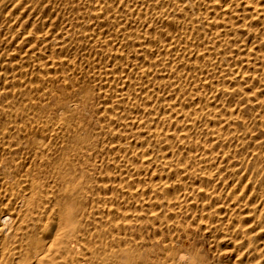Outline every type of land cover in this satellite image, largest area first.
<instances>
[{
	"label": "rangeland",
	"instance_id": "rangeland-1",
	"mask_svg": "<svg viewBox=\"0 0 264 264\" xmlns=\"http://www.w3.org/2000/svg\"><path fill=\"white\" fill-rule=\"evenodd\" d=\"M0 0V212H5L6 207L16 205L18 210L16 215L10 216L13 219H6L2 223L4 225L5 236H0V245L5 246L15 244L20 231V227L31 228L30 216L25 219L20 217L16 219L17 212L24 207L20 200L17 203L16 194L24 191L31 179L33 183L38 184V191L43 194L39 195L33 201V212L43 218L46 222L47 218L54 217L65 226L81 228L87 233V243L92 244L87 252L91 253L88 264H264V0ZM30 1V2H29ZM33 1V2H32ZM35 1V2H34ZM42 1V2H40ZM51 3H50V2ZM83 2L80 4V2ZM92 1V2H90ZM116 5H115V3ZM140 1V3H138ZM165 1V2H164ZM184 1H186L184 3ZM191 1V2H190ZM211 3H210V2ZM217 1V2H216ZM228 1V2H227ZM249 1V2H248ZM19 2V4H18ZM29 2V3H28ZM45 2V3H44ZM66 2V3H65ZM98 2V5L96 3ZM112 2V3H111ZM134 2L135 5H131ZM148 2V4H147ZM150 2L152 4H150ZM159 2V3H157ZM170 2V3H169ZM202 2V3H201ZM209 4H207V3ZM219 2V3H218ZM232 2V3H231ZM257 4H255V3ZM260 2V3H259ZM28 3V4H27ZM32 3V6H31ZM36 3V4H35ZM42 3V5H41ZM50 3V4H49ZM54 3V4H52ZM88 3V5H87ZM91 7H90V5ZM94 3V5H93ZM121 3V4H119ZM129 3V4H128ZM165 3V4H164ZM174 3V5L172 4ZM176 3V4H175ZM187 3H189L187 5ZM207 6H206V4ZM215 6H214V4ZM223 3V4H222ZM228 3V4H227ZM238 5H237V4ZM241 3V4H240ZM246 3V4H245ZM253 3V4H252ZM23 4V5H22ZM27 4V5H26ZM39 4L40 6H38ZM66 4V5H65ZM113 4V5H112ZM137 4V5H136ZM147 4V5H146ZM155 4V5H154ZM158 4L159 7H158ZM198 4L199 6L195 5ZM203 4V5H200ZM205 4V5H204ZM213 4V5H212ZM220 4V8L219 5ZM229 5L228 7L226 6ZM231 4L233 7H231ZM249 4V5H248ZM251 4V5H250ZM13 5H15L13 7ZM18 5V6H17ZM21 5V6H20ZM30 5V6H29ZM45 5V6H44ZM73 5V8L72 6ZM78 9H77V6ZM105 5V6H104ZM121 5V6H120ZM129 5V6H128ZM139 5V6H138ZM157 5V8H155ZM181 5V6H179ZM194 5V6H193ZM253 5V6H252ZM29 6V9H27ZM34 6V7H33ZM37 6V8H36ZM48 6V7H47ZM51 6V8L49 7ZM63 6V8H61ZM66 8H65V7ZM69 6V7H67ZM93 7L96 9L93 10ZM117 8H116V7ZM126 6L128 7L126 8ZM132 6V7H131ZM138 6V7H136ZM142 6V7H141ZM150 6L153 10L150 9ZM164 6V7H163ZM172 6V8H171ZM179 6V7H178ZM191 6V7H189ZM197 6V7H196ZM204 6V7H203ZM242 6V7H241ZM247 6V7H246ZM252 6V7H251ZM256 6V9H255ZM47 7V8H46ZM55 7V8H53ZM80 7V8H79ZM90 10H88V8ZM114 7V9H112ZM121 7V8H119ZM144 7V8H143ZM147 7V8H146ZM149 7V8H148ZM165 10L167 7V10ZM181 7V8H180ZM195 7V8H194ZM209 11L207 10L208 8ZM226 7V8H225ZM249 7V8H248ZM251 7V8H250ZM26 8V9H25ZM36 8V9H34ZM46 8V9H45ZM53 8V9H52ZM126 8V9H125ZM160 8V9H159ZM178 8V10H177ZM194 8V9H193ZM199 8V9H198ZM203 8V10H202ZM216 8V9H212ZM219 8V11L218 9ZM229 8V10H228ZM240 8V9H239ZM12 9V10H11ZM15 9V10H14ZM25 9V10H24ZM42 9V10H41ZM50 9V10H49ZM58 11H56V10ZM63 9V10H62ZM66 9V11H65ZM69 9V10H67ZM73 11H71V10ZM81 9V10H80ZM116 9V10H115ZM125 11H124V10ZM134 9V10H133ZM149 9V11H148ZM155 9V10H154ZM174 9V10H171ZM181 9V10H180ZM183 9V10H182ZM193 9V11L191 10ZM196 9V10H195ZM201 9V10H200ZM205 9V11H204ZM212 9V10H211ZM232 11H231V10ZM237 9V10H236ZM242 9V10H241ZM252 9V10H251ZM260 9V11H259ZM9 10V11H8ZM28 10V11H27ZM36 10V11H35ZM45 10V11H44ZM79 10V12H77ZM128 10V11H127ZM133 10V11H132ZM146 10V11H145ZM151 10V12H150ZM160 12H159V11ZM171 10V11H170ZM177 10V11H176ZM187 10V11H186ZM189 10V11H188ZM195 10V11H194ZM198 10V13L196 12ZM217 10V12H216ZM222 10V11H221ZM224 10V11H223ZM233 10H235L233 12ZM240 12H237V11ZM247 10V11H246ZM250 10V11H249ZM258 10V11H257ZM263 10V11H262ZM7 11V12H6ZM15 11V12H14ZM24 11V12H22ZM40 11V12H39ZM43 11V12H42ZM47 11V12H46ZM49 11V12H48ZM54 11V12H52ZM67 12V14L65 12ZM103 11V12H102ZM107 11V12H106ZM119 11V12H118ZM127 11V12H126ZM131 11V12H129ZM136 11V12H135ZM170 11V12H169ZM181 13H180V12ZM183 11V12H182ZM202 11V12H201ZM229 11V12H228ZM246 13H245V12ZM252 11V12H251ZM254 11V12H253ZM21 12L23 14H21ZM27 12V15H26ZM35 12V13H34ZM37 12V13H36ZM44 12L47 13L46 18ZM56 12V13H55ZM76 12V14H75ZM84 12V13H83ZM86 12V13H85ZM90 12V13H89ZM113 12L115 13L112 16ZM124 12V13H123ZM135 14H134V13ZM144 12V13H143ZM172 12V13H171ZM179 12V13H178ZM186 14H185V13ZM192 14H191V13ZM194 12V13H193ZM195 12L197 14H195ZM200 12V13H199ZM207 12V16H206ZM221 12V13H220ZM227 12V13H226ZM257 12V13H256ZM8 13V14H7ZM52 13V15H51ZM55 15H54V14ZM62 13V14H61ZM65 13V14H64ZM81 13V14H80ZM93 13V14H91ZM96 15H95V14ZM105 13H107V18ZM117 13V14H116ZM126 13V14H125ZM130 15H128V14ZM137 13V14H136ZM143 13V15H141ZM146 13V14H145ZM169 13V15H167ZM185 15H184V14ZM188 13V14H187ZM190 13V14H189ZM201 13L205 15V17ZM226 13V15L224 14ZM232 13V15H231ZM240 13V14H239ZM255 13V14H254ZM7 14V15H6ZM37 14V15H36ZM60 16H59V15ZM90 14L89 16H87ZM123 14V15H121ZM132 14L134 16H132ZM149 14V16H148ZM166 14V15H165ZM171 14V15H170ZM199 14V15H198ZM210 14V15H208ZM223 14L225 15L223 17ZM25 15V16H24ZM31 20H29L28 16ZM35 15V16H34ZM50 15V16H49ZM65 15V16H64ZM77 15V16H76ZM80 15V16H78ZM83 15L84 18L82 17ZM100 15V16H99ZM137 15V19H136ZM180 18H179V16ZM189 17H188V16ZM213 15V17H212ZM221 16V21L218 18ZM256 15V16H255ZM23 16V17H22ZM41 16V17H40ZM55 16V17H54ZM81 19H76L75 17ZM96 16V17H95ZM113 20L116 18V20ZM126 16V17H122ZM140 16V17H139ZM155 16V17H154ZM160 16V17H158ZM163 16V17H162ZM169 16V17H168ZM210 18H209V17ZM236 16V18H235ZM240 16V18H238ZM244 16V17H243ZM246 16V17H245ZM261 16V17H260ZM38 17H40L38 19ZM51 17V18H48ZM90 17V19L88 18ZM94 17V18H93ZM101 17V18H100ZM110 17V18H109ZM122 17L123 20H120ZM133 17V19H132ZM143 17V18H142ZM149 17V18H148ZM174 17V18H173ZM178 17V18H177ZM196 17L198 20L193 22ZM226 17L231 18L229 21ZM233 17V21L232 20ZM23 18V19H22ZM45 18V19H44ZM56 21V19H58ZM83 18V19H82ZM86 18V19H85ZM98 18V20H97ZM102 18H104L103 21ZM119 18V20H118ZM135 18V19H134ZM156 18V19H155ZM176 18V20H175ZM212 20L206 23L205 19ZM212 18V19H211ZM216 18V19H215ZM243 18V19H242ZM247 18V19H246ZM22 19V20H21ZM33 19H37L36 22ZM45 23H44V21ZM76 19V20H75ZM96 21H92V20ZM125 19V20H124ZM139 19V20H138ZM147 22H145L144 20ZM150 19V20H149ZM153 19V20H152ZM173 19V20H172ZM228 21L227 22H223ZM241 21H240V20ZM21 20V21H20ZM41 20V21H40ZM47 20V21H46ZM50 20V21H49ZM86 20V21H85ZM102 20V21H100ZM109 20V21H108ZM130 20V21H129ZM141 20V22H140ZM156 20V22H155ZM166 20V21H165ZM185 20V21H184ZM187 20V23H186ZM238 20V22L236 21ZM253 20V21H252ZM259 20V21H258ZM49 21V24H48ZM52 21V22H51ZM82 21V22H81ZM113 21V22H112ZM124 23H123V22ZM126 21L130 22L127 23ZM132 21V22H131ZM137 21H139L137 23ZM143 21V22H142ZM175 21V22H173ZM179 21V22H178ZM183 21V22H182ZM190 21V22H189ZM217 21V22H216ZM220 23V27L218 24ZM247 21V22H246ZM250 21V22H249ZM43 22V23H42ZM57 22V23H56ZM79 22V24H77ZM87 22V24H86ZM94 22V23H92ZM99 22V25L97 23ZM108 22V23H107ZM155 22V23H154ZM163 24V27L161 23ZM166 22V23H165ZM171 22V25H170ZM195 23V25L193 23ZM224 24H223V23ZM234 22V23H233ZM255 22V23H254ZM47 23V26H46ZM52 23V24H50ZM84 23V24H83ZM91 23V25H90ZM103 23V25H101ZM106 23V24H105ZM120 24V29L117 24ZM122 23V24H121ZM137 23V24H135ZM141 23V24H140ZM142 23H145L142 24ZM176 23V24H175ZM191 23V24H190ZM208 25L212 31L205 28ZM208 23V24H207ZM229 24V28L227 24ZM233 23V24H231ZM238 23V25L236 24ZM44 24V26H43ZM59 24V26H58ZM86 24V25H85ZM95 26H94V25ZM124 24V26H123ZM127 24V25H126ZM155 26H154V25ZM159 24L161 26H159ZM169 24V25H167ZM185 24V25H184ZM190 24V25H189ZM217 24V25H216ZM236 24L238 27H236ZM18 25V26H17ZM24 25V26H23ZM57 25V27H56ZM84 25V26H83ZM110 25V26H109ZM113 27H112V26ZM134 25V26H133ZM138 25L137 29L136 26ZM158 25L159 27H157ZM176 25V26H175ZM181 25L186 27H181ZM189 25V26H188ZM191 25L196 29H191ZM197 25V26H196ZM243 25V26H241ZM257 25H259L257 27ZM23 28L21 30V28ZM34 26H36L34 28ZM71 26V29H70ZM82 26V27H81ZM90 26V29H89ZM93 26V27H92ZM100 26L103 28H100ZM105 26V27H104ZM131 26V30H130ZM141 29H140V27ZM153 26V28H152ZM169 31L168 32V27ZM173 26V27H172ZM179 26V27H178ZM188 26V28H187ZM217 26V28H216ZM224 26V27H223ZM9 27V28H8ZM14 27V28H13ZM33 27V28H32ZM53 27V28H52ZM68 27V28H67ZM108 27V28H107ZM112 29H111V28ZM124 27V28H123ZM126 27V28H125ZM134 27V28H133ZM144 27V28H143ZM204 27V28H203ZM241 27V29H239ZM260 27V28H259ZM20 28V29H19ZM57 28V29H56ZM80 29L79 33L77 29ZM84 28V30L82 29ZM106 28V29H105ZM117 32H116V29ZM129 28V29H127ZM151 28V29H150ZM156 28L155 30H153ZM159 28V29H158ZM164 28V29H163ZM172 28V29H170ZM190 28V29H189ZM227 29V31L225 30ZM232 28V29H231ZM247 28V29H246ZM258 28V30H257ZM20 31H19V30ZM32 29V30H31ZM39 31H38V30ZM42 29V30H41ZM47 29H49L47 31ZM56 29V30H53ZM67 29V30H66ZM82 29V30H81ZM87 29V31H85ZM108 29V30H107ZM136 32H135V30ZM144 29V30H143ZM146 29V30H145ZM150 34H148L149 30ZM158 29V30H157ZM161 29V30H160ZM183 29V30H182ZM204 29V30H203ZM210 33L207 32V30ZM217 29V30H216ZM222 29V30H221ZM230 29V30H229ZM18 30V31H17ZM30 30V32H28ZM103 30V31H102ZM106 30V31H104ZM110 30V31H109ZM115 30V32H114ZM119 30V31H118ZM124 30V32H123ZM126 30V31H125ZM134 32H133V31ZM142 34H140L141 32ZM152 30V31H151ZM157 30V31H156ZM165 30V31H164ZM174 30V31H173ZM187 30V31H186ZM189 30V31H188ZM219 33H217V31ZM231 35H230V32ZM232 30V31H231ZM251 30V31H250ZM22 31V32H21ZM36 31L38 33H36ZM46 31V32H43ZM73 31L74 34H73ZM82 31L84 32L82 33ZM90 31V32H89ZM95 31V32H94ZM103 33L101 34L100 33ZM113 31V32H111ZM144 31V32H143ZM159 31H161L159 33ZM164 31V33H163ZM177 31V32H176ZM179 31V32H178ZM193 31L195 32L193 34ZM199 31V32H198ZM206 31V32H204ZM226 31V32H225ZM239 31V34L238 32ZM244 31V32H241ZM247 31V32H246ZM20 34H18V33ZM24 32V33H23ZM26 32V33H25ZM48 32V33H47ZM59 32V33H58ZM65 32H68L65 33ZM71 34V37L69 36ZM81 32V33H80ZM92 32V33H91ZM106 32V33H105ZM109 32V33H108ZM128 32V33H127ZM131 32V34H130ZM135 34H133V33ZM169 34H168V33ZM173 32V34H172ZM185 37H184V33ZM192 32V34H191ZM201 32V33H200ZM204 32V33H202ZM229 32V33H228ZM235 32V33H234ZM252 32V33H251ZM31 33V34H30ZM33 33V34H32ZM42 33V34H41ZM44 33H46L44 35ZM51 33H53L51 35ZM95 33V34H94ZM98 33V34H97ZM112 35H111V34ZM126 33V34H125ZM147 33V34H146ZM157 33V34H156ZM163 33V34H162ZM166 33L171 38L166 35ZM178 33V34H177ZM192 35H188V34ZM214 33V34H213ZM226 35H225V34ZM28 36H27V35ZM32 36H30V35ZM49 34V35H48ZM64 34H67L64 35ZM81 35L80 37L78 36ZM110 34V35H109ZM115 34V35H114ZM118 34V35H117ZM124 35L123 36H121ZM133 34V35H132ZM149 35V36H146ZM159 34V37H158ZM182 36H180V35ZM205 36H204V35ZM209 34V36H208ZM212 34V35H211ZM229 36H228V35ZM237 34V35H236ZM247 34V35H246ZM249 34V35H248ZM253 34V35H252ZM4 35V36H3ZM18 35V36H17ZM26 35V36H25ZM43 37H42V36ZM48 35V37L46 36ZM78 37H77V36ZM83 35V36H82ZM92 37H91V36ZM94 35V36H93ZM100 35V37H99ZM115 39V43L110 39ZM126 35V36H125ZM132 35V36H130ZM136 35V36H135ZM139 35V37L137 36ZM142 37H141V36ZM164 39L166 36L168 38ZM165 35V36H164ZM176 35V36H175ZM188 35V39L184 40ZM195 35V36H193ZM242 35V37H241ZM263 35V36H262ZM16 36V37H14ZM25 36V37H23ZM37 36V37H36ZM51 36V39H50ZM60 38H59V37ZM66 36V39L65 37ZM75 36V37H74ZM103 36V37H102ZM113 36V37H112ZM117 36V38H116ZM134 36V37H133ZM221 36V38H220ZM30 37V38H29ZM39 37V38H38ZM83 37V38H82ZM91 37V38H89ZM100 38L96 40V38ZM102 37V38H101ZM120 39H119V38ZM127 37V38H126ZM133 37V38H131ZM136 40H133L135 39ZM181 37V40L179 39ZM197 37V38H196ZM202 37V38H201ZM213 37L211 43L209 38ZM224 37V38H222ZM228 37V38H227ZM238 37V38H237ZM32 38L34 40H32ZM38 38V39H37ZM45 38V39H44ZM49 40H48V39ZM53 38H55V41ZM69 38V39H68ZM91 40H89V39ZM93 38V39H92ZM124 38L125 42L123 41ZM139 38H141V41ZM144 38V39H143ZM154 38V39H153ZM158 38V39H157ZM179 40H177V39ZM195 38V41H193ZM201 40H199V39ZM204 38H206L204 40ZM237 38V39H236ZM241 38V40H240ZM247 38V39H246ZM23 39V41H22ZM28 39V41H27ZM37 39V40H35ZM78 41H75L77 40ZM85 41H84V40ZM95 39V40H94ZM119 39V40H118ZM127 39V40H126ZM138 39V41H137ZM148 39L149 41H146ZM153 39V40H152ZM173 39V40H172ZM193 39V40H192ZM230 40V41H226ZM236 39V40H234ZM243 39V40H242ZM250 39V40H249ZM33 42H30V41ZM41 40V41H40ZM45 40V41H44ZM47 40V41H46ZM60 40V41H58ZM63 40V41H62ZM82 40V42H80ZM133 42H132V41ZM140 40V41H139ZM156 40V41H155ZM161 40L163 42H161ZM174 44H172L173 42ZM199 40V41H198ZM219 41V42H216ZM17 41V42H16ZM21 41V45L19 43ZM25 41V42H24ZM37 41V42H36ZM50 41V43H49ZM62 43L60 44V42ZM72 41V44L71 42ZM84 41V44H83ZM88 41V42H87ZM102 41V42H101ZM110 41V42H107ZM120 41V42H119ZM156 43H154V42ZM184 41V42H183ZM234 41V42H233ZM240 41V43H239ZM249 41V42H248ZM29 44H28V43ZM45 42V43H44ZM49 44H48V43ZM52 42H55L54 44ZM68 42V43H67ZM75 42V44H74ZM80 42V43H79ZM95 42V44H94ZM96 42L98 46L96 45ZM129 42V43H128ZM148 42V43H146ZM153 42V43H152ZM164 42L165 43L164 45ZM179 42V43H178ZM195 42V43H194ZM206 42V43H205ZM226 42V43H225ZM14 43V44H13ZM33 43V44H32ZM48 45H47V44ZM58 43V44H57ZM87 43V44H86ZM103 43V44H102ZM105 43V45H104ZM123 43V44H122ZM126 43V44H125ZM129 45H128V44ZM171 43V44H170ZM187 43V44H184ZM196 43H201L196 44ZM205 43V44H204ZM209 43V44H208ZM217 43H219L217 45ZM223 43V44H222ZM231 43V44H229ZM234 43V44H233ZM238 43V46L236 45ZM18 44V46H16ZM36 44V46H35ZM45 44V45H44ZM56 44V45H55ZM89 44V46H88ZM93 44V45H92ZM114 44V48L112 47ZM118 44V45H117ZM147 48H145L146 46ZM148 44V45H147ZM179 44V46H178ZM195 44V45H194ZM216 44V45H215ZM222 44V46H221ZM25 45V46H24ZM26 45H28L26 47ZM40 45V46H39ZM71 45V46H70ZM95 45V47H94ZM112 47H110V46ZM123 47L121 48V46ZM125 45V47H124ZM127 45V46H126ZM137 45V46H135ZM144 45V46H143ZM153 48L151 50L150 48ZM172 45V46H171ZM184 45V46H181ZM202 45V48L199 47ZM234 45V46H232ZM252 45V46H251ZM14 46V47H13ZM51 46V47H50ZM57 46V47H56ZM64 48H60L63 47ZM68 46V47H67ZM81 46V47H80ZM103 46V47H102ZM117 46L119 48H117ZM136 48H134V47ZM141 46V47H139ZM143 46V47H142ZM156 47V53L155 48ZM169 46V47H168ZM185 46L187 48H185ZM194 46V49H193ZM209 50L207 49V47ZM212 46V47H209ZM216 46V49L213 48ZM231 46V48H229ZM243 46V47H242ZM256 46V48H255ZM23 47V48H22ZM31 47V48H30ZM44 47V48H43ZM55 48V50L53 49ZM77 49H75V48ZM92 47H94L92 49ZM110 48V49H106ZM128 47V49H126ZM133 47V48H132ZM139 47V48H138ZM159 49H158V48ZM165 47V48H164ZM177 47V49H176ZM179 47V48H178ZM184 47V48H183ZM190 47L193 49L189 50ZM199 47V48H198ZM228 47V48H227ZM247 47V48H246ZM251 47V48H250ZM21 48V49H20ZM29 48V49H28ZM34 48V49H33ZM41 49L40 51L37 49ZM81 48V50L79 49ZM90 48V49H89ZM96 48V49H95ZM105 48V49H104ZM116 48V50H115ZM121 48V49H120ZM132 48V49H131ZM142 48V49H141ZM161 48V49H160ZM163 48V51H161ZM167 48V49H166ZM174 48V49H172ZM183 48V49H181ZM205 48V49H204ZM212 48V49H211ZM260 48V49H259ZM14 49V51H13ZM17 49V50H16ZM34 51H33V50ZM62 49V50H61ZM95 49V50H94ZM99 49V50H98ZM102 49V50H100ZM118 49V50H117ZM132 51H131V50ZM137 49V50H136ZM139 49V50H138ZM149 49V50H148ZM166 49V50H164ZM188 49V53L186 51ZM201 49L200 51H197ZM240 49V50H239ZM12 50V51H11ZM23 50V51H22ZM26 50V51H25ZM31 50V51H30ZM44 50V52H43ZM50 52V54L47 51ZM52 52H51V51ZM60 50V51H59ZM64 50V51H63ZM77 50V51H76ZM93 50V51H92ZM113 50V51H112ZM122 50V51H121ZM125 50V52H123ZM130 53H128L127 51ZM144 50V51H143ZM146 50V51H145ZM170 50V52L168 51ZM174 50L175 52H173ZM182 50V51H181ZM203 50V51H202ZM214 50V51H213ZM10 51V52H9ZM16 51V52H15ZM39 51V52H38ZM59 51V52H58ZM118 51V52H117ZM120 51V53H119ZM140 51V52H139ZM148 51V52H147ZM150 51V52H149ZM160 51V53H157ZM166 51V54L164 53ZM186 51V52H183ZM192 51V52H191ZM195 51V53H194ZM237 51V52H235ZM248 51V52H247ZM20 52V53H18ZM31 52V53H24ZM35 52V53H34ZM38 55H37V53ZM43 52V53H42ZM107 52V54H106ZM110 52V53H108ZM116 52V53H115ZM153 52V53H152ZM163 52V53H162ZM207 52V53H206ZM212 53V55L209 54ZM227 52V53H226ZM246 52V53H245ZM10 53V54H9ZM15 53V54H13ZM22 53V57H21ZM33 53V54H32ZM48 53V57L44 55ZM52 53V54H51ZM75 53V54H74ZM79 53V54H78ZM111 53L112 57H111ZM125 53V54H124ZM127 53V55H126ZM133 53V54H132ZM140 53V54H138ZM144 53V54H143ZM150 55H148V54ZM162 53V54H161ZM169 53V54H168ZM174 55H173V54ZM182 53V56H181ZM201 53V55L199 54ZM205 55H203V54ZM216 53V54H214ZM221 53V54H220ZM224 53V55H222ZM12 54V55H11ZM19 54V55H18ZM25 56H24V55ZM36 54V55H35ZM40 54V55H39ZM42 54V55H41ZM60 55L58 57V55ZM72 54V55H71ZM77 54V55H76ZM104 54V55H103ZM130 56H129V55ZM142 54V56H141ZM149 58H148V56ZM153 56H152V55ZM155 54V55H154ZM171 54V55H170ZM176 54V55H175ZM197 54V55H196ZM199 54V55H198ZM208 55V59L207 56ZM241 54V55H240ZM249 54V55H248ZM16 55V56H15ZM68 55V57H67ZM71 55V56H70ZM133 55H135L133 57ZM146 55V56H145ZM157 55V56H156ZM163 55V57H162ZM174 57H173V56ZM178 55V56H177ZM180 55V56H179ZM187 55V56H186ZM215 57H214V56ZM218 58H216L217 56ZM36 56V58H35ZM39 56L41 58H39ZM45 56V57H43ZM49 56L51 59H49ZM54 56V57H53ZM66 56V58H65ZM72 56L73 59H72ZM77 56V58H75ZM81 56V57H80ZM107 56V57H106ZM110 56V57H108ZM116 56V57H115ZM125 56H127L125 58ZM129 56V57H128ZM171 56V57H170ZM177 56V57H176ZM192 56V57H191ZM198 58L196 59L195 58ZM198 56V57H197ZM204 56V57H203ZM210 56V57H209ZM79 57V58H78ZM83 57V58H82ZM100 57V59H99ZM106 59H103V58ZM120 57V58H119ZM143 57V59L141 58ZM148 62L145 63L146 58ZM161 58L160 59H158ZM168 57V58H167ZM170 57V58H169ZM190 57V58H188ZM206 57V59H205ZM212 57V58H211ZM227 57V59L225 58ZM254 57V58H253ZM21 58V59H20ZM23 58V59H22ZM29 58V59H28ZM39 58V59H38ZM53 58H55V61ZM82 58V59H81ZM108 58V59H107ZM113 58V59H112ZM116 58V59H115ZM129 59V61L127 60ZM131 58V59H130ZM136 58V59H135ZM163 58V59H162ZM177 58V59H175ZM186 58V59H184ZM203 58V59H202ZM229 59V64L228 61ZM231 58V59H230ZM240 58V59H239ZM26 59V60H25ZM46 59V60H45ZM63 59L62 63L60 61ZM67 59V61H66ZM69 59V60H68ZM73 61H72V60ZM78 59V60H77ZM79 59H81L79 61ZM104 63H103V61ZM115 59V60H114ZM135 59V60H134ZM175 59V60H172ZM190 61H189V60ZM195 59V62L193 61ZM214 59V60H212ZM219 59V61H218ZM248 59V60H247ZM21 60V61H20ZM23 60V61H22ZM26 62H25V61ZM38 60L40 64L38 65ZM41 60L43 61L41 64ZM75 60V61H74ZM84 60V62L82 61ZM86 60V62H85ZM91 60V61H90ZM102 65H100V61ZM110 60V61H109ZM112 60V61H111ZM118 60V62H117ZM145 60V61H144ZM172 62H169V61ZM202 63H200V61ZM208 60V61H207ZM211 60V61H210ZM218 63H214V62ZM225 60V61H224ZM35 61V62H34ZM37 61V62H36ZM44 61H48L44 63ZM54 63H51V62ZM78 61V63H76ZM82 61V63H81ZM96 61V62H95ZM99 61V62H97ZM122 61V62H121ZM131 61V62H130ZM135 61V62H134ZM154 61V62H153ZM174 61V62H173ZM186 61V62H185ZM206 61V65H205ZM223 61V64H222ZM231 61V62H230ZM255 61V62H253ZM25 62V64H24ZM29 62V63H28ZM56 62V63H55ZM74 62V63H73ZM93 62V63H92ZM111 62V63H110ZM116 62V64H115ZM127 62H129L127 64ZM140 64H139V63ZM150 62V63H149ZM164 64H162V63ZM177 62V63H176ZM182 62V63H181ZM184 62V63H183ZM193 64H191V63ZM198 62V63H197ZM208 62V64H207ZM237 62V63H236ZM22 63L24 65H22ZM35 63L38 65H35ZM59 63V64H58ZM72 63V64H69ZM76 63V65H75ZM87 63V64H86ZM92 63V64H91ZM113 63V65H112ZM120 63V64H118ZM123 63V64H121ZM158 63V64H157ZM168 63V64H167ZM172 63V64H170ZM179 63V65H178ZM186 63V64H185ZM195 63L196 66H195ZM204 63V64H203ZM220 63V64H219ZM44 64V65H43ZM54 64V69L52 68ZM58 65V69L57 66ZM83 64V65H82ZM90 64V65H88ZM99 64V65H98ZM111 64V65H110ZM126 64V66L124 65ZM170 64V65H169ZM182 64V65H181ZM184 64V65H183ZM190 64L192 66H190ZM258 64V65H256ZM47 67H41V66ZM51 70L49 69L50 67ZM73 65V66H72ZM107 65L109 68H107ZM118 66L117 67H115ZM133 67H132V66ZM152 65V66H151ZM181 65V66H180ZM200 65V66H199ZM203 65V66H202ZM205 65V67H204ZM220 65V66H219ZM230 67L228 68L227 67ZM262 65V66H261ZM37 66V67H36ZM67 66V67H66ZM76 66V67H74ZM80 66V67H78ZM83 66V67H82ZM98 66V67H97ZM111 66V68H110ZM124 66V67H122ZM129 66V69H128ZM141 66V67H139ZM146 66V67H145ZM158 66V68H156ZM172 66V67H171ZM175 66V68H174ZM177 66V67H176ZM179 66V69H178ZM185 66V67H184ZM187 66V67H186ZM225 66V67H224ZM242 66L243 70H242ZM252 66V67H251ZM34 67V68H33ZM40 67V68H39ZM61 67V68H60ZM101 67L103 69H101ZM122 67V68H121ZM169 67V68H168ZM181 67V68H180ZM191 67V69H190ZM196 67V68H194ZM228 69H227V68ZM47 68V71L45 70ZM67 68V69H66ZM71 70H70V69ZM74 68V70H73ZM84 68V69H82ZM136 70H134V69ZM137 68V69H136ZM146 70H145V69ZM148 68V69H147ZM150 68V69H149ZM160 68V69H159ZM162 68V69H161ZM164 68V69H163ZM168 68V69H167ZM177 68V69H176ZM186 71H185V69ZM212 70H211V69ZM232 68V69H231ZM239 68V69H238ZM33 69V70H32ZM61 69V70H60ZM63 69V70H62ZM100 69V70H99ZM106 69V72H105ZM127 69V70H126ZM142 69V70H140ZM153 74H152V70ZM156 69V70H155ZM158 69V71H157ZM172 69V70H171ZM176 69V70H175ZM187 69L189 71H187ZM195 69V70H194ZM215 69V70H214ZM254 69V70H253ZM45 72H43V71ZM54 70V71H53ZM99 70V72H98ZM113 70V71H112ZM115 70V71H114ZM122 70V71H121ZM124 70V71H123ZM132 70V71H131ZM140 70V71H139ZM162 70V71H160ZM166 73H165V71ZM175 70V71H174ZM178 70V71H177ZM180 70V71H179ZM193 70V72H191ZM202 70V72H201ZM246 70V72H245ZM42 71V72H41ZM56 71V72H55ZM58 71V72H57ZM65 76L63 75V72ZM71 71V72H70ZM97 71V72H96ZM101 71V72H100ZM104 71V72H102ZM108 71V72H107ZM139 71V72H138ZM148 71V72H146ZM169 71V72H168ZM173 71V72H172ZM207 71V72H206ZM220 71V72H219ZM236 71V72H235ZM243 71V72H241ZM256 71V73H255ZM41 72V73H40ZM48 74H47V73ZM60 72V73H59ZM94 72V74H93ZM99 78H96V73ZM121 74H120V73ZM136 72V74H135ZM141 72V73H140ZM158 72V73H157ZM162 72V73H161ZM182 72V73H181ZM187 72V73H186ZM199 72V73H198ZM211 72V73H210ZM245 72V73H244ZM44 73V74H43ZM53 73V74H52ZM62 74L61 79L56 76ZM104 76L102 77L103 74ZM109 73V74H108ZM113 73V74H112ZM116 73V74H115ZM124 73V75H123ZM131 73V74H130ZM145 73V74H144ZM177 73V74H176ZM179 73V74H178ZM210 73V74H209ZM234 73V74H233ZM236 73V74H235ZM54 78H53V76ZM72 76H71V75ZM101 74V77H100ZM115 74V75H114ZM120 75V77L118 76ZM140 74V75H139ZM142 74V75H141ZM161 74V75H160ZM164 74V76H163ZM167 76H166V75ZM182 74V76H181ZM185 74V75H184ZM190 74V77H189ZM195 76L192 77L191 76ZM212 74V76H211ZM219 74V75H218ZM223 74V75H222ZM234 76H233V75ZM49 75V76H47ZM112 75V76H111ZM151 77H150V76ZM174 75V76H173ZM176 75V76H175ZM217 75V76H216ZM221 75V76H220ZM231 75V76H230ZM254 75V76H253ZM68 76V77H66ZM71 76V77H70ZM110 78H109V77ZM117 76V78H116ZM125 76V77H124ZM136 76V77H135ZM140 76V77H139ZM143 76V77H142ZM146 76V77H145ZM148 76V77H147ZM181 76V77H180ZM204 76V78H202ZM223 76V77H222ZM225 76V77H224ZM229 76V77H227ZM236 76V77H235ZM240 76V77H239ZM243 76V77H242ZM49 77L51 79H49ZM57 77V78H55ZM65 77V78H64ZM70 77V78H69ZM73 77V78H72ZM105 77V78H104ZM150 77V78H149ZM164 80H163V78ZM166 77V78H165ZM184 77V78H183ZM215 77V79H214ZM231 77V78H230ZM67 78V80H66ZM131 81H130V79ZM133 78V79H132ZM139 78V79H138ZM146 78V79H145ZM157 78V79H156ZM189 78V79H188ZM207 78V79H206ZM209 78V79H208ZM213 78V80H212ZM230 78V79H228ZM253 78V79H252ZM259 78V79H258ZM54 81L52 82L51 80ZM63 79V80H62ZM70 79V80H69ZM72 79V80H71ZM110 80V82L108 80ZM117 79V80H116ZM119 79V80H118ZM138 79V80H137ZM156 79V80H155ZM170 79V80H169ZM173 79V80H172ZM196 81H195V80ZM223 79V80H222ZM233 79V80H232ZM247 79V80H246ZM50 80V81H49ZM56 80V81H55ZM60 80V81H59ZM100 82H99V81ZM104 80H106L104 82ZM121 80V81H120ZM127 80V81H126ZM133 80V81H132ZM141 80V82H140ZM148 80V81H145ZM155 80V81H154ZM167 80V81H166ZM176 80V81H175ZM183 80V81H182ZM187 80V82H185ZM200 83L202 81V83ZM201 80V81H200ZM214 84L212 85V83ZM232 80V81H231ZM256 80V81H254ZM58 81V82H57ZM63 81V82H62ZM67 83H66V82ZM108 81V82H107ZM113 81L114 87L111 85ZM119 81L120 84H117ZM126 81V82H125ZM151 81V82H150ZM159 81V82H158ZM175 81V82H174ZM183 83H182V82ZM192 81V82H191ZM215 81V82H214ZM230 81V82H229ZM235 81V82H234ZM245 81V82H244ZM65 82V83H64ZM103 82V84H102ZM107 82V83H106ZM117 82V83H116ZM129 82V83H128ZM137 84H136V83ZM140 82V83H138ZM144 84H143V83ZM181 82V84H180ZM191 82V84H190ZM206 82V84H205ZM210 82V84H209ZM224 82V83H223ZM233 82V83H232ZM258 84H257V83ZM48 83V84H47ZM110 83V84H109ZM115 83V84H114ZM134 83V84H133ZM151 83V84H149ZM165 83V84H164ZM204 83V84H203ZM222 83V85H221ZM232 83V85H230ZM254 83H256L254 85ZM261 83V84H260ZM66 84V85H65ZM124 84V85H123ZM127 84V85H126ZM130 85V89L128 88ZM141 84V85H139ZM143 84V86H142ZM168 84V85H167ZM176 84V85H175ZM183 84V85H182ZM199 84V85H198ZM208 84V85H207ZM217 86H216V85ZM249 84V85H248ZM107 85V86H105ZM126 90H124V87ZM135 85V86H133ZM137 85V86H136ZM139 85V86H138ZM159 85V86H158ZM181 85V86H180ZM186 85V86H185ZM188 85V86H187ZM195 85V86H194ZM205 85V86H204ZM219 85V86H218ZM254 85V86H252ZM262 85V86H261ZM104 86V87H102ZM112 86V87H111ZM117 86H119L118 89ZM121 86V87H120ZM127 86V87H126ZM132 86V87H131ZM142 86V87H140ZM155 86H157L155 88ZM176 86V87H175ZM190 86V87H189ZM202 86V87H201ZM207 86V87H206ZM223 86V87H222ZM227 86V87H226ZM238 86V87H237ZM256 86V88H255ZM107 87V88H106ZM108 87H111L108 89ZM123 87V88H122ZM136 87V89H134ZM144 87V89H143ZM147 87V88H146ZM149 87V88H148ZM166 87V88H164ZM179 87V88H178ZM180 87H182L180 89ZM200 87V88H199ZM222 87V88H220ZM230 87V88H229ZM101 88V89H100ZM113 88V89H112ZM128 88V89H127ZM131 88L133 89L131 91ZM155 88V89H154ZM163 88V89H162ZM178 88V89H177ZM186 88V89H185ZM247 88V89H246ZM113 92H111L112 90ZM147 95H146V92ZM150 89V90H149ZM159 92L157 93V91ZM170 89V90H169ZM180 89V90H179ZM183 89V91H181ZM193 91H192V90ZM209 89V90H208ZM221 89V90H220ZM237 89V90H236ZM239 89V90H238ZM246 89V90H245ZM110 92H109V91ZM131 93H130V91ZM142 90V91H141ZM153 92H152V91ZM162 90V91H161ZM169 90V91H168ZM175 90V91H174ZM191 90V91H190ZM206 90L208 92H206ZM212 90V91H210ZM214 90V91H213ZM220 90V91H218ZM228 92L226 93V91ZM232 90V91H231ZM250 90V91H249ZM14 91V93H13ZM105 91V92H104ZM108 95H106L107 93ZM115 91V92H114ZM123 91V92H122ZM145 93H144V92ZM155 91V93H154ZM166 91V93H165ZM171 91V93H170ZM174 91V92H172ZM179 91V93H178ZM197 91V92H196ZM262 91V92H261ZM98 92V93H97ZM122 92V94H121ZM126 94H125V93ZM132 92H134L132 94ZM137 92V93H135ZM139 92V93H138ZM142 92V93H141ZM161 92V93H160ZM201 92L202 96H201ZM218 92V93H217ZM232 92V93H231ZM261 92V93H260ZM115 93V94H114ZM168 93V94H167ZM210 93V94H209ZM220 93V94H219ZM247 93V95H246ZM112 97L110 98V95ZM128 94V95H127ZM135 94V96H134ZM152 94V95H151ZM162 96H161V95ZM177 94V95H176ZM179 94V95H178ZM200 94V95H199ZM207 94V95H206ZM218 94V95H217ZM232 94V95H231ZM238 94V95H236ZM242 94V95H241ZM263 94V95H262ZM106 95V96H105ZM114 95V96H113ZM124 95V97H122ZM143 95V96H142ZM186 95V96H185ZM190 95V96H189ZM194 95V96H193ZM214 95V96H213ZM234 95V96H233ZM127 96V99H126ZM147 96V97H146ZM150 99H149V97ZM170 96V97H169ZM172 96V97H171ZM185 96V97H184ZM206 96V97H205ZM221 96V97H220ZM225 96V98H224ZM232 99H231V97ZM239 96V98H238ZM256 96V97H255ZM106 97V98H105ZM131 98L128 102V99ZM137 97V99H136ZM146 97V98H145ZM152 97V98H151ZM174 97V98H173ZM179 97V98H177ZM188 97V98H187ZM208 97V98H207ZM223 97V98H222ZM227 97V98H226ZM261 97V98H259ZM263 97V98H262ZM110 98V99H109ZM120 101L123 102H120ZM167 98V99H166ZM170 98V99H168ZM176 98V99H175ZM187 98V100L185 99ZM197 98V99H196ZM221 98V101L220 99ZM237 98V99H235ZM112 99V100H111ZM115 99V100H114ZM117 99V100H116ZM134 99V100H133ZM147 99V100H146ZM149 99V100H148ZM155 99V100H153ZM162 99V100H161ZM181 99V103H180ZM185 102H184V100ZM190 101H189V100ZM195 99V101H194ZM201 99V100H200ZM203 99V100H202ZM210 99V100H209ZM232 101H231V100ZM235 99V100H233ZM255 99V100H253ZM74 100V101H73ZM108 100V101H107ZM177 100V101H175ZM194 102H192V101ZM200 100V102L198 101ZM215 100V101H214ZM225 100V101H224ZM229 100V101H228ZM247 100V101H246ZM107 101V103H106ZM113 101V104L111 102ZM153 103H152V102ZM155 101V102H154ZM161 101V104H160ZM188 101V102H187ZM202 101V102H201ZM115 102V103H114ZM118 102V103H117ZM133 102V103H132ZM136 102V103H134ZM159 103V107L155 103ZM169 102V103H168ZM172 102V104H171ZM176 102V106L175 103ZM179 102V104H177ZM191 105H190V103ZM205 102V103H204ZM217 102V104H215ZM224 102V104H223ZM240 102V103H239ZM253 102V103H252ZM110 103V104H109ZM129 103V104H128ZM145 103V104H144ZM184 103V107L182 106ZM200 103V104H198ZM204 103V104H203ZM230 103V104H229ZM246 105H244V104ZM117 104V105H116ZM127 108H126V106ZM132 104V105H131ZM143 104V105H141ZM155 108L157 106V108ZM182 104V105H181ZM189 104V106H188ZM210 104V105H209ZM226 104L229 106L226 107ZM233 106H232V105ZM248 104V105H247ZM257 104V105H256ZM104 105V106H103ZM107 105V107L105 106ZM111 105V106H110ZM116 105V106H115ZM121 105V106H120ZM134 105V107H133ZM141 105V107H140ZM148 105L150 107H148ZM153 105V106H152ZM200 105V106H199ZM207 105V106H206ZM120 106V107H119ZM125 106V107H123ZM132 109H131V107ZM136 106V107H135ZM146 106V108H145ZM161 106V108H160ZM163 106V108H162ZM166 106V107H165ZM169 106V107H168ZM175 106V108H174ZM191 108L193 109H190ZM256 106V107H255ZM262 106V107H261ZM104 107V108H103ZM107 109H106V108ZM108 107H111L108 108ZM115 107V110H114ZM139 107V109H138ZM172 107V108H171ZM195 107V108H194ZM206 107V109H205ZM210 107V108H209ZM218 107V108H217ZM239 108V109H236ZM251 107V108H250ZM113 108V109H112ZM123 111H122V109ZM126 108V109H125ZM135 108V109H134ZM155 110H153V109ZM184 108V109H183ZM198 108V109H197ZM232 108V109H229ZM255 108V109H254ZM260 108V109H259ZM262 108V109H261ZM106 109V110H104ZM119 109V110H118ZM128 109V111H127ZM137 109V110H136ZM159 109V110H158ZM172 109V110H171ZM180 109V110H177ZM195 109V110H194ZM202 109V110H201ZM204 109V110H203ZM209 109V111H208ZM223 109V110H222ZM247 109V110H246ZM103 110V111H102ZM111 110V111H110ZM116 113H114V111ZM120 112H118V111ZM147 110V112H146ZM172 112H170V111ZM227 110V112H226ZM231 110V112H230ZM236 110V111H235ZM128 116H127V112ZM133 111V112H132ZM145 111V112H144ZM161 114H160V112ZM163 111V112H162ZM176 111V112H175ZM181 111V112H178ZM188 111V112H187ZM195 111V112H194ZM196 111L198 113H196ZM214 111V112H213ZM222 111V112H221ZM225 111V112H224ZM229 111V112H228ZM245 111V112H244ZM248 111V112H246ZM250 111V112H249ZM17 112V113H16ZM111 112V113H110ZM114 114H113V113ZM118 112V113H117ZM124 113V115H122ZM136 112V113H135ZM169 112V113H168ZM174 112V113H173ZM191 114H190V113ZM206 112V113H205ZM209 112V113H208ZM252 112V114H251ZM28 113V114H27ZM109 115H108V114ZM142 113L144 114L142 117ZM147 113V114H146ZM149 113V114H148ZM173 113V114H172ZM182 115H181V114ZM206 115H205V114ZM210 115H208V114ZM220 113V114H219ZM223 113V114H222ZM229 115H227V114ZM235 113V114H234ZM243 113V114H242ZM254 113V114H253ZM118 114H120L118 116ZM176 114V115H175ZM181 117H176L178 115ZM189 114V115H188ZM194 116H193V115ZM227 116H226V115ZM230 114L232 116H230ZM251 114V115H250ZM114 115V116H112ZM162 115V116H161ZM169 115V116H168ZM172 115V116H171ZM186 115L188 117H186ZM200 115V116H199ZM234 115V116H233ZM240 115V118H239ZM253 115V117H252ZM263 115V118L262 116ZM110 116V119L109 117ZM112 116V117H111ZM120 116L122 117L120 119ZM124 116V117H123ZM127 116V117H126ZM136 116V117H135ZM138 116V117H137ZM140 116L141 119H138ZM158 116V117H157ZM164 116V117H163ZM175 116V117H174ZM183 116V118H182ZM193 116V117H192ZM205 116V117H204ZM230 116V117H229ZM102 117V118H101ZM105 117V120L103 119ZM108 117V118H107ZM117 118V120L115 118ZM135 117V118H134ZM169 117V118H168ZM174 117V118H173ZM192 117V118H191ZM214 117V118H213ZM228 117V119H226ZM237 117V118H236ZM246 117L248 119L245 118ZM131 118V119H130ZM134 118V119H133ZM156 120H155V119ZM159 118V119H158ZM167 118V119H166ZM194 118V119H193ZM204 118V119H203ZM212 118V119H211ZM221 118V119H220ZM224 118V119H223ZM232 120H230V119ZM59 119V120H58ZM108 119V121L106 120ZM116 120V122L114 120ZM120 119V120H119ZM125 119V120H124ZM133 119V120H132ZM144 119V121H143ZM154 119V120H153ZM176 119L177 123H176ZM196 119V121H195ZM203 119V121H202ZM110 120V123H109ZM112 120V121H111ZM119 120V121H118ZM122 120V121H121ZM127 120V121H126ZM137 120V121H136ZM139 120H142L139 122ZM150 120V121H149ZM159 120V121H157ZM189 120V122H188ZM225 120V121H224ZM243 120V121H242ZM245 120V121H244ZM103 121V122H102ZM126 121V122H125ZM147 121V122H146ZM207 121V122H206ZM215 121V123H214ZM220 121V122H219ZM230 121V122H229ZM251 121H253L251 123ZM57 122V123H56ZM121 124H119V123ZM124 122V125L123 123ZM149 122V123H148ZM155 122V123H154ZM160 122V123H159ZM162 122V123H161ZM166 122V123H164ZM169 122V124H168ZM172 122V123H171ZM194 122V123H193ZM200 122V123H199ZM210 122V124H209ZM229 124H227V123ZM244 122V123H243ZM248 122V123H247ZM255 122V123H254ZM259 122V125H258ZM102 123V124H101ZM130 123V124H128ZM132 123V124H131ZM134 123V124H133ZM158 123V124H157ZM164 123V125H163ZM171 123V124H170ZM199 123V125H198ZM213 123V125H212ZM226 123V124H225ZM235 123V124H234ZM242 123V125H241ZM247 123V124H246ZM261 123V124H260ZM105 124H109L106 125ZM114 124V125H113ZM128 124V125H127ZM149 124V125H148ZM154 124V126H153ZM173 124V125H172ZM179 124V125H178ZM182 126H181V125ZM184 124V126H183ZM193 124V126H192ZM202 124V125H201ZM206 124V125H205ZM215 124V125H214ZM233 124V125H232ZM103 125V126H102ZM113 125V126H112ZM117 125V126H116ZM119 125V126H118ZM130 125V126H129ZM141 125V126H140ZM152 125V126H151ZM161 125V127H160ZM168 127H167V126ZM170 125V126H169ZM178 125V126H177ZM190 125V126H189ZM196 125V126H195ZM220 125H224L219 127ZM228 125V126H227ZM232 125V126H231ZM244 125V126H243ZM246 125V126H245ZM251 125V126H250ZM116 126V127H115ZM126 126V127H125ZM140 126V127H139ZM150 126V127H149ZM159 126V128H158ZM186 126V128H185ZM192 126V127H191ZM198 126V127H197ZM210 128H209V127ZM215 126V127H214ZM236 126V127H235ZM253 126V128H252ZM128 127V129H127ZM135 127V128H133ZM137 127V128H136ZM176 127V128H174ZM213 127V128H212ZM218 127V128H217ZM226 127V128H225ZM229 127V128H228ZM234 127V128H233ZM238 127V128H237ZM242 127V128H241ZM247 127V128H246ZM257 127V128H255ZM107 128V129H106ZM145 128L148 130L145 131ZM152 128V131H151ZM166 128V129H165ZM171 128V129H170ZM193 128V129H192ZM224 128V129H223ZM233 128V129H232ZM260 128V129H259ZM106 129V130H105ZM111 131H110V130ZM122 131H120V130ZM124 129V130H123ZM127 129V130H126ZM136 129V130H135ZM150 129V130H149ZM160 131H159V130ZM184 129V130H183ZM186 129V130H185ZM195 129V130H194ZM200 129V130H199ZM218 129V130H217ZM221 129V131H220ZM228 129V130H227ZM230 129V131H229ZM242 129V131H241ZM249 129V130H248ZM252 129V131H251ZM258 129V130H257ZM113 130V131H112ZM119 130V131H117ZM130 130V131H129ZM132 130V131H131ZM142 130V132H140ZM164 130V131H163ZM167 130V131H165ZM202 130V131H201ZM235 130V131H234ZM246 130V131H245ZM59 131V132H58ZM108 131V132H107ZM126 131V132H125ZM155 131V132H154ZM164 133H162V132ZM169 131V133H168ZM180 131V132H179ZM198 131V133H197ZM211 133H210V132ZM234 131V132H233ZM241 131V132H240ZM248 131V132H247ZM263 131V132H261ZM112 132V133H110ZM115 132V133H113ZM119 132V133H118ZM129 132V133H128ZM131 132V133H130ZM138 132V133H137ZM146 132V133H145ZM167 132V133H166ZM175 132V133H174ZM208 132V133H207ZM214 132V134H213ZM222 132V133H221ZM227 132V133H226ZM230 132V133H229ZM237 132V133H236ZM239 132V133H238ZM253 132V134H252ZM57 133V134H56ZM108 133L110 134L108 135ZM118 133V134H116ZM142 133V134H141ZM157 133V134H156ZM166 133V134H165ZM175 135H174V134ZM193 133V134H192ZM221 133V134H220ZM224 133V134H223ZM247 133V134H246ZM251 133V134H250ZM259 133V134H258ZM262 133V134H261ZM64 134V135H63ZM122 134V135H120ZM126 134V135H125ZM153 134V135H152ZM156 134V135H155ZM162 134V135H161ZM169 134V136H168ZM172 134V136L170 135ZM185 134V135H184ZM188 134V135H187ZM213 134V136H212ZM230 134V135H229ZM244 134V135H243ZM256 136H252L255 135ZM129 135V137H128ZM134 135V136H133ZM137 135V136H136ZM151 135V136H150ZM155 135V136H154ZM184 135V136H183ZM190 135V136H189ZM196 135V137H195ZM222 135V136H221ZM225 137H224V136ZM242 135V136H241ZM248 135V137H246ZM50 136V137H49ZM126 138H125V137ZM140 136V137H139ZM148 136V137H147ZM150 136V137H149ZM161 136V137H160ZM175 136V137H174ZM181 136V137H180ZM184 138H183V137ZM194 136V137H193ZM200 136V137H199ZM208 136V137H207ZM211 138H210V137ZM215 136V137H214ZM219 136V137H218ZM252 136V137H251ZM114 137H116L114 139ZM134 137V138H133ZM136 137V138H135ZM145 137V138H144ZM152 137V138H151ZM189 137V138H188ZM201 137L204 139H201ZM205 137V138H204ZM240 137V138H239ZM244 139H241V138ZM255 137V138H253ZM257 137V138H256ZM111 138V139H109ZM113 138V140H112ZM118 138V139H117ZM123 138V139H122ZM138 138L140 140H138ZM158 138V140H157ZM168 138V140H167ZM186 138V139H185ZM191 138V139H190ZM194 138V140H193ZM202 143H201V140ZM207 138V140H206ZM217 138H219L217 140ZM222 138V139H221ZM252 138V139H251ZM128 141H127V140ZM133 139V140H132ZM147 139V140H146ZM153 139V140H149ZM162 139V141H161ZM174 139V143L173 140ZM180 139V140H179ZM184 139V140H183ZM190 139V140H189ZM198 139V141H197ZM236 139V140H235ZM112 142H111V141ZM118 140V141H116ZM132 140V141H131ZM145 140V141H144ZM166 140V141H165ZM177 140V142H176ZM215 140V141H214ZM220 140V141H219ZM222 140V141H221ZM225 140V141H224ZM242 140H244L242 142ZM250 140V141H248ZM83 141V142H82ZM86 141V142H85ZM110 141V142H109ZM124 141V142H123ZM182 141V142H180ZM189 143H188V142ZM192 141V142H191ZM195 141V142H193ZM200 141V142H199ZM229 141V142H228ZM115 142V143H114ZM118 142V143H117ZM134 142V143H133ZM150 142V143H149ZM185 142V143H184ZM205 142V143H204ZM221 142V143H220ZM248 142V143H246ZM263 142V143H262ZM130 143V146H129ZM137 143V144H136ZM154 143V144H153ZM180 143V144H179ZM240 143V144H239ZM246 143V144H245ZM62 144V145H61ZM108 144V145H107ZM120 144V145H119ZM133 144V145H132ZM144 144V145H143ZM146 144V146H145ZM156 144V148L154 147ZM171 144V146H169ZM190 144V146H189ZM203 144V146L201 145ZM208 144V145H206ZM217 144L219 148H217ZM222 144V145H221ZM224 144V145H223ZM242 144V146H241ZM249 147H248V145ZM104 145V146H103ZM111 147H108L110 146ZM118 145V147H117ZM123 145V146H122ZM139 145V146H137ZM165 145V146H162ZM173 145V146H172ZM185 145V146H184ZM208 150H206L207 148ZM246 145V146H245ZM256 145V146H255ZM259 145V146H258ZM4 146V147H3ZM45 146V147H44ZM102 146V148H101ZM107 146V147H106ZM113 146V147H112ZM129 146V147H127ZM134 146V147H133ZM150 146V148H149ZM176 146V147H175ZM202 146V147H201ZM221 146V147H220ZM224 146V147H223ZM244 146V147H243ZM253 146V147H252ZM44 147V148H43ZM115 147V148H114ZM137 147V149H136ZM154 147V149H152ZM163 147V148H162ZM181 147V148H180ZM183 147V148H182ZM242 147V148H241ZM247 147V148H246ZM257 147V149H255ZM86 148V149H85ZM127 148V149H126ZM162 151H161V149ZM163 152V149H165ZM168 148V149H167ZM175 148V149H174ZM190 148V149H189ZM199 150H197V149ZM249 148V149H248ZM260 148V149H259ZM103 149V151H102ZM105 149V150H104ZM161 151L159 152L158 151ZM178 149V150H177ZM181 149V150H180ZM186 149V150H185ZM189 149V150H188ZM216 149V151H214ZM226 149V150H225ZM247 149V152H246ZM48 150V151H47ZM144 150V151H143ZM170 150V151H169ZM176 150V151H175ZM180 150V151H179ZM188 150V151H187ZM212 150V151H211ZM231 150V151H230ZM263 150V151H262ZM98 151V152H97ZM101 151V152H100ZM134 151V152H133ZM143 151V152H142ZM158 151V152H157ZM168 154H166V152ZM185 151V152H184ZM201 151V152H200ZM214 151V152H213ZM262 151V152H261ZM120 153V154H117ZM130 152V153H129ZM140 152V153H139ZM207 152V153H206ZM210 152V153H209ZM229 152V153H227ZM231 152V154H230ZM237 152V153H236ZM242 152V153H241ZM244 152V153H243ZM251 152V153H250ZM108 153V154H107ZM200 155H199V154ZM239 153V154H238ZM100 154V155H99ZM113 154V155H112ZM137 154V155H136ZM142 154V155H140ZM162 154V155H161ZM165 154V155H164ZM182 156H181V155ZM194 154V155H193ZM208 154V155H205ZM225 154V155H224ZM230 154V155H229ZM237 154V155H236ZM246 154V155H245ZM260 154V155H259ZM43 155V156H42ZM83 155V156H82ZM104 155V156H103ZM108 155V156H106ZM118 155V156H117ZM134 155V156H133ZM170 155V157L167 156ZM74 156V157H73ZM81 156V157H80ZM111 156V157H109ZM115 156V157H114ZM141 156V157H140ZM143 156V157H142ZM145 156V157H144ZM159 156V159H158ZM165 156V157H162ZM117 157V158H116ZM123 157V158H122ZM187 157V158H186ZM195 157V158H194ZM208 157V158H207ZM246 157V158H245ZM261 159H260V158ZM83 158V159H81ZM114 158V159H113ZM131 158V159H130ZM148 158V159H147ZM153 158V159H152ZM164 158V161H163ZM166 158V159H165ZM173 158V159H172ZM185 158V160H184ZM191 158V160H190ZM197 158V159H196ZM199 158V159H198ZM227 158V159H226ZM244 160H243V159ZM248 158V159H247ZM42 159V160H41ZM89 159V160H88ZM109 159V160H108ZM111 159V160H110ZM124 159V160H123ZM137 159V161H136ZM143 159V160H141ZM170 159V160H169ZM172 159V160H171ZM175 159L176 162H173ZM179 159V160H178ZM229 159V160H228ZM256 159V163H255ZM25 160V161H24ZM83 160V161H82ZM91 160V161H90ZM103 160V161H102ZM147 160V162H146ZM183 160V161H182ZM187 160V161H186ZM206 160V161H205ZM211 160V161H210ZM214 160V161H213ZM225 162H224V161ZM227 160V161H226ZM237 160V161H236ZM246 160V161H245ZM258 160V161H257ZM117 161V162H116ZM135 161V162H132ZM142 161V162H141ZM150 163H149V162ZM152 161V162H151ZM160 161V162H159ZM169 165H168V162ZM182 163H181V162ZM220 161V162H219ZM240 161V162H238ZM25 162V163H24ZM30 162V163H29ZM83 162L84 167H83ZM89 162V164H87ZM92 162V164H91ZM105 162V163H104ZM114 164V162L117 164ZM156 162V163H155ZM163 162V163H161ZM179 162V163H178ZM199 162V163H198ZM206 162V163H205ZM245 162V163H244ZM96 163V165H95ZM109 163V164H107ZM119 163V164H118ZM123 163V164H121ZM143 163V164H141ZM153 163V166L152 164ZM159 163L162 165H159ZM201 163V164H200ZM219 163V164H218ZM249 163V164H248ZM258 163V164H257ZM74 164V166H73ZM87 164V166L85 165ZM98 164V165H97ZM102 164V166H101ZM157 164V165H156ZM199 164V165H198ZM206 164V165H205ZM216 164V165H215ZM237 164V165H236ZM239 164V165H238ZM261 164V165H260ZM40 165V166H39ZM64 165V166H63ZM70 166V168L68 167ZM128 165V166H127ZM149 165V166H148ZM155 165V166H154ZM159 165V167H158ZM173 165V166H172ZM176 165V166H175ZM184 165V167H183ZM196 165V167H195ZM204 165V166H203ZM249 165V166H248ZM95 166V167H94ZM97 166V168H96ZM100 166V167H99ZM113 166V167H111ZM119 166V167H118ZM135 166V167H134ZM145 166V167H144ZM178 167V170L176 169ZM202 166V167H201ZM209 166V167H208ZM213 166V167H212ZM245 166V169H242ZM99 167V169H98ZM126 167V168H125ZM156 167V168H155ZM211 167V168H210ZM250 169H249V168ZM87 168V170H86ZM89 168V169H88ZM92 168V169H91ZM104 168V169H103ZM108 169L106 172L104 171ZM168 168V169H167ZM188 168V169H187ZM206 168V169H205ZM244 168V167H243ZM261 168V169H260ZM263 168V169H262ZM58 171H57V170ZM59 169H63L59 172ZM91 169V170H90ZM96 169V170H95ZM141 169V170H140ZM153 169V170H152ZM161 169H163L161 171ZM173 169L171 172L170 170ZM187 169V170H186ZM191 169V170H190ZM213 171H211V170ZM223 169V170H222ZM238 169V170H236ZM241 169V170H240ZM248 169V170H247ZM34 170V171H33ZM85 170V171H83ZM90 170V171H89ZM98 170V171H97ZM143 170V171H142ZM150 170V171H149ZM177 170V171H176ZM259 170V172H258ZM88 171V172H87ZM101 173H100V172ZM120 171V172H119ZM137 171V172H136ZM194 171V172H193ZM198 171V172H197ZM224 171V172H223ZM258 173L255 174V172ZM62 172V173H61ZM91 172L92 174L90 175ZM105 172V173H104ZM112 172V173H111ZM140 172V173H139ZM146 172V173H145ZM156 174H155V173ZM159 172V173H158ZM175 174H173V173ZM183 172V173H182ZM186 172V173H185ZM250 172V174H249ZM35 173V174H34ZM61 173V174H60ZM99 173L101 176H99ZM125 173V174H124ZM154 174L155 176L150 175ZM164 173V175L162 174ZM255 175H252V174ZM95 174V175H94ZM98 174V175H96ZM113 174L112 176H110ZM115 174V175H114ZM149 174V175H148ZM169 174V175H168ZM173 174V175H172ZM248 176H247V175ZM261 174V175H260ZM93 175V176H92ZM109 175V176H108ZM133 175V176H132ZM139 175V176H137ZM147 178L145 179V177ZM167 175V176H166ZM175 176L169 177V176ZM177 175V176H176ZM193 175V176H192ZM198 175V176H197ZM203 175V176H201ZM211 175V176H210ZM106 176V177H105ZM133 178H132V177ZM135 176V177H134ZM183 176V177H182ZM187 176V179L185 178ZM192 176V177H191ZM247 176V178H246ZM255 176V177H253ZM96 177V178H95ZM103 177V178H101ZM106 179H105V178ZM113 177V178H112ZM117 177H119L117 179ZM151 177V179H149ZM167 177H169L167 179ZM179 177V178H178ZM181 177V178H180ZM194 177V178H193ZM199 177V178H198ZM214 177V178H212ZM6 178V179H5ZM97 178L99 180H97ZM137 178V179H136ZM153 178V179H152ZM172 178V179H171ZM178 178V179H177ZM262 178V179H261ZM94 179V180H93ZM104 180L102 182V180ZM112 179V180H111ZM114 179V180H113ZM156 181H155V180ZM180 179L182 181H180ZM186 179V180H184ZM192 179V180H191ZM215 179V180H214ZM222 179V180H221ZM237 179V180H236ZM242 179V180H241ZM246 179V182H245ZM250 181H249V180ZM260 179V180H259ZM27 180V181H26ZM98 183L95 185V182ZM147 180V181H146ZM149 180V182H148ZM152 180V182H150ZM176 180L175 182L172 181ZM201 180V181H200ZM209 180V181H208ZM221 180V181H220ZM240 180V181H238ZM244 180V181H243ZM248 180V181H247ZM19 183L17 184V182ZM32 181V180H31ZM36 181V182H35ZM107 181V182H106ZM146 181V182H145ZM180 181V183H179ZM233 181V183H232ZM252 181V182H251ZM6 182V184L4 183ZM25 184H24V183ZM30 182V183H29ZM94 184H93V183ZM100 182V183H99ZM144 182V183H143ZM185 182V183H183ZM198 182V183H195ZM215 182V183H214ZM242 182V183H241ZM1 183L3 185L1 186ZM23 183V184H22ZM53 184L52 188L51 185ZM59 183V184H58ZM92 183V184H91ZM114 183V184H113ZM120 186H115L118 184ZM131 185H130V184ZM157 183V185H156ZM167 183V184H166ZM178 183V184H177ZM250 183V184H249ZM252 183V185H251ZM254 183V185H253ZM9 184V185H8ZM12 184V185H11ZM15 184V185H13ZM79 184V185H78ZM100 184H104L103 187ZM133 184V185H132ZM153 184V185H152ZM161 184V185H158ZM163 184V185H162ZM171 184V185H170ZM175 184V185H174ZM183 184V185H182ZM196 184V185H195ZM218 184V185H217ZM230 184V185H229ZM238 184V185H237ZM247 186H246V185ZM262 184V185H261ZM18 185V186H17ZM26 185V186H25ZM99 185V186H98ZM106 185V188H105ZM114 185V186H113ZM151 185V187H150ZM167 185V187H166ZM169 185V186H168ZM202 185V186H200ZM212 185V186H211ZM226 185V186H225ZM228 185V186H227ZM11 186V188H10ZM15 187V189L13 190ZM20 186V187H19ZM23 186V187H21ZM154 188H153V187ZM164 186L167 188H164ZM176 186V187H175ZM199 186V187H198ZM7 187V188H6ZM79 187V188H78ZM100 187V188H99ZM132 187V188H131ZM163 187V188H162ZM178 189H175L177 188ZM243 187V188H242ZM257 187V188H256ZM7 191H3L4 189ZM21 188V190H20ZM41 188V192H40ZM69 188V189H68ZM78 190L76 191L75 190ZM105 188V189H104ZM108 188V189H107ZM120 188V189H119ZM199 188V189H198ZM204 188V189H202ZM211 188V189H210ZM231 188V189H230ZM237 188V189H236ZM256 188V189H255ZM10 189V190H9ZM14 192H12V190ZM47 189V190H46ZM67 189L69 191H67ZM97 189V190H96ZM100 189L102 191H100ZM110 189V190H109ZM130 189V190H129ZM132 189V190H131ZM136 189V190H135ZM155 189V190H153ZM180 189V190H179ZM201 189V190H200ZM206 189V190H205ZM210 189V191H209ZM216 189V190H215ZM247 189V190H246ZM17 190L18 193H17ZM71 190V191H70ZM75 190V191H74ZM99 190V192H98ZM124 190V191H123ZM168 190L164 193V191ZM177 190V191H176ZM242 190L241 194L240 191ZM256 190V191H255ZM10 191V192H8ZM68 193H67V192ZM105 191V192H103ZM132 191V192H130ZM142 191V192H141ZM181 191V192H179ZM190 191V192H189ZM232 191V192H231ZM235 191V193H234ZM6 192V193H5ZM121 192V193H119ZM140 192V193H139ZM144 192V193H143ZM154 192V193H153ZM161 192V193H160ZM163 192V193H162ZM220 192V193H219ZM255 194H254V193ZM12 193V194H10ZM47 193V194H46ZM103 193V194H102ZM119 193V195H118ZM138 193V195H136ZM142 193V194H141ZM174 193V194H173ZM178 193V195H177ZM185 193V195H184ZM203 193V195H202ZM225 193V194H224ZM234 193V194H233ZM238 193V194H237ZM99 194V195H97ZM113 194V195H112ZM116 196H115V195ZM134 196H132V195ZM140 194V195H139ZM153 194V195H152ZM171 194V195H170ZM182 196H181V195ZM224 194V196H222ZM245 194V195H244ZM247 194V195H246ZM255 196H254V195ZM12 195V197H11ZM73 195V196H72ZM97 195V196H96ZM124 195V196H123ZM155 195V196H154ZM158 195L161 199H158ZM177 195V196H175ZM197 195V197H196ZM202 195V196H201ZM208 195V196H207ZM210 195V196H209ZM220 195V196H219ZM238 195V196H237ZM102 196H104L102 198ZM108 196V200L106 199ZM115 196V198H111ZM123 196V197H122ZM127 196V197H126ZM131 196V197H130ZM139 196V197H138ZM162 196V197H161ZM166 196V197H165ZM169 196V199L168 197ZM171 196V197H170ZM242 196V197H240ZM249 196V197H248ZM252 196V198L250 197ZM120 197V198H119ZM150 197V199H149ZM157 197V198H155ZM164 197V198H163ZM174 197V198H172ZM177 199H176V198ZM200 197V199L198 198ZM203 197V199H202ZM207 197V199H206ZM211 197V198H210ZM216 197V198H215ZM218 197V199H217ZM222 197V198H221ZM233 197V200H232ZM241 198L240 200L237 198ZM246 197V198H244ZM259 197V199H258ZM41 198V200H40ZM153 198V199H152ZM167 198V199H166ZM183 198V199H182ZM205 198V200H204ZM221 199V202L220 199ZM225 198V199H224ZM231 198V199H229ZM246 203L244 204L245 200ZM248 198V199H247ZM16 201H15V200ZM40 200L37 202V200ZM43 199V200H42ZM73 199V200H71ZM98 199V200H97ZM120 199V200H118ZM163 199V200H162ZM166 199V200H165ZM173 199V201H172ZM198 199V200H197ZM202 199V200H201ZM213 199V200H212ZM227 199V200H226ZM229 199V200H228ZM124 200V201H123ZM137 200V201H136ZM159 200L162 202L160 203ZM169 200V203H168ZM186 200V201H185ZM193 200V201H192ZM208 200V201H207ZM215 200V201H214ZM250 200V201H249ZM15 201V202H13ZM43 201V202H42ZM67 201V202H66ZM104 201L107 203L105 204ZM148 201V202H147ZM155 201V202H154ZM165 203H164V202ZM167 201V202H166ZM188 201V202H187ZM199 201V202H198ZM212 201V203H211ZM218 204H217V202ZM227 201V202H225ZM262 201V202H261ZM9 202V203H8ZM42 202V203H41ZM66 202V203H65ZM98 202V204H97ZM101 202V203H100ZM113 202V203H112ZM119 202H121L119 204ZM154 202V203H153ZM182 202V203H181ZM214 202V204H213ZM216 202V203H215ZM229 202V204H228ZM231 202V203H230ZM234 202V203H233ZM237 202V203H236ZM239 202V203H238ZM40 203V204H39ZM109 203V204H108ZM115 203V204H114ZM118 203V204H117ZM185 203V204H184ZM204 203H206L204 205ZM227 203V204H226ZM241 203V204H240ZM6 204V205H5ZM15 204V205H14ZM20 204V205H19ZM57 204V205H56ZM103 207L106 206V209ZM117 204V205H116ZM142 204V205H141ZM145 204V206H144ZM164 204V206H163ZM212 204V205H211ZM216 204V205H215ZM232 206H231V205ZM234 204V206H233ZM239 204V205H238ZM111 205V206H110ZM126 205V207H125ZM155 205V206H154ZM168 205L171 207L168 208ZM184 205V206H183ZM223 205V206H222ZM237 205V206H236ZM261 205V207H260ZM6 206L5 208H2ZM22 206V207H21ZM66 208H65V207ZM81 206V207H80ZM94 206V208H93ZM108 206V207H107ZM115 206V207H114ZM123 206V207H122ZM130 206V208L128 207ZM199 206V207H198ZM216 206V207H215ZM227 206V207H226ZM230 206V207H229ZM241 206V207H240ZM248 206V207H247ZM13 207V208H14ZM15 207V208H16ZM39 209H37V208ZM45 207V208H44ZM68 207V208H67ZM79 207V209H78ZM112 207L114 210H110ZM128 207V208H127ZM165 207V208H164ZM180 207V208H179ZM196 207L198 209H196ZM209 207V208H207ZM212 207V209L210 208ZM218 207V208H217ZM233 207V208H232ZM21 208V209H20ZM44 208V209H43ZM57 210H56V209ZM61 208V209H60ZM64 208V209H63ZM75 208L77 210H75ZM102 209L101 212L100 210ZM152 208V209H151ZM168 208V210L166 209ZM176 208V210H175ZM220 208V209H219ZM239 209L236 211V209ZM241 208V209H240ZM243 208V209H242ZM258 208V210H257ZM9 209V208H8ZM20 209V210H19ZM37 209V210H35ZM41 209V210H40ZM43 209V211H42ZM46 209V210H45ZM51 209V210H50ZM60 209V210H58ZM83 209V210H82ZM122 209V210H120ZM124 209H128L125 210ZM154 209V210H153ZM194 209V210H193ZM204 209V210H203ZM207 209V210H206ZM211 209V211L209 210ZM219 209V210H218ZM223 209V210H222ZM245 209L246 212L243 210ZM251 209V210H250ZM255 209V210H254ZM263 209V210H262ZM3 210V211H2ZM54 210V212H53ZM70 210L72 214H70ZM74 210V211H73ZM85 210V211H84ZM97 213H96V211ZM105 210L108 211L105 213ZM118 210V211H116ZM136 210V212H135ZM154 214H152L150 211ZM165 210V211H164ZM216 210V211H215ZM218 210V212H217ZM222 210V213L221 211ZM235 210V212H234ZM250 210V211H249ZM257 210V211H256ZM260 210V211H259ZM262 210V212H261ZM41 211L43 213H41ZM47 213H46V212ZM57 213H56V212ZM65 211V212H63ZM76 211V212H75ZM121 211V212H120ZM144 213H143V212ZM154 211V212H153ZM173 211V212H172ZM180 211V212H179ZM198 211V212H197ZM200 211V212H199ZM204 211V212H203ZM232 211V213H231ZM36 212V213H35ZM59 212V214H58ZM66 213L63 215V213ZM84 212V213H83ZM103 212V213H102ZM118 216V218L111 216ZM113 212V213H112ZM119 212V213H117ZM140 212V213H139ZM149 212V214H148ZM203 212V213H202ZM208 212V213H207ZM211 212V213H210ZM227 212V216H226ZM234 212V213H233ZM237 212V213H236ZM242 212V213H241ZM258 212V213H256ZM40 213V214H39ZM45 215L47 216H44ZM54 213V214H53ZM68 213V214H67ZM90 213H93L90 214ZM98 213L100 215H98ZM125 213V214H123ZM127 213V215H126ZM198 213V214H197ZM207 213V214H206ZM218 213V214H216ZM244 213V214H243ZM79 214V219L76 216ZM84 214V215H83ZM86 214V215H85ZM88 214V215H87ZM103 214V215H101ZM110 214V215H109ZM129 214V215H128ZM147 214V215H146ZM192 214V215H191ZM205 216H204V215ZM222 216H221V215ZM231 214V215H230ZM234 214V215H233ZM35 215V216H36ZM53 215V216H52ZM68 215V216H67ZM74 217H72V216ZM97 217H96V216ZM106 215V216H104ZM141 215V216H140ZM172 215V216H170ZM195 215V216H194ZM198 215V216H197ZM202 215V216H201ZM213 215V216H212ZM215 215V216H214ZM68 218L64 221L63 218ZM85 218H84V217ZM94 216V217H93ZM103 216V219H102ZM109 216V217H107ZM136 216V217H135ZM194 216V217H193ZM201 216V217H200ZM208 216V217H207ZM83 217V218H82ZM122 217L123 220H122ZM131 217V218H130ZM198 217V218H197ZM203 217V218H202ZM205 217V218H204ZM211 219H210V218ZM224 217V219H223ZM246 217V218H245ZM18 218V217H17ZM59 218V219H58ZM91 218V219H90ZM96 218V220H94ZM101 218V219H100ZM108 220H107V219ZM126 218V220H125ZM128 218V219H127ZM136 218V219H135ZM139 218V219H138ZM176 218V220H175ZM190 218V219H189ZM194 218V220L192 219ZM197 218V219H196ZM236 218V219H235ZM22 219V220H21ZM46 219V220H45ZM61 219V220H60ZM82 219V220H80ZM85 219V220H84ZM87 219V220H86ZM108 221V222H106ZM111 219V220H110ZM132 219V220H131ZM207 221H206V220ZM217 219V220H216ZM228 221H227V220ZM234 219V221H233ZM247 219V221H246ZM255 219V220H254ZM18 220V221H17ZM77 220V222H76ZM84 220V221H83ZM101 220V221H100ZM116 220V221H115ZM119 220V221H118ZM170 220V221H169ZM182 220V221H180ZM190 220H192L190 222ZM197 220V221H196ZM199 220V222H198ZM209 220V221H208ZM215 220V221H214ZM219 220V221H218ZM230 220V221H229ZM30 221L29 225L26 224ZM75 221V222H74ZM82 221V222H81ZM105 221V222H104ZM119 223H118V222ZM123 221V222H122ZM137 221V222H136ZM146 221V223H144ZM167 221V222H166ZM169 221V222H168ZM173 221V223H172ZM179 221V222H178ZM209 224H206V222ZM212 221V222H211ZM226 223H225V222ZM236 221V222H235ZM258 221V222H257ZM262 221V225L259 226ZM20 225H18V223ZM69 222V223H68ZM83 222H85L83 224ZM87 222L89 224H87ZM112 222V223H111ZM116 222V223H114ZM139 222V223H138ZM150 223V225H148ZM175 222V223H174ZM190 222V225L188 224ZM224 222L223 224H221ZM228 222V223H227ZM230 222V223H229ZM247 222V223H246ZM256 222V223H255ZM10 223V224H9ZM16 223V224H15ZM24 223V224H23ZM26 223V224H25ZM58 223V222H57ZM111 225H109V224ZM127 223V224H126ZM138 223V224H137ZM167 223V224H166ZM199 223V224H198ZM203 223V224H201ZM213 223V224H212ZM219 223V225H218ZM245 223V224H244ZM12 224V225H11ZM15 224V225H14ZM75 224V225H74ZM83 224V225H82ZM113 224V225H112ZM117 224V225H116ZM124 224V226H122ZM127 227H126V225ZM133 224V225H132ZM136 224V225H135ZM175 226H174V225ZM178 224V227L176 226ZM193 224V225H192ZM212 224V225H211ZM221 224V225H220ZM230 224V226H228ZM255 224V226H254ZM259 224V225H258ZM12 227H11V226ZM18 225V227H17ZM73 225V226H71ZM116 225V227H114ZM130 225L131 227H129ZM139 225V226H137ZM182 227H181V226ZM234 225V226H233ZM7 226V227H6ZM20 226V227H19ZM75 226V227H76ZM83 226V227H81ZM85 226V228H84ZM135 226V227H134ZM167 226V227H166ZM170 226V227H169ZM192 226V227H190ZM196 226V228L194 227ZM201 226V227H200ZM210 226V227H209ZM228 226V227H227ZM258 226V227H257ZM6 227V228H5ZM11 227V231H9ZM14 227H16L14 229ZM177 227V228H176ZM218 227V230H217ZM235 227V229H234ZM84 228V229H83ZM119 228V229H118ZM161 228V229H160ZM174 228V229H173ZM202 228V230L200 229ZM207 228V229H205ZM213 228V229H212ZM216 228V229H215ZM223 228V230H222ZM252 228V230H251ZM254 228V229H253ZM258 228V229H257ZM17 229V230H16ZM21 229V228H20ZM19 229V230H20ZM196 229V230H195ZM199 229V230H198ZM256 229V231H255ZM15 234H13V231ZM89 230V231H88ZM207 230V231H206ZM212 230V231H210ZM216 230V231H215ZM228 232H227V231ZM86 231V232H85ZM197 231V232H196ZM200 231V232H199ZM206 231V232H205ZM211 234H209L210 232ZM226 233H225V232ZM236 231V232H235ZM248 232H252L247 233ZM18 232V233H17ZM91 232V233H90ZM160 232V233H159ZM170 232V234H169ZM176 232V234H175ZM214 232V233H213ZM222 232V233H221ZM224 232V233H223ZM243 232V233H242ZM255 234H254V233ZM8 233V234H7ZM90 233V237H89ZM111 233V234H110ZM158 233V234H157ZM189 233V234H188ZM220 233V236H219ZM229 233V234H228ZM17 234L14 238L11 235ZM201 236H199V235ZM204 234V235H203ZM216 234V235H214ZM218 234V235H217ZM259 234V235H258ZM171 235V236H168ZM175 235V236H173ZM214 235V236H213ZM222 235V236H221ZM241 235V236H240ZM258 235V236H257ZM7 236V237H6ZM208 236V237H207ZM213 236V237H212ZM263 236V237H262ZM2 237V238H1ZM5 237V239H4ZM11 237V239H10ZM169 240H168V238ZM178 237V238H177ZM204 237V238H203ZM217 237V238H216ZM239 239H238V238ZM8 238V240L6 239ZM16 238V239H15ZM178 241H177V239ZM179 238H181L179 240ZM212 238V239H211ZM215 238V239H214ZM228 238V239H227ZM232 240H229V239ZM241 238V239H240ZM261 238L263 240H261ZM167 239V240H166ZM175 239V240H174ZM192 239V240H191ZM249 239V240H248ZM10 240V241H9ZM171 240V241H170ZM184 240V241H183ZM186 240V242H185ZM239 240V241H238ZM90 241V242H89ZM168 241V242H167ZM175 241V242H174ZM215 241V243H214ZM233 241V242H232ZM256 241V242H255ZM3 242V243H2ZM10 242V244L8 243ZM177 242V245H176ZM179 242V243H178ZM12 243V244H11ZM168 243V244H167ZM171 243L175 246H171ZM183 245H182V244ZM237 243V244H236ZM243 244V246L241 244ZM255 243V244H254ZM167 244V245H165ZM180 244V245H179ZM219 244V245H218ZM258 246H257V245ZM186 245V247H185ZM241 245V246H240ZM247 245V246H246ZM169 246V248H168ZM180 246V247H179ZM192 246V247H191ZM256 246V247H255ZM7 247V248H8ZM175 247V248H174ZM185 247V248H184ZM220 247V248H219ZM227 247V248H226ZM230 247V249H228ZM258 247V248H257ZM1 248V246H0ZM179 248V250H178ZM183 248V249H180ZM191 248V249H190ZM194 248V250H193ZM226 250H225V249ZM237 248V249H236ZM242 248V249H241ZM245 248V249H244ZM258 249L255 251V249ZM9 249V248H8ZM172 249L174 250L172 253ZM176 249V250H175ZM189 249L191 251H189ZM221 249V250H220ZM239 249V250H238ZM250 249V250H249ZM251 249H254L251 251ZM90 250V251H89ZM95 250V252H94ZM260 250V251H259ZM169 251V253H168ZM176 251V252H175ZM186 251V252H184ZM219 251V252H218ZM233 251V253H232ZM247 251V252H246ZM165 252V254H164ZM180 252V253H179ZM183 252V253H182ZM191 252V254H190ZM250 252L251 255H250ZM258 252V253H257ZM98 253V254H97ZM176 253V254H174ZM242 253V254H241ZM95 254V255H94ZM170 254V255H169ZM180 254L185 255L184 260H178ZM188 254V255H187ZM191 256H190V255ZM222 255V257L220 256ZM225 254V255H224ZM234 254V255H233ZM256 254V255H255ZM164 255V256H163ZM195 255V256H194ZM247 255V256H245ZM254 255L256 259L254 258ZM259 255V256H258ZM166 256V259H165ZM171 256V257H170ZM177 256V257H176ZM221 258H220V257ZM251 256V258L249 257ZM258 256V257H257ZM94 257V258H93ZM170 257V260H169ZM196 257V258H195ZM238 257V258H237ZM92 258V259H91ZM177 258V259H176ZM188 258V259H187ZM193 258V259H191ZM195 258V260H194ZM247 258V259H246ZM151 259V260H150ZM175 259V260H174ZM155 262L153 263V261ZM174 260V261H173ZM232 260V261H231ZM169 263H168V262ZM182 261V262H181ZM235 261V262H234ZM238 261V262H237ZM161 262V263H160ZM164 262V263H163ZM225 262V263H224ZM229 262V263H228ZM252 262V263H251Z\"/></svg>",
	"mask_w": 264,
	"mask_h": 264
},
{
	"label": "bare ground",
	"instance_id": "bare-ground-1",
	"mask_svg": "<svg viewBox=\"0 0 264 264\" xmlns=\"http://www.w3.org/2000/svg\"><path fill=\"white\" fill-rule=\"evenodd\" d=\"M21 1H22V0H21ZM21 1H19V2H21ZM42 1H43V0H42ZM42 1H40V2H42ZM46 1H47V0H46ZM57 1H58V0H57ZM59 1H60V0H59ZM74 1H75V0H74ZM82 1H84V0H82ZM86 1H87V0H86ZM95 1H96V0H95ZM115 1H116V0H115ZM115 1H114V3H115ZM125 1H126V0H125ZM127 1H128V0H127ZM129 1H130V0H129ZM131 1H132V0H131ZM154 1H155V0H154ZM165 1H166V0H165ZM165 1H164V2H165ZM168 1H170V0H168ZM178 1H179V0H178ZM201 1L204 2L203 0H201ZM206 1H208V0H206ZM222 1H223V0H222ZM225 1H226V0H225ZM231 1H232V0H231ZM237 1H238V0H237ZM245 1H246V0H245ZM249 1H252V0H249ZM249 1H248V2H249ZM19 2H18V4H19ZM29 2H30V1H29ZM29 2H28V3H29ZM32 2H33V1H32ZM34 2H35V1H34ZM49 2H50V1H49ZM79 2H80V1H79ZM87 2H88V1H87ZM90 2H92V1H90ZM116 2H117V1H116ZM120 2H121V3H124L123 0H121ZM179 2H180V1H179ZM185 2H186V1H184V3H185ZM190 2H191V1H190ZM197 2H198V0H196V3H197ZM202 2H201V3H202ZM209 2H210V1H209ZM209 2H208V3H209ZM211 2H212V1H211ZM211 2H210V3H211ZM216 2H217V1H216ZM227 2H228V1H227ZM232 2H233V1H232ZM232 2H231V3H232ZM234 2H236V1H234ZM234 2H233L232 4H234ZM28 3H27V4H28ZM38 3H39V0H38ZM44 3H45V2H44ZM50 3H51V2H50ZM50 3H49V4H50ZM55 3H56V0H55ZM65 3H66V2H65ZM81 3H83V2H80V4H81ZM95 3H96V2H95ZM111 3H112V2H111ZM121 3H119V4H121ZM130 3H131V2H130ZM138 3H140V1H138ZM157 3H159V2H157ZM169 3H170V2H169ZM206 3H207V2H206ZM206 3H205V4H206ZM208 3H207V4H208ZM218 3H219V2H218ZM254 3H255V2H254ZM259 3H260V2H259ZM27 4H26V5H27ZM35 4H36V3H35ZM52 4H54V3H52ZM124 4H125V3H124ZM128 4H129V3H128ZM133 4L135 5L134 2L131 3V5H133ZM147 4H148V2H147ZM147 4H146V5H147ZM150 4H152V3L150 2ZM164 4H165V3H164ZM172 4L174 5V3H172ZM175 4H176V3H175ZM188 4H189V3H187V5H188ZM198 4H199V2H198ZM198 4H195V5L199 6ZM205 4H204V5H205ZM207 4H206V6H207ZM213 4H214V3H213ZM213 4H212V5H213ZM222 4H223V3H222ZM227 4H228V3H227ZM227 4H226V6L228 7L229 5H227ZM232 4H231V7H233ZM236 4H237V3H236ZM240 4H241V3H240ZM245 4H246V3H245ZM252 4H253V3H252ZM255 4H257V3H255ZM22 5H23V4H22ZM37 5L40 6L39 4H37ZM41 5H42V3H41ZM65 5H66V4H65ZM87 5H88V3H87ZM89 5H90V3H89ZM93 5H94V3H93ZM96 5L100 6L101 4L99 5L98 2H97ZM112 5H113V4H112ZM115 5H116V3H115ZM121 5H122V4H121ZM121 5H120V6H121ZM134 5H133V6H134ZM136 5H137V4H136ZM154 5H155V4H154ZM159 5H160V4H158V7H159ZM200 5H203V4H200ZM208 5H209V4H208ZM218 5H219V8H220V4H218ZM237 5H238V4H237ZM248 5H249V4H248ZM250 5H251V4H250ZM14 6H15V5H13V7H14ZM17 6H18V5H17ZM20 6H21V5H20ZM29 6H30V5H29ZM29 6H28L27 9H29ZM31 6H32V3H31ZM44 6H45V5H44ZM71 6H72V8H73V5H71ZM76 6H77V5H76ZM104 6H105V5H104ZM128 6H129V5H128ZM128 6H126V8H127ZM138 6H139V5H138ZM138 6H136V7H138ZM179 6H181V5H179ZM179 6H178V7H179ZM193 6H194V5H193ZM197 6H196V7H197ZM214 6H215V4H214ZM252 6H253V5H252ZM252 6H251V7H252ZM33 7H34V6H33ZM40 7H41V6H40ZM47 7H48V6H47ZM47 7H46V8H47ZM49 7L51 8V6H49ZM64 7H65V6H64ZM67 7H69V6H67ZM90 7H91V5H90ZM115 7H116V6H115ZM131 7H132V6H131ZM141 7H142V6H141ZM163 7H164V6H163ZM163 7H161V9H160V8H159V9H160V10H163V9H162ZM189 7H191V6H189ZM203 7H204V6H203ZM241 7H242V6H241ZM246 7H247V6H246ZM251 7H250V8H251ZM36 8H37V6H36ZM36 8H34V9H36ZM46 8H45V9H46ZM53 8H55V7H53ZM53 8H52V9H53ZM61 8H63V6H62ZM65 8H66V7H65ZM79 8H80V7H79ZM85 8H86V7H85ZM87 8H88V7H87ZM87 8H86V9H87ZM92 8H93V10L96 9V8L93 7V6H92ZM116 8H117V7H116ZM119 8H121V7H119ZM126 8H125V9H126ZM129 8H130V7H128V9H129ZM138 8H139V7H138ZM143 8H144V7H143ZM146 8H147V7H146ZM148 8H149V7H148ZM155 8H157V5H156ZM171 8H172V6H171ZM174 8H175V5H174ZM180 8H181V7H180ZM194 8H195V7H194ZM194 8H193V9H194ZM207 8H208V7H207ZM219 8H217L218 11H219ZM225 8H226V7H225ZM248 8H249V7H248ZM25 9H26V8H25ZM25 9H24V10H25ZM30 9H31V7H30ZM30 9H29V10H30ZM73 9H74V8H73ZM77 9H78V6H77ZM112 9H114V7H113ZM150 9L153 10V8H152L151 6H150ZM193 9H191V10L193 11ZM198 9H199V8H198ZM212 9L214 10V9H216V8H212ZM212 9H211V10H212ZM220 9H221V8H220ZM239 9H240V8H239ZM255 9H256V6H255ZM11 10H12V9H11ZM14 10H15V9H14ZM31 10H32V9H31ZM36 10H37V9H36ZM36 10H35V11H36ZM41 10H42V9H41ZM49 10H50V9H49ZM54 10H56V9H54ZM62 10H63V9H62ZM67 10H69V9H67ZM70 10H71V9H70ZM80 10H81V9H80ZM88 10H90V8H88ZM115 10H116V9H115ZM123 10H124V9H123ZM133 10H134V9H133ZM133 10H132V11H133ZM151 10H150V12H151ZM154 10H155V9H154ZM165 10H167V7H166ZM165 10H163V11H165ZM171 10H174V9H171ZM171 10H170V11H171ZM177 10H178V8H177ZM177 10H176V11H177ZM180 10H181V9H180ZM182 10H183V9H182ZM195 10H196V9H195ZM195 10H194V11H195ZM200 10H201V9H200ZM202 10H203V8H202ZM207 10L209 11L210 9L208 8ZM228 10H229V8H228ZM230 10H231V9H230ZM236 10H237V9H236ZM241 10H242V9H241ZM251 10H252V9H251ZM8 11H9V10H8ZM27 11H28V10H27ZM44 11H45V10H44ZM56 11H58V10H56ZM65 11H66V9H65ZM65 11H64V12H65ZM71 11H73V10H71ZM94 11H95V10H94ZM96 11H97V9H96ZM124 11H125V10H124ZM127 11H128V10H127ZM127 11H126V12H127ZM145 11H146V10H145ZM148 11H149V9H148ZM158 11H159V10H158ZM170 11H169V12H170ZM186 11H187V10H186ZM188 11H189V10H188ZM204 11H205V9H204ZM214 11H215V10H214ZM221 11H222V10H221ZM223 11H224V10H223ZM231 11H232V10H231ZM234 11H235V10H233V12H234ZM246 11H247V10H246ZM249 11H250V10H249ZM257 11H258V10H257ZM259 11H260V9H259ZM262 11H263V10H262ZM6 12H7V11H6ZM14 12H15V11H14ZM22 12H24V11H22ZM22 12H21V14H23ZM39 12H40V11H39ZM42 12H43V11H42ZM46 12H47V11H46ZM46 12H44V13H45L44 16L47 15ZM48 12H49V11H48ZM52 12H54V11H52ZM77 12H79V10H78ZM90 12H91V10H90ZM90 12H89V13H90ZM97 12H99V10H98ZM102 12H103V11H102ZM106 12H107V11H106ZM118 12H119V11H118ZM129 12H131V11H129ZM135 12H136V11H135ZM159 12H160V11H159ZM179 12H180V11H179ZM179 12H178V13H179ZM182 12H183V11H182ZM196 12L198 13V10H197ZM196 12H195V14H197ZM201 12H202V11H201ZM209 12H210V11H209ZM216 12H217V10H216ZM228 12H229V11H228ZM237 12H240V11L238 10ZM244 12H245V11H244ZM251 12H252V11H251ZM253 12H254V11H253ZM34 13H35V12H34ZM36 13H37V12H36ZM55 13H56V12H55ZM65 13L67 14V12H65ZM65 13H64V14H65ZM83 13H84V12H83ZM85 13H86V12H85ZM123 13H124V12H123ZM133 13H134V12H133ZM143 13H144V12H143ZM143 13H142L141 15H143ZM171 13H172V12H171ZM180 13H181V12H180ZM184 13H185V12H184ZM184 13H183V14H184ZM190 13H191V12H190ZM190 13H189V14H190ZM193 13H194V12H193ZM199 13H200V12H199ZM220 13H221V12H220ZM226 13H227V12H226ZM226 13H224V14L226 15ZM245 13H246V12H245ZM256 13H257V12H256ZM7 14H8V13H7ZM7 14H6V15H7ZM53 14H54V13H53ZM61 14H62V13H61ZM75 14H76V12H75ZM80 14H81V13H80ZM91 14H93V13H91ZM94 14H95V13H94ZM106 14H107V13H105V15H106ZM116 14H117V13H116ZM125 14H126V13H125ZM127 14H128V13H127ZM134 14H135V13H134ZM136 14H137V13H136ZM145 14H146V13H145ZM185 14H186V13H185ZM185 14H184V15H185ZM187 14H188V13H187ZM191 14H192V13H191ZM239 14H240V13H239ZM254 14H255V13H254ZM26 15H27V12H26ZM36 15H37V14H36ZM51 15H52V13H51ZM54 15H55V14H54ZM58 15H59V14H58ZM86 15H87V14H86ZM89 15H90V14H88L87 16H89ZM95 15H96V14H95ZM114 15H115V13L113 12L112 16H114ZM121 15H123V14H121ZM128 15H129V14H128ZM165 15H166V14H165ZM167 15H169V13H168ZM170 15H171V14H170ZM198 15H199V14H198ZM202 15L205 17L204 13H203V14L201 13V16H202ZM208 15H210V14H208ZM220 15H223V14H220ZM225 15H223V17H224ZM231 15H232V13H231ZM24 16H25V15H24ZM34 16H35V15H34ZM49 16H50V15H49ZM59 16H60V15H59ZM64 16H65V15H64ZM76 16H77V15H76ZM78 16H80V15H78ZM84 16H85V15H83L82 17L84 18ZM99 16H100V15H99ZM112 16H111V19L114 18V17H112ZM129 16H130V15H129ZM132 16H134V15L132 14ZM148 16H149V14H148ZM178 16H179V15H178ZM187 16H188V15H187ZM206 16H207V12H206ZM255 16H256V15H255ZM22 17H23V16H22ZM29 17H31V15L28 16V18H29ZM32 17H33V16H32ZM32 17H31V18H32ZM40 17H41V16H40ZM40 17H38V19H39ZM54 17H55V16H54ZM74 17H75V16H74ZM95 17H96V16H95ZM122 17H126V16H122ZM122 17H120V18H121L120 20H123ZM139 17H140V16H139ZM149 17H150V16H149ZM149 17H148V18H149ZM154 17H155V16H154ZM158 17H160V16H158ZM162 17H163V16H162ZM168 17H169V16H168ZM188 17H189V16H188ZM208 17H209V16H208ZM210 17H211V16H210ZM210 17H209V18H210ZM212 17H213V15H212ZM243 17H244V16H243ZM245 17H246V16H245ZM260 17H261V16H260ZM263 17H264V16H263ZM45 18H46V16H45ZM45 18H44V19H45ZM48 18H51V17H48ZM75 18H76V19H78V18L81 19L80 17H78V18L75 17ZM83 18H82V19H83ZM88 18L90 19V17H88ZM93 18H94V17H93ZM100 18H101V17H100ZM106 18H107V15H106ZM109 18H110V17H109ZM142 18H143V17H142ZM173 18H174V17H173ZM177 18H178V17H177ZM179 18H180V16H179ZM197 18H200V17H196V19H194L193 22H196V21L198 20ZM218 18L220 19L221 16L219 17V15H218ZM228 18H229V17H228ZM228 18L226 17V19H228ZM235 18H236V16H235ZM238 18H240V16H239ZM22 19H23V18H22ZM22 19H21V20H22ZM76 19H75V20H76ZM79 19H78V20H79ZM85 19H86V18H85ZM103 19H104V18H102V20H103ZM132 19H133V17H132ZM134 19H135V18H134ZM136 19H137V15H136ZM155 19H156V18H155ZM200 19L202 20V18H200ZM200 19H199V20H200ZM204 19H205V18H204ZM207 19H208V18H207ZM207 19H205V21H204L205 23H206V20H207ZM211 19H212V18H211ZM215 19H216V18H215ZM230 19H231V18H229L228 21H229ZM242 19H243V18H242ZM246 19H247V18H246ZM21 20H20V21H21ZM29 20H31V19L29 18ZM34 20H35V22H36L37 19H33V21H34ZM42 20H43V19H42ZM57 20H59V18L56 19V21H57ZM91 20H92V19H91ZM97 20H98V18H97ZM102 20H100V21H102ZM112 20H113V19H112ZM114 20H116V18H115ZM114 20H113V21H114ZM118 20H119V18H118ZM124 20H125V19H124ZM138 20H139V19H138ZM143 20H144V19H143ZM149 20H150V19H149ZM152 20H153V19H152ZM172 20H173V19H172ZM175 20H176V18H175ZM199 20H198V21H199ZM222 20H223V19H222ZM224 20H225V19H224ZM224 20H223L224 23H225V22L229 23L228 21H224ZM233 20H234V19H233V17H232V20H231V21H233ZM239 20H240V19H239ZM40 21H41V20H40ZM43 21H44V20H43ZM46 21H47V20H46ZM49 21H50V20H49ZM49 21H48V24H49ZM85 21H86V20H85ZM92 21H94V20H92ZM103 21H105V20H103ZM108 21H109V20H108ZM113 21H112V22H113ZM129 21H130V20H129ZM144 21H145V20H144ZM165 21H166V20H165ZM184 21H185V20H184ZM202 21H203V20H202ZM208 21H209V19H208ZM219 21H221V19H220ZM219 21H218V24H219V27H220V26H221V25H220L221 22L219 23ZM235 21H236V20H235ZM240 21H241V20H240ZM252 21H253V20H252ZM258 21H259V20H258ZM51 22H52V21H51ZM57 22H58V21H57ZM57 22H56V23H57ZM81 22H82V21H81ZM94 22H96V21H94ZM94 22H92V23H94ZM116 22H117V20H116ZM122 22H123V21H122ZM126 22H127V23H130V22H128V21H126ZM131 22H132V21H131ZM138 22H139V21H137V23H138ZM140 22H141V20H140ZM142 22H143V21H142ZM145 22H147V20H146ZM148 22H149V21H148ZM148 22H147V23H148ZM155 22H156V20H155ZM155 22H154V23H155ZM173 22H175V21H173ZM178 22H179V21H178ZM182 22H183V21H182ZM189 22H190V21H189ZM193 22H192V23H193ZM209 22H212V20H210ZM216 22H217V21H216ZM223 22H222V23H223ZM236 22H238V20H237ZM246 22H247V21H246ZM249 22H250V21H249ZM42 23H43V22H42ZM44 23H45V21H44ZM107 23H108V22H107ZM123 23H124V22H123ZM137 23H135V24H137ZM160 23H161V22H160ZM165 23H166V22H165ZM186 23H187V20H186ZM212 23H213V22H212ZM224 23H223V24H224ZM227 23H226V24H227ZM233 23H234V22H233ZM233 23H231V24H233ZM254 23H255V22H254ZM50 24H52V23H50ZM77 24H79V22H77ZM83 24H84V23H83ZM86 24H87V22H86ZM86 24H85V25H86ZM105 24H106V23H105ZM116 24H117V23H116ZM121 24H122V23H121ZM130 24H131V23H130ZM140 24H141V23H140ZM142 24L145 25V23H142ZM148 24H150V23H148ZM175 24H176V23H175ZM190 24H191V23H190ZM190 24H189V25H190ZM193 24L195 25V23H193ZM207 24H208V23H207ZM236 24L238 25V23H236ZM236 24H234V25H235L236 27H238ZM52 25H53V24H52ZM90 25H91V23H90ZM93 25H94V24H93ZM97 25H99V22L97 23ZM101 25H103V23H102ZM118 25L120 26V24H117L116 26H118ZM126 25H127V24H126ZM153 25H154V24H153ZM161 25H162V27H163V24H162V23H161ZM161 25L159 24V26H161ZM167 25H169V24H167ZM170 25H171V22H170ZM184 25H185V24H184ZM189 25H188V26H189ZM203 25H204V24L202 23L201 26H203ZM208 25H209V24H208ZM208 25H207V26L204 25V26H206L205 28H207ZM211 25H212V24H211ZM211 25H210V26H211ZM216 25H217V24H216ZM17 26H18V25H17ZM23 26H24V25H23ZM43 26H44V24H43ZM46 26H47V23H46ZM58 26H59V24H58ZM83 26H84V25H83ZM94 26H95V25H94ZM109 26H110V25H109ZM111 26H112V25H111ZM119 26H118V28L120 29ZM123 26H124V24H123ZM133 26H134V25H133ZM145 26H146V25H145ZM154 26H155V25H154ZM156 26L159 27L158 25H156ZM175 26H176V25H175ZM182 26H183V25H181V27H182ZM188 26H187V28H188ZM196 26H197V25H196ZM210 26H209V28L212 27V26H211V27H210ZM228 26H229V24H227V27H228ZM241 26H243V25H241ZM258 26H259V25H257V27H258ZM19 27L21 28V26H19ZM35 27H36V26H34V28H35ZM56 27H57V25H56ZM81 27H82V26H81ZM92 27H93V26H92ZM102 27H103V26H102ZM102 27L100 26V28H102ZM104 27H105V26H104ZM112 27H113V26H112ZM137 27H138V25L136 26L135 29H137ZM139 27H140V26H139ZM167 27H168V26H167ZM172 27H173V26H172ZM178 27H179V26H178ZM183 27H186V26H183ZM192 27H193V26L191 25V29H192ZM194 27H195V26H194ZM194 27H193V29H195ZM223 27H224V26H223ZM229 27H230V26H229ZM229 27H228V28H229ZM8 28H9V27H8ZM13 28H14V27H13ZM20 28H19V29H20ZM32 28H33V27H32ZM52 28H53V27H52ZM67 28H68V27H67ZM107 28H108V27H107ZM110 28H111V27H110ZM123 28H124V27H123ZM125 28H126V27H125ZM133 28H134V27H133ZM143 28H144V27H143ZM152 28H153V26H152ZM159 28H160V27H159ZM159 28H158V29H159ZM203 28H204V27H203ZM209 28H207V29H209ZM216 28H217V26H216ZM228 28H227V29H228ZM259 28H260V27H259ZM263 28H264V27H263ZM19 29H18V30H19ZM22 29H23V28H21V30H22ZM56 29H57V28H56ZM56 29H53V30H56ZM70 29H71V26H70ZM74 29L76 30L77 28H74ZM82 29L84 30V28H82ZM82 29H81V30H82ZM89 29H90V26H89ZM102 29H103V28H102ZM105 29H106V28H105ZM111 29H112V28H111ZM115 29H116V28H115ZM127 29H129V28H127ZM135 29H134V30H135ZM140 29H141V27H140ZM150 29H151V28H150ZM155 29H156V28H154L153 30H155ZM158 29H157V30H158ZM163 29H164V28H163ZM170 29H172V28H170ZM189 29H190V28H189ZM207 29H206V30H207ZM227 29L225 28L226 31H227ZM231 29H232V28H231ZM239 29H241V27H240ZM246 29H247V28H246ZM18 30H17V31H18ZM31 30H32V29H31ZM37 30H38V29H37ZM41 30H42V29H41ZM48 30H49V29H47V31H48ZM66 30H67V29H66ZM90 30H91V29H90ZM107 30H108V29H107ZM130 30H131V26H130ZM143 30H144V29H143ZM145 30H146V29H145ZM148 30H149V29H148ZM157 30H156V31H157ZM160 30H161V29H160ZM182 30H183V29H182ZM195 30H196V29H195ZM203 30H204V29H203ZM209 30H211V29H209ZM209 30H207V32H208ZM216 30H217V29H216ZM221 30H222V29H221ZM229 30H230V29H229ZM229 30H228V31H229ZM257 30H258V28H257ZM19 31H20V30H19ZM38 31H39V30H38ZM77 31H78V33H79L80 29H79V30L77 29ZM85 31H87V29H86ZM102 31H103V30H102ZM104 31H106V30H104ZM109 31H110V30H109ZM118 31H119V30H118ZM125 31H126V30H125ZM132 31H133V30H132ZM151 31H152V30H151ZM164 31H165V30H164ZM164 31H163V33H164ZM173 31H174V30H173ZM186 31H187V30H186ZM188 31H189V30H188ZM211 31H212V30H211ZM219 31H220V30H218L217 33H219ZM226 31H225V32H226ZM231 31H232V30H231ZM250 31H251V30H250ZM21 32H22V31H21ZM28 32H30V30H29ZM43 32H46V31H43ZM74 32H75V31H73V34H74ZM83 32H84V31H82V33H83ZM89 32H90V31H89ZM94 32H95V31H94ZM111 32H113V31H111ZM114 32H115V30H114ZM116 32H117V29H116ZM123 32H124V30H123ZM133 32H134V31H133ZM133 32H132V33H133ZM135 32H136V30H135ZM140 32H141V30H140ZM143 32H144V31H143ZM148 32H149L148 34L151 33L150 30H149ZM160 32H161V31H159V33H160ZM168 32H171V31H169V27H168ZM168 32H167V33H168ZM176 32H177V31H176ZM178 32H179V31H178ZM198 32H199V31H198ZM204 32H206V31H204ZM204 32H202V33H204ZM207 32H206V34H207ZM212 32H215V31H212ZM229 32H230V31H229ZM229 32H228V33H229ZM237 32H238V34H239V31H237ZM241 32H244V31H241ZM246 32H247V31H246ZM17 33H18V32H17ZM23 33H24V32H23ZM25 33H26V32H25ZM36 33H38V32L36 31ZM47 33H48V32H47ZM58 33H59V32H58ZM65 33L68 34V32H65ZM75 33H76V32H75ZM80 33H81V32H80ZM85 33H86V32H84V34H85ZM91 33H92V32H91ZM100 33H101V31H100ZM103 33H104V32H103ZM103 33H101V34H103ZM105 33H106V32H105ZM108 33H109V32H108ZM127 33H128V32H127ZM163 33H162V34H163ZM167 33H166V35L169 34V33H168V34H167ZM194 33H195V32L193 31V34H194ZM200 33H201V32H200ZM208 33H210V31H209ZM234 33H235V32H234ZM251 33H252V32H251ZM18 34H20V33H18ZM30 34H31V33H30ZM30 34H29V35H30ZM32 34H33V33H32ZM41 34H42V33H41ZM45 34H46V33H44V35H45ZM52 34H53V33H51V35H52ZM67 34H64V35L67 36ZM69 34H70V32H69ZM86 34H87V33H86ZM86 34H85V35H86ZM94 34H95V33H94ZM97 34H98V33H97ZM110 34H111V33H110ZM110 34H109V35H110ZM125 34H126V33H125ZM130 34H131V32H130ZM133 34H135V33H133ZM133 34H132V35H133ZM140 34H142V32H141ZM146 34H147V33H146ZM146 34H145V37H146V36H149V35H146ZM156 34H157V33H156ZM172 34H173V32H172ZM172 34H171V35H172ZM177 34H178V33H177ZM185 34H186V32L184 33V37H185ZM187 34H188V33H187ZM191 34H192V32H191ZM213 34H214V33H213ZM219 34H220V33H219ZM222 34H223V33H222ZM222 34H220V35H222ZM224 34H225V33H224ZM26 35H27V34H26ZM26 35H25V36H26ZM48 35H49V34H48ZM48 35H46V36L48 37ZM111 35H112V34H111ZM114 35H115V34H114ZM117 35H118V34H117ZM132 35H130V36H132ZM150 35H151V34H150ZM152 35H153V34H152ZM152 35H151V38H152ZM171 35H170V36L168 35V36L171 38ZM179 35H180V34H179ZM188 35H190V34H188ZM188 35H186L187 38H185L184 40H186V39L189 40ZM203 35H204V34H203ZM211 35H212V34H211ZM225 35H226V34H225ZM227 35H228V34H227ZM230 35H231V32H230ZM236 35H237V34H236ZM246 35H247V34H246ZM248 35H249V34H248ZM252 35H253V34H252ZM263 35H264V34H263ZM263 35H262V36H263ZM3 36H4V35H3ZM17 36H18V35H17ZM25 36H23V37H25ZM27 36H28V35H27ZM30 36H32V35H30ZM41 36H42V35H41ZM66 36H64L65 39H66ZM69 36L71 37V34H70ZM76 36H77V35H76ZM78 36L80 37L81 35L78 34ZM78 36H77V37H78ZM82 36H83V35H82ZM90 36H91V35H90ZM93 36H94V35H93ZM121 36L124 37V35H122V34H121ZM125 36H126V35H125ZM135 36H136V35H135ZM137 36L139 37V35H137ZM140 36H141V35H140ZM142 36H143V35H142ZM142 36H141V37H142ZM161 36H162V35H160V37H161ZM164 36H165V35H164ZM175 36H176V35H175ZM180 36H181V35H180ZM190 36H192V35H190ZM193 36H195V35H193ZM204 36H205V35H204ZM208 36H209V34H208ZM214 36L216 37L215 39H217L218 35L216 36V32H215V35H214ZM222 36H223V35H222ZM228 36H229V35H228ZM14 37H16V36H14ZM36 37H37V36H36ZM42 37H43V36H42ZM58 37H59V36H58ZM74 37H75V36H74ZM91 37H92V36H91ZM91 37H89V38H91ZM99 37H100V35H99ZM99 37H98V38L95 37L96 40L100 39ZM102 37H103V36H102ZM102 37H101V38H102ZM112 37H113V36H112ZM133 37H134V36H133ZM133 37H131V38H133ZM153 37H154V35H153ZM158 37H159V34H158ZM181 37H182V36H181ZM181 37L179 38L180 40H181ZM241 37H242V35H241ZM29 38H30V37H29ZM38 38H39V37H38ZM38 38H37V39H38ZM59 38H60V37H59ZM82 38H83V37H82ZM89 38H88V39H89ZM106 38H107V35H106ZM116 38H117V36H116ZM118 38H119V37H118ZM124 38H125V37H124ZM124 38H122L123 41L125 40ZM126 38H127V37H126ZM162 38H163V37H161V39H162ZM166 38H168V37L166 36V37H165L164 39H162V40H165ZM196 38H197V37H196ZM201 38H202V37H201ZM208 38H209V37H208ZM220 38H221V36H220ZM222 38H224V37H222ZM227 38H228V37H227ZM237 38H238V37H237ZM237 38H236V39H237ZM37 39H35V40H37ZM44 39H45V38H44ZM47 39H48V38H47ZM50 39H51V36H50ZM53 39L55 40V38H53ZM68 39H69V38H68ZM92 39H93V38H92ZM107 39H108V38H107ZM110 39L112 40V38H110ZM110 39H108V40H110ZM119 39H120V38H119ZM119 39H118V40H119ZM139 39L141 40V38H139ZM143 39H144V38H143ZM153 39H154V38H153ZM153 39H152V40H153ZM157 39H158V38H157ZM176 39H177V38H176ZM198 39H199V38H198ZM205 39H206V38H204V40H205ZM209 39H210L211 43L214 44V43H213V42H214L213 37H211V38H209ZM211 39L213 40V42H212ZM236 39H234V40H236ZM246 39H247V38H246ZM32 40H34V39L32 38ZM48 40H49V39H48ZM83 40H84V39H83ZM89 40H90V39H89ZM94 40H95V39H94ZM100 40H102V39H100ZM113 40L115 41V39H113ZM113 40H112V41H113ZM126 40H127V39H126ZM133 40H136V37H135V39H133ZM140 40H139V41H140ZM145 40H146V41H149L148 39H145ZM162 40H161V42H163ZM172 40H173V39H172ZM172 40H171V41H172ZM177 40H178V39H177ZM192 40H193V39H192ZM199 40H201V39H199ZM199 40H198V41H199ZM206 40H207V39H206ZM206 40H205V41H206ZM217 40H218V39H217ZM217 40H216V42H219V41H220V40H219V41H217ZM240 40H241V38H240ZM242 40H243V39H242ZM249 40H250V39H249ZM22 41H23V39H22ZM27 41H28V39H27ZM29 41H30V40H29ZM40 41H41V40H40ZM44 41H45V40H44ZM46 41H47V40H46ZM55 41H56V40H55ZM58 41H60V40H58ZM62 41H63V40H62ZM62 41L60 42V44L62 43ZM75 41H78V39L75 40ZM84 41H85V40H84ZM84 41H83V44H84ZM90 41H91V40H90ZM102 41H104V40H102ZM102 41H101V42H102ZM114 41H113V43L116 44ZM131 41H132V40H131ZM137 41H138V39H137ZM141 41H143V40H141ZM155 41H156V40H155ZM178 41H179V40H178ZM186 41H187V40H186ZM193 41H195V38H194ZM226 41H230V40H227V39H226ZM16 42H17V41H16ZM24 42H25V41H24ZM30 42H33V41H30ZM30 42H29V43H30ZM36 42H37V41H36ZM56 42H57V41H56ZM69 42H71V44H72V41H69ZM80 42H82V40H80ZM80 42H79V43H80ZM87 42H88V41H87ZM107 42H110V41H107ZM119 42H120V41H119ZM124 42H125V41H124ZM132 42H133V41H132ZM143 42H144V41H143ZM153 42H154V41H153ZM153 42H152V43H153ZM172 42H173V41H172ZM174 42H176V40H175ZM174 42H173L172 44H174ZM183 42H184V41H183ZM233 42H234V41H233ZM248 42H249V41H248ZM19 43L21 44V41H19ZM27 43H28V42H27ZM29 43H28V44H29ZM44 43H45V42H44ZM47 43H48V42H47ZM47 43H46V44H47ZM49 43H50V41H49ZM49 43H48V44H49ZM52 43L54 44L55 42H52ZM67 43H68V42H67ZM128 43H129V42H128ZM128 43H127V44H128ZM146 43H148V42H146ZM154 43H156V42H154ZM165 43H167V42H164V45H165ZM178 43H179V42H178ZM187 43H189V42L187 41ZM187 43H184V44H187ZM190 43H192V42H190ZM190 43H189L188 45H190ZM194 43H195V42H194ZM205 43H206V42H205ZM205 43H204V44H205ZM225 43H226V42H225ZM239 43H240V41H239ZM13 44H14V43H13ZM30 44H31V43H30ZM32 44H33V43H32ZM48 44H47V45H48ZM57 44H58V43H57ZM74 44H75V42H74ZM86 44H87V43H86ZM94 44H95V42H94ZM102 44H103V43H102ZM114 44H113V46H112L113 48H114ZM122 44H123V43H122ZM125 44H126V43H125ZM156 44H157V43H156ZM167 44H168V43H167ZM170 44H171V43H170ZM196 44H199V43H196ZM200 44H201V43H200ZM200 44H199V45H200ZM208 44H209V43H208ZM218 44H219V43H217V45H218ZM222 44H223V43H222ZM222 44H221V46H222ZM229 44H231V43H229ZM233 44H234V43H233ZM21 45H23V44H21ZM44 45H45V44H44ZM55 45H56V44H55ZM75 45H76V44H75ZM92 45H93V44H92ZM96 45L98 46L97 42H96ZM104 45H105V43H104ZM117 45H118V44H117ZM128 45H129V44H128ZM144 45H145V44H144ZM144 45H143V46H144ZM147 45H148V44H147ZM168 45H169V44H168ZM174 45H175V44H174ZM194 45H195V44H194ZM215 45H216V44H215ZM236 45L238 46V43H237ZM16 46H18V44H17ZM24 46H25V45H24ZM27 46H28V45H26V47H27ZM35 46H36V44H35ZM39 46H40V45H39ZM70 46H71V45H70ZM84 46H85V44H84ZM88 46H89V44H88ZM109 46H110V45H109ZM126 46H127V45H126ZM135 46H137V45H135ZM143 46H142V47H143ZM145 46H146V45H145ZM171 46H172V45H171ZM178 46H179V44H178ZM181 46H184V45H181ZM232 46H234V45H232ZM251 46H252V45H251ZM13 47H14V46H13ZM50 47H51V46H50ZM56 47H57V46H56ZM67 47H68V46H67ZM80 47H81V46H80ZM94 47H95V45H94ZM94 47H92V49H93ZM102 47H103V46H102ZM110 47H111V46H110ZM112 47H111V48H112ZM122 47H123V45L121 46V48H122ZM124 47H125V45H124ZM133 47H134V46H133ZM133 47H132V48H133ZM139 47H141V46H139ZM139 47H138V48H139ZM147 47H148V46H146L145 48H147ZM168 47H169V46H168ZM199 47L202 48V45L199 46ZM199 47H198V48H199ZM206 47H207V46H206ZM209 47H212V46H209ZM242 47H243V46H242ZM22 48H23V47H22ZM30 48H31V47H30ZM43 48H44V47H43ZM60 48H64V46H63V47H60ZM74 48H75V47H74ZM117 48H119V47L117 46ZM121 48H120V49H121ZM132 48H131V49H132ZM134 48H136V47H134ZM150 48H151V45H150ZM154 48H155V50H153V51H155V53H156V50H157V49H156L155 46H154ZM157 48H158V47H157ZM164 48H165V47H164ZM178 48H179V47H178ZM183 48H184V47H183ZM183 48H181V49H183ZM185 48H187V47L185 46ZM213 48L216 49V46L213 47ZM227 48H228V47H227ZM229 48H231V46H230ZM246 48H247V47H246ZM250 48H251V47H250ZM255 48H256V46H255ZM20 49H21V48H20ZM28 49H29V48H28ZM33 49H34V48H33ZM33 49H32V50H33ZM36 49H37V48H36ZM41 49H42V48H41ZM41 49H40V50H41ZM53 49L55 50L54 47H53ZM75 49H77V48H75ZM78 49H79V48H78ZM89 49H90V48H89ZM95 49H96V48H95ZM95 49H94V50H95ZM104 49H105V48H104ZM106 49H110V48H107V47H106ZM126 49H128V47H126ZM131 49H130V50H131ZM141 49H142V48H141ZM152 49H153V48H151V50H152ZM158 49H159V48H158ZM160 49H161V48H160ZM166 49H167V48H166ZM166 49H164V50H166ZM172 49H174V48H172ZM176 49H177V47H176ZM191 49H192V48L190 47L189 50H191ZM193 49H194V46H193ZM193 49H192V50H193ZM204 49H205V48H204ZM207 49L209 50L208 47H207ZM211 49H212V48H211ZM259 49H260V48H259ZM16 50H17V49H16ZM37 50H39V49H37ZM40 50H39V51H40ZM61 50H62V49H61ZM79 50H81V48H80ZM98 50H99V49H98ZM100 50H102V49H100ZM115 50H116V48H115ZM117 50H118V49H117ZM136 50H137V49H136ZM138 50H139V49H138ZM148 50H149V49H148ZM174 50H175V49H174ZM174 50H172V51L175 52ZM183 50H184V49H183ZM200 50H201V49H199L198 51H200ZM239 50H240V49H239ZM11 51H12V50H11ZM13 51H14V49H13ZM22 51H23V50H22ZM25 51H26V50H25ZM30 51H31V50H30ZM33 51H34V50H33ZM39 51H38V52H39ZM46 51H47V50H46ZM50 51H51V50H50ZM55 51H56V50H55ZM59 51H60V50H59ZM59 51H58V52H59ZM63 51H64V50H63ZM76 51H77V50H76ZM92 51H93V50H92ZM112 51H113V50H112ZM121 51H122V50H121ZM126 51H127V50H126ZM131 51H132V50H131ZM143 51H144V50H143ZM145 51H146V50H145ZM161 51H163V48H162ZM167 51H168V50H167ZM181 51H182V50H181ZM186 51H187V53H188V49H186ZM186 51H183V52H186ZM196 51H197V49H196ZM198 51H197V53H198ZM202 51H203V50H202ZM213 51H214V50H213ZM9 52H10V51H9ZM15 52H16V51H15ZM43 52H44V50H43ZM43 52H42V53H43ZM47 52L50 54L49 51H47ZM51 52H52V51H51ZM117 52H118V51H117ZM123 52H125V50H124ZM127 52H128V51H127ZM139 52H140V51H139ZM147 52H148V51H147ZM149 52H150V51H149ZM168 52H170V50H169ZM191 52H192V51H191ZM200 52H201V51H200ZM235 52H237V51H235ZM247 52H248V51H247ZM18 53H20V52H18ZM24 53H26V52H24ZM27 53H31V52H27ZM27 53H26V54H27ZM34 53H35V52H34ZM36 53H37V52H36ZM48 53H47V55H46V53H44V55H46V57H48ZM108 53H110V52H108ZM115 53H116V52H115ZM119 53H120V51H119ZM128 53H129V52H128ZM152 53H153V52H152ZM157 53H160V51H158ZM162 53H163V52H162ZM162 53H161V54H162ZM164 53L166 54V51H165ZM194 53H195V51H194ZM206 53H207V52H206ZM212 53H213V52H212ZM212 53L210 54V52H209L210 55H212ZM226 53H227V52H226ZM245 53H246V52H245ZM9 54H10V53H9ZM13 54H15V53H13ZM32 54H33V53H32ZM51 54H52V53H51ZM74 54H75V53H74ZM78 54H79V53H78ZM106 54H107V52H106ZM112 54H113V53H111V57H112ZM124 54H125V53H124ZM129 54H130V53H129ZM129 54H128V55H129ZM132 54H133V53H132ZM138 54H140V53H138ZM143 54H144V53H143ZM147 54H148V53H147ZM147 54H146V55H147ZM168 54H169V53H168ZM172 54H173V53H172ZM199 54L201 55V53H199ZM199 54H198V55H199ZM202 54H203V53H202ZM209 54H208V55H209ZM214 54H216V53H214ZM220 54H221V53H220ZM11 55H12V54H11ZM18 55H19V54H18ZM23 55H24V54H23ZM35 55H36V54H35ZM37 55H38V53H37ZM39 55H40V54H39ZM41 55H42V54H41ZM57 55H58V54H57ZM71 55H72V54H71ZM71 55H70V56H71ZM76 55H77V54H76ZM103 55H104V54H103ZM107 55H108V54H107ZM126 55H127V53H126ZM146 55H145V56H146ZM148 55H150V54H148ZM148 55H147V56H148ZM151 55H152V54H151ZM154 55H155V54H154ZM170 55H171V54H170ZM173 55H174V54H173ZM173 55H172V56H173ZM175 55H176V54H175ZM196 55H197V54H196ZM203 55H205V54H203ZM208 55L206 54L207 59H208ZM222 55H224V53H223ZM222 55H221V56H222ZM240 55H241V54H240ZM248 55H249V54H248ZM15 56H16V55H15ZM24 56H25V55H24ZM27 56H28V54H27ZM59 56H60V55H58V57H59ZM129 56H130V55H129ZM129 56H128V57H129ZM134 56H135V55H133V57H134ZM141 56H142V54H141ZM152 56H153V55H152ZM156 56H157V55H156ZM177 56H178V55H177ZM177 56H176V57H177ZM179 56H180V55H179ZM181 56H182V53H181ZM186 56H187V55H186ZM213 56H214V55H213ZM216 56H217V55H216ZM219 56H220V55H219ZM219 56H217L216 58H218ZM221 56H220V57H221ZM21 57H22V53H21ZM43 57H45V56H43ZM53 57H54V56H53ZM67 57H68V55H67ZM73 57H74V56H72V59H73ZM80 57H81V56H80ZM106 57H107V56H106ZM108 57H110V56H108ZM111 57H110V58H111ZM115 57H116V56H115ZM126 57H127V56H125V58H126ZM162 57H163V55H162ZM170 57H171V56H170ZM170 57H169V58H170ZM173 57H174V56H173ZM191 57H192V56H191ZM197 57H198V56H197ZM203 57H204V56H203ZM209 57H210V56H209ZM214 57H215V56H214ZM220 57H219V58H220ZM35 58H36V56H35ZM39 58H41V57L39 56ZM39 58H38V59H39ZM65 58H66V56H65ZM75 58H77V56H76ZM78 58H79V57H78ZM82 58H83V57H82ZM82 58H81V59H82ZM102 58H103V57H102ZM119 58H120V57H119ZM141 58L143 59V57H141ZM145 58H146V57H145ZM148 58H149V56H148ZM167 58H168V57H167ZM188 58H190V57H188ZM195 58H196V56H195ZM211 58H212V57H211ZM225 58L227 59V57H225ZM225 58H223V59H225ZM253 58H254V57H253ZM20 59H21V58H20ZM22 59H23V58H22ZM28 59H29V58H28ZM49 59H51L50 56H49ZM53 59L55 60V58H53ZM57 59H58V58H57ZM57 59H56V60H57ZM72 59H71V60H72ZM81 59H79V61H80ZM99 59H100V57H99ZM103 59H105V58H103ZM107 59H108V58H107ZM112 59H113V58H112ZM115 59H116V58H115ZM115 59H114V60H115ZM130 59H131V58H130ZM135 59H136V58H135ZM135 59H134V60H135ZM158 59L161 60V58H159V57H158ZM162 59H163V58H162ZM175 59H177V58H175ZM175 59H172V60H175ZM184 59H186V58H184ZM190 59H191V58H190ZM196 59H198V58H196ZM202 59H203V58H202ZM205 59H206V57H205ZM226 59H225V60H226ZM230 59H231V58H230ZM239 59H240V58H239ZM25 60H26V59H25ZM25 60H24V61H25ZM45 60H46V59H45ZM56 60H55V61H56ZM68 60H69V59H68ZM77 60H78V59H77ZM101 60H102V59H101ZM127 60L129 61L128 58H127ZM146 60H147V58H146ZM186 60H187V59H186ZM188 60H189V59H188ZM212 60H214V59H212ZM225 60H224V61H225ZM247 60H248V59H247ZM20 61H21V60H20ZM22 61H23V60H22ZM58 61H59V59H58ZM62 61H63V59L60 61V63H62ZM66 61H67V59H66ZM72 61H73V60H72ZM74 61H75V60H74ZM82 61L84 62V60H82ZM82 61H81V63H82ZM90 61H91V60H90ZM99 61H100V60H99ZM99 61H97V62H99ZM102 61H103V60H102ZM102 61H100V63H101ZM105 61H106V59H105ZM109 61H110V60H109ZM111 61H112V60H111ZM144 61H145V60H144ZM189 61H190V60H189ZM191 61H192V59H191ZM193 61L195 62V59H194ZM199 61H200V60H199ZM207 61H208V60H207ZM210 61H211V60H210ZM218 61H219V59H218ZM226 61H228V64H229V59L226 60ZM25 62H26V61H25ZM25 62H24V64H25ZM34 62H35V61H34ZM36 62H37V61H36ZM38 62H39V63H38V65H39V64H40V60H38ZM42 62H43V61L41 60V64H42ZM47 62H48V61H47ZM47 62L44 61V63H47ZM49 62H51V61H49ZM85 62H86V60H85ZM95 62H96V61H95ZM117 62H118V60H117ZM121 62H122V61H121ZM130 62H131V61H130ZM134 62H135V61H134ZM146 62H148V60L145 61V63H146ZM153 62H154V61H153ZM169 62H172V61L170 60ZM173 62H174V61H173ZM185 62H186V61H185ZM230 62H231V61H230ZM253 62H255V61H253ZM28 63H29V62H28ZM51 63H54V62H51ZM55 63H56V62H55ZM73 63H74V62H73ZM76 63H78V61H77ZM76 63H75V65H76ZM79 63H80V62H79ZM79 63H78V64H79ZM92 63H93V62H92ZM92 63H91V64H92ZM103 63H104V61H103ZM110 63H111V62H110ZM128 63H129V62H127V64H128ZM138 63H139V62H138ZM149 63H150V62H149ZM161 63H162V62H161ZM176 63H177V62H176ZM181 63H182V62H181ZM183 63H184V62H183ZM190 63H191V62H190ZM197 63H198V62H197ZM197 63H195V66H196ZM200 63H202V62L200 61ZM214 63H218L217 60H216V62H214ZM236 63H237V62H236ZM24 64L22 63V65H24ZM58 64H59V63H58ZM69 64H72V63H69ZM86 64H87V63H86ZM115 64H116V62H115ZM118 64H120V63H118ZM121 64H123V63H121ZM129 64H130V63H129ZM139 64H140V63H139ZM157 64H158V63H157ZM162 64H163V63H162ZM167 64H168V63H167ZM170 64H172V63H170ZM170 64H169V65H170ZM185 64H186V63H185ZM191 64H193V63H191ZM191 64H190V66H192ZM203 64H204V63H203ZM207 64H208V62H207ZM219 64H220V63H219ZM222 64H223V61H222ZM35 65H37V64L35 63ZM38 65H37V66H38ZM43 65H44V64H43ZM43 65H42V66L40 65V66H41L42 68H43V67H47L46 65H45V66H43ZM82 65H83V64H82ZM88 65H90V64H88ZM98 65H99V64H98ZM100 65H102V63H101ZM103 65H104V64H103ZM103 65H102V67H103ZM105 65H106V64H105ZM105 65H104V66H105ZM110 65H111V64H110ZM112 65H113V63H112ZM124 65L126 66V64H124ZM163 65H164V64H163ZM178 65H179V63H178ZM181 65H182V64H181ZM181 65H180V66H181ZM183 65H184V64H183ZM205 65H206V61H205ZM205 65H204V67H205ZM256 65H258V64H256ZM37 66H36V67H37ZM48 66L50 67V65H48ZM51 66H53L52 68L54 69V64L51 65ZM56 66H57V69H58V65H57V64H56ZM72 66H73V65H72ZM76 66H77V65H76ZM76 66H74V67H76ZM131 66H132V65H131ZM151 66H152V65H151ZM199 66H200V65H199ZM202 66H203V65H202ZM219 66H220V65H219ZM261 66H262V65H261ZM66 67H67V66H66ZM78 67H80V66H78ZM82 67H83V66H82ZM97 67H98V66H97ZM102 67H101V69L106 68V67H103V68H102ZM115 67L118 68V66H116V65H115ZM122 67H124V66H122ZM122 67H121V68H122ZM132 67H133V66H132ZM139 67H141V66H139ZM145 67H146V66H145ZM171 67H172V66H171ZM176 67H177V66H176ZM184 67H185V66H184ZM186 67H187V66H186ZM224 67H225V66H224ZM227 67H228V65H227ZM227 67H226V68H227ZM243 67H244V66H242V70H243ZM251 67H252V66H251ZM33 68H34V67H33ZM39 68H40V67H39ZM60 68H61V67H60ZM107 68H109L108 65H107ZM110 68H111V66H110ZM156 68H158V66H156ZM168 68H169V67H168ZM168 68H167V69H168ZM174 68H175V66H174ZM180 68H181V67H180ZM194 68H196V67H194ZM228 68H230V67H228ZM228 68H227V69H228ZM49 69L51 70V67H50ZM55 69H56V68H55ZM55 69H54V70H55ZM66 69H67V68H66ZM69 69H70V68H69ZM82 69H84V68H82ZM128 69H129V66H128ZM133 69H134V68H133ZM136 69H137V68H136ZM144 69H145V68H144ZM147 69H148V68H147ZM149 69H150V68H149ZM159 69H160V68H159ZM161 69H162V68H161ZM163 69H164V68H163ZM176 69H177V68H176ZM176 69H175V70H176ZM178 69H179V66H178ZM184 69H185V68H184ZM190 69H191V67H190ZM210 69H211V68H210ZM231 69H232V68H231ZM238 69H239V68H238ZM32 70H33V69H32ZM45 70L47 71V68H45ZM54 70H53V71H54ZM60 70H61V69H60ZM62 70H63V69H62ZM70 70H71V69H70ZM73 70H74V68H73ZM99 70H100V69H99ZM99 70H98V72H99ZM126 70H127V69H126ZM134 70H135V69H134ZM140 70H142V69H140ZM140 70H139V71H140ZM145 70H146V69H145ZM155 70H156V69H155ZM171 70H172V69H171ZM175 70H174V71H175ZM194 70H195V69H194ZM211 70H212V69H211ZM214 70H215V69H214ZM253 70H254V69H253ZM42 71H43V70H42ZM42 71H41V72H42ZM112 71H113V70H112ZM114 71H115V70H114ZM121 71H122V70H121ZM123 71H124V70H123ZM131 71H132V70H131ZM135 71H136V70H135ZM139 71H138V72H139ZM153 71H154V69L152 70V74H153ZM157 71H158V69H157ZM160 71H162V70H160ZM164 71H165V70H164ZM177 71H178V70H177ZM179 71H180V70H179ZM185 71H186V69H185ZM187 71H189V70L187 69ZM41 72H40V73H41ZM43 72H44V71H43ZM55 72H56V71H55ZM57 72H58V71H57ZM62 72H63V75L65 76L64 71H62ZM70 72H71V71H70ZM96 72H97V71H96ZM96 72H95V73H96ZM100 72H101V71H100ZM102 72H104V71H102ZM105 72H106V69H105ZM107 72H108V71H107ZM146 72H148V71H146ZM154 72H155V71H154ZM168 72H169V71H168ZM172 72H173V71H172ZM191 72H193V70H192ZM201 72H202V70H201ZM206 72H207V71H206ZM219 72H220V71H219ZM235 72H236V71H235ZM241 72H243V71H241ZM245 72H246V70H245ZM245 72H244V73H245ZM44 73H45V72H44ZM44 73H43V74H44ZM46 73H47V72H46ZM59 73H60V72H59ZM119 73H120V72H119ZM140 73H141V72H140ZM157 73H158V72H157ZM161 73H162V72H161ZM165 73H166V71H165ZM181 73H182V72H181ZM186 73H187V72H186ZM198 73H199V72H198ZM202 73H203V72H202ZM210 73H211V72H210ZM210 73H209V74H210ZM255 73H256V71H255ZM47 74H48V73H47ZM52 74H53V73H52ZM52 74H51V75H52ZM56 74H57V73H56ZM56 74H55V75H56ZM93 74H94V72H93ZM97 74H98V73H96V76L99 75V74H98V75H97ZM101 74H103V73H101ZM101 74H100V77H101ZM108 74H109V73H108ZM112 74H113V73H112ZM115 74H116V73H115ZM115 74H114V75H115ZM120 74H121V73H120ZM130 74H131V73H130ZM135 74H136V72H135ZM144 74H145V73H144ZM148 74H149V72H148ZM176 74H177V73H176ZM178 74H179V73H178ZM233 74H234V73H233ZM233 74H232V75H233ZM235 74H236V73H235ZM55 75H54V76H55ZM58 75L62 76V78H63V75H62V74H57L56 76H58ZM70 75H71V74H70ZM123 75H124V73H123ZM139 75H140V74H139ZM141 75H142V74H141ZM155 75H156V72H155ZM160 75H161V74H160ZM165 75H166V74H165ZM184 75H185V74H184ZM218 75H219V74H218ZM222 75H223V74H222ZM47 76H49V75H47ZM52 76H53V75H52ZM54 76H53V78H54ZM71 76H72V75H71ZM71 76H70V77H71ZM103 76H104V74L102 75V77H103ZM111 76H112V75H111ZM118 76L120 77L119 74H118ZM149 76H150V75H149ZM163 76H164V74H163ZM166 76H167V75H166ZM173 76H174V75H173ZM175 76H176V75H175ZM181 76H182V74H181ZM181 76H180V77H181ZM191 76H192V74H191ZM211 76H212V74H211ZM216 76H217V75H216ZM220 76H221V75H220ZM230 76H231V75H230ZM233 76H234V75H233ZM253 76H254V75H253ZM58 77H59V76H58ZM66 77H68V76H66ZM70 77H69V78H70ZM108 77H109V76H108ZM124 77H125V76H124ZM135 77H136V76H135ZM139 77H140V76H139ZM142 77H143V76H142ZM145 77H146V76H145ZM147 77H148V76H147ZM150 77H151V76H150ZM150 77H149V78H150ZM189 77H190V74H189ZM192 77H195V76H192ZM222 77H223V76H222ZM224 77H225V76H224ZM227 77H229V76H227ZM235 77H236V76H235ZM239 77H240V76H239ZM242 77H243V76H242ZM55 78H57V77H55ZM59 78L61 79V77H59ZM64 78H65V77H64ZM72 78H73V77H72ZM96 78H99V76L96 77ZM104 78H105V77H104ZM109 78H110V77H109ZM116 78H117V76H116ZM162 78H163V77H162ZM165 78H166V77H165ZM183 78H184V77H183ZM202 78H204V76H203ZM230 78H231V77H230ZM230 78H228V79H230ZM49 79H51V78L49 77ZM129 79H130V78H129ZM132 79H133V78H132ZM138 79H139V78H138ZM138 79H137V80H138ZM145 79H146V78H145ZM156 79H157V78H156ZM156 79H155V80H156ZM188 79H189V78H188ZM206 79H207V78H206ZM208 79H209V78H208ZM214 79H215V77H214ZM252 79H253V78H252ZM258 79H259V78H258ZM62 80H63V79H62ZM66 80H67V78H66ZM69 80H70V79H69ZM71 80H72V79H71ZM107 80H108V79H107ZM116 80H117V79H116ZM118 80H119V79H118ZM155 80H154V81H155ZM163 80H164V78H163ZM169 80H170V79H169ZM172 80H173V79H172ZM194 80H195V79H194ZM212 80H213V78H212ZM222 80H223V79H222ZM232 80H233V79H232ZM232 80H231V81H232ZM246 80H247V79H246ZM49 81H50V80H49ZM51 81L53 82L54 79L51 80ZM55 81H56V80H55ZM59 81H60V80H59ZM67 81H68V80H67ZM98 81H99V80H98ZM105 81H106V80H104V82H105ZM108 81L110 82V80H108ZM108 81H107V82H108ZM120 81H121V80H120ZM126 81H127V80H126ZM126 81H125V82H126ZM130 81H131V79H130ZM132 81H133V80H132ZM145 81H148V80H145ZM166 81H167V80H166ZM175 81H176V80H175ZM175 81H174V82H175ZM182 81H183V80H182ZM182 81H181V82H182ZM195 81H196V80H195ZM200 81H201V80H200ZM209 81H210V80H209ZM254 81H256V80H254ZM57 82H58V81H57ZM62 82H63V81H62ZM65 82H66V81H65ZM65 82H64V83H65ZM99 82H100V81H99ZM107 82H106V83H107ZM112 82H113V81H111V83H112ZM140 82H141V80H140ZM140 82H138V83H140ZM150 82H151V81H150ZM158 82H159V81H158ZM181 82H180V84H181ZM185 82H187V80H185ZM191 82H192V81H191ZM191 82H190V84H191ZM197 82H198V80H197ZM210 82H211V81H210ZM210 82H209V84H210ZM214 82H215V81H214ZM229 82H230V81H229ZM234 82H235V81H234ZM244 82H245V81H244ZM66 83H67V82H66ZM116 83H117V82H116ZM128 83H129V82H128ZM135 83H136V82H135ZM142 83H143V82H142ZM182 83H183V82H182ZM187 83H188V82H187ZM198 83H199V82H198ZM200 83H202V81H201ZM200 83H199V84H200ZM211 83H212V82H211ZM223 83H224V82H223ZM232 83H233V82H232ZM232 83H231L230 85H232ZM256 83H257V82H256ZM256 83H254V85H255ZM258 83H259V82H258ZM258 83H257V84H258ZM47 84H48V83H47ZM102 84H103V82H102ZM109 84H110V83H109ZM114 84H115V83H114ZM117 84H120L119 81H118ZM133 84H134V83H133ZM136 84H137V83H136ZM143 84H144V83H143ZM143 84H142V86H143ZM149 84H151V83H149ZM164 84H165V83H164ZM188 84H189V83H188ZM199 84H198V85H199ZM203 84H204V83H203ZM205 84H206V82H205ZM260 84H261V83H260ZM65 85H66V84H65ZM111 85H112L113 87L115 86V85H113V83H112ZM123 85H124V84H123ZM123 85H122V86H123ZM126 85H127V84H126ZM139 85H141V84H139ZM139 85H138V86H139ZM167 85H168V84H167ZM175 85H176V84H175ZM182 85H183V84H182ZM207 85H208V84H207ZM212 85H214V84L212 83ZM215 85H216V84H215ZM221 85H222V83H221ZM248 85H249V84H248ZM254 85H252V86H254ZM105 86H107V85H105ZM112 86H111V87H112ZM128 86H129L128 88L130 89V85H129V84H128ZM133 86H135V85H133ZM136 86H137V85H136ZM142 86H140V87H142ZM158 86H159V85H158ZM180 86H181V85H180ZM185 86H186V85H185ZM187 86H188V85H187ZM194 86H195V85H194ZM204 86H205V85H204ZM216 86H217V85H216ZM218 86H219V85H218ZM261 86H262V85H261ZM102 87H104V86H102ZM111 87H108V89L111 88ZM115 87H116V86H115ZM118 87H119V86H117V88H118ZM120 87H121V86H120ZM123 87H124V86H123ZM123 87H122V88H123ZM126 87H127V86H126ZM131 87H132V86H131ZM156 87H157V86H155V88H156ZM175 87H176V86H175ZM189 87H190V86H189ZM201 87H202V86H201ZM206 87H207V86H206ZM222 87H223V86H222ZM222 87H220V88H222ZM226 87H227V86H226ZM237 87H238V86H237ZM104 88H105V87H104ZM106 88H107V87H106ZM128 88H127V89H128ZM146 88H147V87H146ZM148 88H149V87H148ZM155 88H154V89H155ZM157 88H158V87H157ZM164 88H166V87H164ZM178 88H179V87H178ZM178 88H177V89H178ZM181 88H182V87H180V89H181ZM199 88H200V87H199ZM229 88H230V87H229ZM255 88H256V86H255ZM100 89H101V88H100ZM112 89H113V88H112ZM112 89H111V90H112ZM118 89H119V88H118ZM134 89H136V87H134ZM143 89H144V87H143ZM162 89H163V88H162ZM180 89H179V90H180ZM185 89H186V88H185ZM246 89H247V88H246ZM246 89H245V90H246ZM111 90H110V91H111ZM119 90H120V89H119ZM124 90H126L125 87H124ZM132 90H133V89L131 88V91H132ZM146 90H147V89H145V92H146ZM149 90H150V89H149ZM157 90H158V89H157ZM169 90H170V89H169ZM169 90H168V91H169ZM191 90H192V89H191ZM191 90H190V91H191ZM208 90H209V89H208ZM220 90H221V89H220ZM220 90H218V91H220ZM236 90H237V89H236ZM238 90H239V89H238ZM108 91H109V90H108ZM110 91H109V92H110ZM129 91H130V90H129ZM131 91H130V93H131ZM141 91H142V90H141ZM151 91H152V90H151ZM161 91H162V90H161ZM174 91H175V90H174ZM174 91H172V92H174ZM181 91H183V89H182ZM192 91H193V90H192ZM210 91H212V90H210ZM213 91H214V90H213ZM222 91H223V90H222ZM224 91H226V90H224ZM224 91H223V92H224ZM231 91H232V90H231ZM249 91H250V90H249ZM104 92H105V91H104ZM111 92H113V90H112ZM114 92H115V91H114ZM122 92H123V91H122ZM122 92H121V94H122ZM143 92H144V91H143ZM145 92H144V93H145ZM152 92H153V91H152ZM158 92H159V90L157 91V93H158ZM196 92H197V91H196ZM206 92H208V91L206 90ZM227 92H228V90L226 91V93H227ZM261 92H262V91H261ZM261 92H260V93H261ZM13 93H14V91H13ZM97 93H98V92H97ZM106 93H107V91H106ZM124 93H125V92H124ZM133 93H134V92H132V94H133ZM135 93H137V92H135ZM138 93H139V92H138ZM141 93H142V92H141ZM154 93H155V91H154ZM160 93H161V92H160ZM165 93H166V91H165ZM170 93H171V91H170ZM174 93H175V92H174ZM178 93H179V91H178ZM202 93H203V92H201V96H202ZM217 93H218V92H217ZM231 93H232V92H231ZM108 94H109V93H107L106 95H108ZM114 94H115V93H114ZM125 94H126V93H125ZM167 94H168V93H167ZM209 94H210V93H209ZM219 94H220V93H219ZM263 94H264V92H263ZM263 94H262V95H263ZM106 95H105V96H106ZM127 95H128V94H127ZM146 95H147V92H146ZM151 95H152V94H151ZM160 95H161V94H160ZM176 95H177V94H176ZM178 95H179V94H178ZM199 95H200V94H199ZM206 95H207V94H206ZM217 95H218V94H217ZM231 95H232V94H231ZM236 95H238V94H236ZM241 95H242V94H241ZM246 95H247V93H246ZM113 96H114V95H113ZM134 96H135V94H134ZM142 96H143V95H142ZM161 96H162V95H161ZM185 96H186V95H185ZM185 96H184V97H185ZM189 96H190V95H189ZM193 96H194V95H193ZM213 96H214V95H213ZM233 96H234V95H233ZM111 97H112V94L110 95V98H111ZM122 97H124V95H123ZM146 97H147V96H146ZM146 97H145V98H146ZM148 97H149V96H148ZM169 97H170V96H169ZM171 97H172V96H171ZM205 97H206V96H205ZM220 97H221V96H220ZM230 97H231V96H230ZM255 97H256V96H255ZM105 98H106V97H105ZM110 98H109V99H110ZM124 98H125V97H124ZM128 98H129V97H128ZM151 98H152V97H151ZM173 98H174V97H173ZM177 98H179V97H177ZM187 98H188V97H187ZM187 98H185V99L187 100ZM207 98H208V97H207ZM222 98H223V97H222ZM224 98H225V96H224ZM226 98H227V97H226ZM238 98H239V96H238ZM259 98H261V97H259ZM262 98H263V97H262ZM112 99H113V97H112ZM112 99H111V100H112ZM118 99H119V98H118ZM120 99H121V98H120ZM120 99H119V101H120ZM126 99H127V96H126ZM130 99H131V98L128 99V102L131 101ZM136 99H137V97H136ZM149 99H150V97H149ZM149 99H148V100H149ZM166 99H167V98H166ZM168 99H170V98H168ZM175 99H176V98H175ZM196 99H197V98H196ZM218 99H220V101H221V98H218ZM231 99H232V97H231ZM231 99H230V100H231ZM235 99H237V98H235ZM235 99H233V100H235ZM114 100H115V99H114ZM116 100H117V99H116ZM133 100H134V99H133ZM146 100H147V99H146ZM153 100H155V99H153ZM161 100H162V99H161ZM183 100H184V99H183ZM188 100H189V99H188ZM200 100H201V99H200ZM200 100H198V101L200 102ZM202 100H203V99H202ZM209 100H210V99H209ZM253 100H255V99H253ZM73 101H74V100H73ZM107 101H108V100H107ZM107 101H106V103H107ZM175 101H177V100H175ZM189 101H190V100H189ZM191 101H192V100H191ZM194 101H195V99H194ZM194 101H192V102H194ZM214 101H215V100H214ZM224 101H225V100H224ZM228 101H229V100H228ZM231 101H232V100H231ZM246 101H247V100H246ZM255 101H256V100H255ZM110 102H111V101H110ZM120 102H122V101H120ZM151 102H152V101H151ZM154 102H155V101H154ZM184 102H185V100H184ZM187 102H188V101H187ZM201 102H202V101H201ZM114 103H115V102H114ZM117 103H118V102H117ZM132 103H133V102H132ZM134 103H136V102H134ZM152 103H153V102H152ZM168 103H169V102H168ZM180 103H181V99H180ZM189 103H190V102H189ZM204 103H205V102H204ZM204 103H203V104H204ZM239 103H240V102H239ZM252 103H253V102H252ZM109 104H110V103H109ZM111 104H113V101L111 102ZM122 104H123V102H122ZM128 104H129V103H128ZM144 104H145V103H144ZM156 104H157V106L159 107V105L161 104V101H160V104H159L158 102L155 103V105H156ZM158 104H159V105H158ZM171 104H172V102H171ZM174 104H175V106H176V102H175ZM177 104H179V102H178ZM198 104H200V103H198ZM215 104H217V102H215ZM223 104H224V102H223ZM229 104H230V103H229ZM243 104H244V103H243ZM116 105H117V104H116ZM116 105H115V106H116ZM131 105H132V104H131ZM141 105H143V104H141ZM141 105H140V107H141ZM153 105H154V104H153ZM153 105H152V106H153ZM155 105H154V108H155ZM179 105H180V104H179ZM181 105H182V104H181ZM190 105H191V103H190ZM200 105H201V104H200ZM200 105H199V106H200ZM209 105H210V104H209ZM231 105H232V104H231ZM244 105H246V104H244ZM247 105H248V104H247ZM256 105H257V104H256ZM103 106H104V105H103ZM105 106L107 107V105H105ZM110 106H111V105H110ZM120 106H121V105H120ZM120 106H119V107H120ZM125 106H126V104H125ZM125 106H123V107H125ZM127 106H128V105H127ZM127 106H126V108H127ZM157 106H156V108H157ZM175 106H174V108H175ZM177 106H178V105H177ZM177 106H176V108H177ZM182 106L184 107V103H183ZM188 106H189V104H188ZM206 106H207V105H206ZM227 106H229V105L226 104V107H227ZM232 106H233V105H232ZM106 107H105V108H106ZM130 107H131V106H130ZM133 107H134V105H133ZM135 107H136V106H135ZM148 107H150V106L148 105ZM165 107H166V106H165ZM168 107H169V106H168ZM229 107H231V106H229ZM255 107H256V106H255ZM261 107H262V106H261ZM103 108H104V107H103ZM108 108L111 109V107H108ZM126 108H125V109H126ZM145 108H146V106H145ZM156 108H155V109H156ZM160 108H161V106H160ZM162 108H163V106H162ZM171 108H172V107H171ZM194 108H195V107H194ZM209 108H210V107H209ZM217 108H218V107H217ZM250 108H251V107H250ZM263 108H264V106H263ZM106 109H107V108H106ZM106 109H104V110H106ZM112 109H113V108H112ZM121 109H122V108H121ZM131 109H132V107H131ZM134 109H135V108H134ZM138 109H139V107H138ZM151 109H153V108H151ZM155 109H153V110H155ZM183 109H184V108H183ZM190 109H193V108H191V106H190ZM197 109H198V108H197ZM205 109H206V107H205ZM229 109H232V108H229ZM236 109H239V108L236 107ZM254 109H255V108H254ZM259 109H260V108H259ZM261 109H262V108H261ZM114 110H115V107H114ZM114 110H113V111H114ZM118 110H119V109H118ZM118 110H117V111H118ZM136 110H137V109H136ZM158 110H159V109H158ZM171 110H172V109H171ZM177 110H180V109H177ZM194 110H195V109H194ZM201 110H202V109H201ZM203 110H204V109H203ZM222 110H223V109H222ZM246 110H247V109H246ZM102 111H103V110H102ZM106 111H107V110H106ZM110 111H111V110H110ZM120 111H121V110H120ZM120 111H118V112H120ZM122 111H123V109H122ZM122 111H121V112H122ZM127 111H128V109H127ZM127 111H126V112H127ZM169 111H170V110H169ZM208 111H209V109H208ZM235 111H236V110H235ZM118 112H117V113H118ZM121 112H120V113H121ZM132 112H133V111H132ZM144 112H145V111H144ZM146 112H147V110H146ZM159 112H160V111H159ZM162 112H163V111H162ZM170 112H172V111H170ZM175 112H176V111H175ZM178 112H181V111H178ZM187 112H188V111H187ZM194 112H195V111H194ZM213 112H214V111H213ZM221 112H222V111H221ZM224 112H225V111H224ZM226 112H227V110H226ZM228 112H229V111H228ZM230 112H231V110H230ZM244 112H245V111H244ZM246 112H248V111H246ZM249 112H250V111H249ZM16 113H17V112H16ZM110 113H111V112H110ZM112 113H113V112H112ZM114 113H116V111H114ZM114 113H113V114H114ZM124 113H125V112H123L122 115H124ZM128 113H129V112L126 113L127 116H128ZM135 113H136V112H135ZM168 113H169V112H168ZM173 113H174V112H173ZM173 113H172V114H173ZM189 113H190V112H189ZM196 113H198V112L196 111ZM205 113H206V112H205ZM205 113H204V114H205ZM208 113H209V112H208ZM208 113H207V114H208ZM27 114H28V113H27ZM107 114H108V113H107ZM129 114H131V113H129ZM146 114H147V113H146ZM148 114H149V113H148ZM160 114H161V112H160ZM180 114H181V113H180ZM190 114H191V113H190ZM219 114H220V113H219ZM222 114H223V113H222ZM226 114H227V113H226ZM226 114H225V115H226ZM234 114H235V113H234ZM242 114H243V113H242ZM251 114H252V112H251ZM251 114H250V115H251ZM253 114H254V113H253ZM108 115H109V114H108ZM119 115H120V114H118V116H119ZM143 115H144V114L142 113V117H143ZM175 115H176V114H175ZM177 115H178V114H177ZM181 115H182V114H181ZM181 115H180V116L178 115V116H176V117L179 118V117H181ZM188 115H189V114H188ZM192 115H193V114H192ZM205 115H206V114H205ZM208 115H210V114H208ZM227 115H229V114H227ZM227 115H226V116H227ZM112 116H114V115H112ZM112 116H111V117H112ZM127 116H126V117H127ZM131 116H132V114H131ZM161 116H162V115H161ZM168 116H169V115H168ZM171 116H172V115H171ZM193 116H194V115H193ZM193 116H192V117H193ZM199 116H200V115H199ZM230 116H232V115L230 114ZM230 116H229V117H230ZM233 116H234V115H233ZM261 116H262V118H263V115H261ZM108 117H109V119H110V116H108ZM108 117H107V118H108ZM123 117H124V116H123ZM135 117H136V116H135ZM135 117H134V118H135ZM137 117H138V116H137ZM157 117H158V116H157ZM163 117H164V116H163ZM174 117H175V116H174ZM174 117H173V118H174ZM186 117H188V116L186 115ZM192 117H191V118H192ZM204 117H205V116H204ZM252 117H253V115H252ZM101 118H102V117H101ZM114 118H115V117H114ZM117 118H118V117H117ZM117 118H115V119L117 120ZM121 118H122V117L120 116V119H121ZM134 118H133V119H134ZM168 118H169V117H168ZM182 118H183V116H182ZM213 118H214V117H213ZM236 118H237V117H236ZM239 118H240V115H239ZM245 118H246V117H244V119H245ZM103 119L105 120V117H104ZM120 119H119V120H120ZM130 119H131V118H130ZM133 119H132V120H133ZM138 119H141L140 116H139ZM154 119H155V118H154ZM154 119H153V120H154ZM158 119H159V118H158ZM166 119H167V118H166ZM193 119H194V118H193ZM203 119H204V118H203ZM203 119H202V121H203ZM211 119H212V118H211ZM220 119H221V118H220ZM223 119H224V118H223ZM226 119H228V117H227ZM229 119H230V118H229ZM246 119H247V118H246ZM58 120H59V119H58ZM106 120L108 121V119H106ZM112 120H114V119H112ZM112 120H111V121H112ZM116 120H114V121L116 122ZM119 120H118V121H119ZM124 120H125V119H124ZM155 120H156V119H155ZM173 120H174V119H173ZM175 120H176V119H175ZM175 120H174V121H175ZM230 120H232V119H230ZM262 120H264V118H263ZM121 121H122V120H121ZM126 121H127V120H126ZM126 121H125V122H126ZM136 121H137V120H136ZM141 121H142V120H139V122H141ZM143 121H144V119H143ZM149 121H150V120H149ZM157 121H159V120H157ZM195 121H196V119H195ZM224 121H225V120H224ZM242 121H243V120H242ZM244 121H245V120H244ZM247 121H248V119H247ZM102 122H103V121H102ZM146 122H147V121H146ZM188 122H189V120H188ZM206 122H207V121H206ZM219 122H220V121H219ZM229 122H230V121H229ZM252 122H253V121H251V123H252ZM56 123H57V122H56ZM109 123H110V120H109ZM118 123H119V122H118ZM122 123H123V125H124V122H122ZM148 123H149V122H148ZM154 123H155V122H154ZM159 123H160V122H159ZM161 123H162V122H161ZM164 123H166V122H164ZM164 123H163V125H164ZM171 123H172V122H171ZM171 123H170V124H171ZM176 123H177V120H176ZM193 123H194V122H193ZM199 123H200V122H199ZM199 123H198V125H199ZM214 123H215V121H214ZM226 123H227V122H226ZM226 123H225V124H226ZM243 123H244V122H243ZM247 123H248V122H247ZM247 123H246V124H247ZM254 123H255V122H254ZM263 123H264V122H263ZM101 124H102V123H101ZM119 124H120V123H119ZM128 124H130V123H128ZM128 124H127V125H128ZM131 124H132V123H131ZM133 124H134V123H133ZM157 124H158V123H157ZM168 124H169V122H168ZM209 124H210V122H209ZM227 124H228V123H227ZM234 124H235V123H234ZM260 124H261V123H260ZM106 125H109V124H105V126H106ZM113 125H114V124H113ZM113 125H112V126H113ZM120 125H121V124H120ZM148 125H149V124H148ZM172 125H173V124H172ZM178 125H179V124H178ZM178 125H177V126H178ZM180 125H181V124H180ZM201 125H202V124H201ZM205 125H206V124H205ZM212 125H213V123H212ZM214 125H215V124H214ZM228 125H229V124H228ZM228 125H227V126H228ZM232 125H233V124H232ZM232 125H231V126H232ZM241 125H242V123H241ZM258 125H259V122H258ZM102 126H103V125H102ZM116 126H117V125H116ZM116 126H115V127H116ZM118 126H119V125H118ZM129 126H130V125H129ZM140 126H141V125H140ZM140 126H139V127H140ZM151 126H152V125H151ZM153 126H154V124H153ZM166 126H167V125H166ZM169 126H170V125H169ZM181 126H182V125H181ZM183 126H184V124H183ZM189 126H190V125H189ZM192 126H193V124H192ZM192 126H191V127H192ZM195 126H196V125H195ZM221 126L224 127V125H220L219 127H221ZM243 126H244V125H243ZM245 126H246V125H245ZM250 126H251V125H250ZM125 127H126V126H125ZM149 127H150V126H149ZM160 127H161V125H160ZM167 127H168V126H167ZM197 127H198V126H197ZM208 127H209V126H208ZM214 127H215V126H214ZM235 127H236V126H235ZM133 128H135V127H133ZM136 128H137V127H136ZM158 128H159V126H158ZM174 128H176V127H174ZM185 128H186V126H185ZM209 128H210V127H209ZM212 128H213V127H212ZM217 128H218V127H217ZM225 128H226V127H225ZM228 128H229V127H228ZM233 128H234V127H233ZM233 128H232V129H233ZM237 128H238V127H237ZM241 128H242V127H241ZM246 128H247V127H246ZM252 128H253V126H252ZM255 128H257V127H255ZM106 129H107V128H106ZM106 129H105V130H106ZM127 129H128V127H127ZM127 129H126V130H127ZM165 129H166V128H165ZM170 129H171V128H170ZM192 129H193V128H192ZM223 129H224V128H223ZM259 129H260V128H259ZM109 130H110V129H109ZM119 130H120V129H119ZM119 130H117V131H119ZM121 130H122V129H121ZM121 130H120V131H121ZM123 130H124V129H123ZM135 130H136V129H135ZM149 130H150V129H149ZM158 130H159V129H158ZM183 130H184V129H183ZM185 130H186V129H185ZM194 130H195V129H194ZM199 130H200V129H199ZM217 130H218V129H217ZM227 130H228V129H227ZM248 130H249V129H248ZM257 130H258V129H257ZM110 131H111V130H110ZM112 131H113V130H112ZM120 131H119V132H120ZM129 131H130V130H129ZM131 131H132V130H131ZM145 131L148 132V130H147L146 128H145ZM151 131H152V128H151ZM159 131H160V130H159ZM163 131H164V130H163ZM165 131H167V130H165ZM201 131H202V130H201ZM220 131H221V129H220ZM229 131H230V129H229ZM234 131H235V130H234ZM234 131H233V132H234ZM241 131H242V129H241ZM241 131H240V132H241ZM245 131H246V130H245ZM251 131H252V129H251ZM58 132H59V131H58ZM107 132H108V131H107ZM119 132H118V133H119ZM121 132H122V131H121ZM125 132H126V131H125ZM140 132H142V130H140ZM154 132H155V131H154ZM161 132H162V131H161ZM179 132H180V131H179ZM209 132H210V131H209ZM242 132H243V131H242ZM247 132H248V131H247ZM261 132H263V131H261ZM110 133H112V132H110ZM110 133H108V135H109ZM113 133H115V132H113ZM118 133H116V134H118ZM128 133H129V132H128ZM130 133H131V132H130ZM137 133H138V132H137ZM145 133H146V132H145ZM162 133H163V132H162ZM166 133H167V132H166ZM166 133H165V134H166ZM168 133H169V131H168ZM174 133H175V132H174ZM174 133H173V134H174ZM197 133H198V131H197ZM207 133H208V132H207ZM210 133H211V132H210ZM221 133H222V132H221ZM221 133H220V134H221ZM226 133H227V132H226ZM229 133H230V132H229ZM236 133H237V132H236ZM238 133H239V132H238ZM56 134H57V133H56ZM141 134H142V133H141ZM156 134H157V133H156ZM156 134H155V135H156ZM163 134H164V133H163ZM192 134H193V133H192ZM213 134H214V132H213ZM213 134H212V136H213ZM223 134H224V133H223ZM246 134H247V133H246ZM250 134H251V133H250ZM252 134H253V132H252ZM258 134H259V133H258ZM261 134H262V133H261ZM63 135H64V134H63ZM118 135H119V134H118ZM120 135H122V134H120ZM125 135H126V134H125ZM152 135H153V134H152ZM155 135H154V136H155ZM161 135H162V134H161ZM170 135L172 136V134H170ZM174 135H175V134H174ZM184 135H185V134H184ZM184 135H183V136H184ZM187 135H188V134H187ZM229 135H230V134H229ZM243 135H244V134H243ZM110 136H111V134H110ZM133 136H134V135H133ZM136 136H137V135H136ZM150 136H151V135H150ZM150 136H149V137H150ZM168 136H169V134H168ZM183 136H182V137H183ZM189 136H190V135H189ZM221 136H222V135H221ZM223 136H224V135H223ZM241 136H242V135H241ZM252 136H256V134H255V135H252ZM252 136H251V137H252ZM49 137H50V136H49ZM124 137H125V136H124ZM128 137H129V135H128ZM139 137H140V136H139ZM147 137H148V136H147ZM160 137H161V136H160ZM169 137H170V136H169ZM174 137H175V136H174ZM180 137H181V136H180ZM193 137H194V136H193ZM195 137H196V135H195ZM199 137H200V136H199ZM207 137H208V136H207ZM209 137H210V136H209ZM214 137H215V136H214ZM218 137H219V136H218ZM224 137H225V136H224ZM246 137H248V135H247ZM115 138H116V137H114V139H115ZM125 138H126V137H125ZM133 138H134V137H133ZM135 138H136V137H135ZM144 138H145V137H144ZM151 138H152V137H151ZM172 138H173V136H172ZM183 138H184V137H183ZM188 138H189V137H188ZM204 138H205V137H204ZM210 138H211V137H210ZM239 138H240V137H239ZM253 138H255V137H253ZM256 138H257V137H256ZM109 139H111V138H109ZM117 139H118V138H117ZM122 139H123V138H122ZM185 139H186V138H185ZM190 139H191V138H190ZM190 139H189V140H190ZM199 139H200V138H199ZM201 139H203V138L201 137ZM201 139H200V140H201ZM218 139H219V138H217V140H218ZM221 139H222V138H221ZM241 139H244V138L242 137ZM251 139H252V138H251ZM112 140H113V138H112ZM126 140H127V139H126ZM132 140H133V139H132ZM132 140H131V141H132ZM138 140H140V139L138 138ZM146 140H147V139H146ZM148 140H149V139H148ZM150 140H153V139H150ZM150 140H149V141H150ZM157 140H158V138H157ZM167 140H168V138H167ZM172 140H173V143H174V142H175L174 139H172ZM179 140H180V139H179ZM183 140H184V139H183ZM193 140H194V138H193ZM203 140H204V139H203ZM206 140H207V138H206ZM235 140H236V139H235ZM110 141H111V140H110ZM110 141H109V142H110ZM116 141H118V140H116ZM127 141H128V140H127ZM144 141H145V140H144ZM161 141H162V139H161ZM165 141H166V140H165ZM197 141H198V139H197ZM214 141H215V140H214ZM219 141H220V140H219ZM221 141H222V140H221ZM224 141H225V140H224ZM243 141H244V140H242V142H243ZM248 141H250V140H248ZM82 142H83V141H82ZM85 142H86V141H85ZM111 142H112V141H111ZM123 142H124V141H123ZM150 142H151V141H150ZM150 142H149V143H150ZM153 142H154V140H153ZM176 142H177V140H176ZM180 142H182V141H180ZM187 142H188V141H187ZM191 142H192V141H191ZM193 142H195V141H193ZM199 142H200V141H199ZM228 142H229V141H228ZM114 143H115V142H114ZM117 143H118V142H117ZM133 143H134V142H133ZM184 143H185V142H184ZM188 143H189V142H188ZM201 143H202V140H201ZM204 143H205V142H204ZM220 143H221V142H220ZM246 143H248V142H246ZM246 143H245V144H246ZM250 143H251V141H250ZM262 143H263V142H262ZM136 144H137V143H136ZM153 144H154V143H153ZM179 144H180V143H179ZM239 144H240V143H239ZM61 145H62V144H61ZM107 145H108V144H107ZM119 145H120V144H119ZM132 145H133V144H132ZM143 145H144V144H143ZM201 145L203 146V144H201ZM206 145H208V144H206ZM206 145H204V148H207V147H205ZM218 145H220V144H217V146H216L217 148H219ZM221 145H222V144H221ZM223 145H224V144H223ZM247 145H248V144H247ZM249 145H250V144H249ZM249 145H248V147H249ZM103 146H104V145H103ZM122 146H123V145H122ZM129 146H130V143H129ZM129 146H127V147H129ZM137 146H139V145H137ZM145 146H146V144H145ZM162 146H165V145H162ZM169 146H171V144H170ZM172 146H173V145H172ZM184 146H185V145H184ZM189 146H190V144H189ZM202 146H201V147H202ZM241 146H242V144H241ZM245 146H246V145H245ZM255 146H256V145H255ZM258 146H259V145H258ZM3 147H4V146H3ZM44 147H45V146H44ZM44 147H43V148H44ZM106 147H107V146H106ZM108 147H111V145L108 146ZM112 147H113V146H112ZM117 147H118V145H117ZM133 147H134V146H133ZM154 147L156 148V144H155ZM154 147H153L152 149H154ZM175 147H176V146H175ZM220 147H221V146H220ZM223 147H224V146H223ZM243 147H244V146H243ZM252 147H253V146H252ZM101 148H102V146H101ZM114 148H115V147H114ZM149 148H150V146H149ZM162 148H163V147H162ZM180 148H181V147H180ZM182 148H183V147H182ZM241 148H242V147H241ZM246 148H247V147H246ZM85 149H86V148H85ZM126 149H127V148H126ZM136 149H137V147H136ZM160 149H161V148H160ZM167 149H168V148H167ZM174 149H175V148H174ZM189 149H190V148H189ZM189 149H188V150H189ZM196 149H197V148H196ZM198 149H199V148H198ZM198 149H197V150H198ZM248 149H249V148H248ZM255 149H257V147H255ZM259 149H260V148H259ZM104 150H105V149H104ZM164 150H166V148L163 149V152H164ZM177 150H178V149H177ZM180 150H181V149H180ZM180 150H179V151H180ZM185 150H186V149H185ZM188 150H187V151H188ZM206 150H208V148H207ZM225 150H226V149H225ZM47 151H48V150H47ZM102 151H103V149H102ZM143 151H144V150H143ZM143 151H142V152H143ZM154 151H155V149H154ZM158 151H159V149H158ZM158 151H157V152H158ZM161 151H162V149H161ZM161 151H159V152H161ZM169 151H170V150H169ZM175 151H176V150H175ZM198 151H199V150H198ZM211 151H212V150H211ZM214 151H216V149H215ZM214 151H213V152H214ZM230 151H231V150H230ZM262 151H263V150H262ZM262 151H261V152H262ZM97 152H98V151H97ZM100 152H101V151H100ZM133 152H134V151H133ZM165 152H166V151H165ZM184 152H185V151H184ZM200 152H201V151H200ZM246 152H247V149H246ZM129 153H130V152H129ZM139 153H140V152H139ZM206 153H207V152H206ZM209 153H210V152H209ZM227 153H229V152H227ZM236 153H237V152H236ZM241 153H242V152H241ZM243 153H244V152H243ZM250 153H251V152H250ZM107 154H108V153H107ZM117 154H120V153L117 152ZM166 154H168V152H166ZM198 154H199V153H198ZM230 154H231V152H230ZM230 154H229V155H230ZM238 154H239V153H238ZM99 155H100V154H99ZM112 155H113V154H112ZM136 155H137V154H136ZM140 155H142V154H140ZM161 155H162V154H161ZM164 155H165V154H164ZM180 155H181V154H180ZM193 155H194V154H193ZM199 155H200V154H199ZM205 155H208V154H205ZM224 155H225V154H224ZM236 155H237V154H236ZM245 155H246V154H245ZM259 155H260V154H259ZM42 156H43V155H42ZM82 156H83V155H82ZM103 156H104V155H103ZM106 156H108V155H106ZM117 156H118V155H117ZM133 156H134V155H133ZM166 156H167V155H166ZM168 156L170 157V155H168ZM168 156H167V157H168ZM181 156H182V155H181ZM73 157H74V156H73ZM80 157H81V156H80ZM109 157H111V156H109ZM114 157H115V156H114ZM140 157H141V156H140ZM142 157H143V156H142ZM144 157H145V156H144ZM162 157H165V156H162ZM116 158H117V157H116ZM122 158H123V157H122ZM186 158H187V157H186ZM194 158H195V157H194ZM207 158H208V157H207ZM245 158H246V157H245ZM259 158H260V157H259ZM263 158H264V157H263ZM81 159H83V158H81ZM113 159H114V158H113ZM130 159H131V158H130ZM147 159H148V158H147ZM152 159H153V158H152ZM158 159H159V156H158ZM165 159H166V158H165ZM172 159H173V158H172ZM172 159H171V160H172ZM196 159H197V158H196ZM198 159H199V158H198ZM226 159H227V158H226ZM242 159H243V158H242ZM247 159H248V158H247ZM260 159H261V158H260ZM41 160H42V159H41ZM88 160H89V159H88ZM108 160H109V159H108ZM110 160H111V159H110ZM123 160H124V159H123ZM141 160H143V159H141ZM169 160H170V159H169ZM178 160H179V159H178ZM184 160H185V158H184ZM190 160H191V158H190ZM228 160H229V159H228ZM243 160H244V159H243ZM24 161H25V160H24ZM82 161H83V160H82ZM90 161H91V160H90ZM102 161H103V160H102ZM136 161H137V159H136ZM163 161H164V158H163ZM182 161H183V160H182ZM186 161H187V160H186ZM205 161H206V160H205ZM210 161H211V160H210ZM213 161H214V160H213ZM223 161H224V160H223ZM226 161H227V160H226ZM236 161H237V160H236ZM245 161H246V160H245ZM257 161H258V160H257ZM116 162H117V161H116ZM132 162H135V161H132ZM141 162H142V161H141ZM146 162H147V160H146ZM148 162H149V161H148ZM151 162H152V161H151ZM159 162H160V161H159ZM167 162H168V161H167ZM173 162H176L175 159H174ZM180 162H181V161H180ZM219 162H220V161H219ZM224 162H225V161H224ZM238 162H240V161H238ZM24 163H25V162H24ZM29 163H30V162H29ZM84 163H85V162H83V167H84ZM104 163H105V162H104ZM149 163H150V162H149ZM155 163H156V162H155ZM161 163H163V162H161ZM178 163H179V162H178ZM181 163H182V162H181ZM198 163H199V162H198ZM205 163H206V162H205ZM244 163H245V162H244ZM255 163H256V159H255ZM87 164H89V162H88ZM87 164H85V165L87 166ZM91 164H92V162H91ZM107 164H109V163H107ZM114 164H116V163L114 162ZM114 164H113V162H112V164H110V165H114ZM118 164H119V163H118ZM121 164H123V163H121ZM141 164H143V163H141ZM151 164H152V166H153V163H151ZM200 164H201V163H200ZM218 164H219V163H218ZM248 164H249V163H248ZM257 164H258V163H257ZM263 164H264V163H263ZM95 165H96V163H95ZM97 165H98V164H97ZM116 165H117V164H116ZM143 165H144V164H143ZM156 165H157V164H156ZM159 165H161V164L159 163ZM159 165H158V167H159ZM162 165H163V164H162ZM162 165H161V167H162ZM168 165H169V162H168ZM198 165H199V164H198ZM205 165H206V164H205ZM215 165H216V164H215ZM236 165H237V164H236ZM238 165H239V164H238ZM260 165H261V164H260ZM39 166H40V165H39ZM63 166H64V165H63ZM73 166H74V164H73ZM101 166H102V164H101ZM114 166H115V165H114ZM127 166H128V165H127ZM148 166H149V165H148ZM154 166H155V165H154ZM163 166H164V165H163ZM172 166H173V165H172ZM175 166H176V165H175ZM203 166H204V165H203ZM248 166H249V165H248ZM68 167L70 168L69 165H68ZM87 167H88V166H87ZM94 167H95V166H94ZM99 167H100V166H99ZM99 167H98V169H99ZM111 167H113V166H111ZM118 167H119V166H118ZM134 167H135V166H134ZM144 167H145V166H144ZM164 167L166 168V166H164ZM178 167H179V166H177V168H176L177 170H178ZM183 167H184V165H183ZM195 167H196V165H195ZM201 167H202V166H201ZM208 167H209V166H208ZM212 167H213V166H212ZM243 167H244V168H243ZM263 167H264V166H263ZM96 168H97V166H96ZM125 168H126V167H125ZM155 168H156V167H155ZM162 168H163V167H162ZM210 168H211V167H210ZM248 168H249V167H248ZM250 168H251V167H250ZM250 168H249V169H250ZM88 169H89V168H88ZM91 169H92V168H91ZM91 169H90V170H91ZM103 169H104V168H103ZM163 169H164V168H163ZM163 169H161V171H162ZM167 169H168V168H167ZM187 169H188V168H187ZM187 169H186V170H187ZM205 169H206V168H205ZM242 169H245V166H242ZM260 169H261V168H260ZM262 169H263V168H262ZM56 170H57V169H56ZM62 170H63V169H61V170L59 169V172L62 171ZM86 170H87V168H86ZM90 170H89V171H90ZM95 170H96V169H95ZM107 170H108V169L105 168L104 171L106 172ZM140 170H141V169H140ZM152 170H153V169H152ZM172 170H173V169H171L170 172H171ZM177 170H176V171H177ZM190 170H191V169H190ZM210 170H211V169H210ZM222 170H223V169H222ZM236 170H238V169H236ZM240 170H241V169H240ZM247 170H248V169H247ZM33 171H34V170H33ZM57 171H58V170H57ZM83 171H85V170H83ZM97 171H98V170H97ZM142 171H143V170H142ZM149 171H150V170H149ZM164 171H166V170L164 169ZM173 171H174V170H173ZM211 171H212V170H211ZM87 172H88V171H87ZM99 172H100V171H99ZM105 172H104V173H105ZM119 172H120V171H119ZM136 172H137V171H136ZM193 172H194V171H193ZM197 172H198V171H197ZM212 172H213V171H212ZM223 172H224V171H223ZM254 172H255V171H254ZM258 172H259V170H258ZM61 173H62V172H61ZM61 173H60V174H61ZM89 173H90V175L92 174L91 172H89ZM100 173H101V172H100ZM100 173H99V176H101ZM111 173H112V172H111ZM139 173H140V172H139ZM145 173H146V172H145ZM154 173H155V172H154ZM158 173H159V172H158ZM172 173H173V172H172ZM182 173H183V172H182ZM185 173H186V172H185ZM34 174H35V173H34ZM124 174H125V173H124ZM149 174L151 175L152 173H149ZM149 174H148V175H149ZM155 174H156V173H155ZM162 174L164 175V173H162ZM173 174H174V173H173ZM173 174H172V175H173ZM249 174H250V172H249ZM255 174L258 175V173H256V172H255ZM255 174L253 173L252 175H255ZM94 175H95V174H94ZM96 175H98V174H96ZM112 175H113V174H111L110 176H112ZM114 175H115V174H114ZM148 175H146L145 179L147 178ZM168 175H169V174H168ZM172 175L169 176V177H173ZM174 175H175V174H174ZM246 175H247V174H246ZM260 175H261V174H260ZM92 176H93V175H92ZM108 176H109V175H108ZM132 176H133V175H132ZM132 176H131V177H132ZM137 176H139V175H137ZM152 176H155V175L152 174ZM166 176H167V175H166ZM176 176H177V175H176ZM192 176H193V175H192ZM192 176H191V177H192ZM197 176H198V175H197ZM201 176H203V175H201ZM210 176H211V175H210ZM247 176H248V175H247ZM247 176H246V178H247ZM105 177H106V176H105ZM105 177H104V178H105ZM134 177H135V176H134ZM148 177H149V176H148ZM169 177H167V179H168ZM174 177H175V176H174ZM174 177H173V178H174ZM182 177H183V176H182ZM253 177H255V176H253ZM263 177H264V176H263ZM95 178H96V177H95ZM101 178H103V177H101ZM112 178H113V177H112ZM118 178H119V177H117V179H118ZM132 178H133V177H132ZM178 178H179V177H178ZM178 178H177V179H178ZM180 178H181V177H180ZM185 178L187 179V176H186ZM193 178H194V177H193ZM198 178H199V177H198ZM212 178H214V177H212ZM255 178H256V177H255ZM5 179H6V178H5ZM105 179H106V178H105ZM136 179H137V178H136ZM149 179H151V177H150ZM152 179H153V178H152ZM171 179H172V178H171ZM186 179H184V180H186ZM261 179H262V178H261ZM1 180H2V179H1ZM1 180H0V181H1ZM31 180H32V181H31ZM31 180H30V182H32V183L29 185L28 182H27V185H28V186L26 187V189L23 188V190H25V193H24V191H21L19 194H16V195H18V196H15V197H17V203H18V201L20 200V202L23 203V206H24V207L21 206L23 209H22V210H20L21 208L19 209L20 211L17 212V217H18V218H17V217H15V218H16V219H19L20 217L23 216L22 219H25V220H26V218L30 216L31 224L29 223L30 221H28V223H27V224L25 223V224H26V226H28V225L30 224V225H31V228L28 227V228H25V229H24L25 226H24V227H20V226H19L21 229L19 228L20 230H19V229H18V230L16 229V230H17V231H20V235H18L17 239L15 238L16 240H13V241H16V243H15V244H14V243H13V244L11 243L12 245H10V247H8V245L5 246L6 243H5L4 245H3V244L0 245V246H1V248H0V264H88V261L90 260V256H92V255H91L92 252H91L90 255H89V253L87 252V250L90 249V248L92 249L93 246H92V247H90V246H91L93 243L90 244V245H89V243H87V235H86L87 233H84V231H83L81 228L77 227L75 224H74V225H75L76 227H75V226H74V227L65 226V225L62 223V221H61V222H60L59 220L56 221V219H55L54 217L51 218V214H50V213H49L50 218H47V220L45 219L46 222H43V218H41L38 214H37V215L34 214L33 209H34L35 207L33 208V201H34V203H35V202H36L35 200L37 199V197H38L40 194H41V195L43 194V193H42L43 191L41 192V188H40V192H41V193H39V191H38V187H39L40 185L38 186V184H36V183H37L36 181H35L36 183H33L34 179H31ZM93 180H94V179H93ZM97 180H99V179L97 178ZM101 180H102V179H101ZM111 180H112V179H111ZM113 180H114V179H113ZM154 180H155V179H154ZM156 180H157V179H156ZM156 180H155V181H156ZM191 180H192V179H191ZM214 180H215V179H214ZM221 180H222V179H221ZM221 180H220V181H221ZM236 180H237V179H236ZM241 180H242V179H241ZM248 180H249V179H248ZM248 180H247V181H248ZM259 180H260V179H259ZM263 180H264V179H263ZM26 181H27V180H26ZM95 181H96V180H95ZM103 181H104V180H102V182H103ZM146 181H147V180H146ZM146 181H145V182H146ZM171 181H172V180H171ZM175 181H176V180H174V181H172V182H175ZM180 181H182V180L180 179ZM180 181H179V183H180ZM200 181H201V180H200ZM208 181H209V180H208ZM238 181H240V180H238ZM243 181H244V180H243ZM249 181H250V180H249ZM30 182H29V183H30ZM106 182H107V181H106ZM148 182H149V180H148ZM150 182H152V180H151ZM245 182H246V179H245ZM251 182H252V181H251ZM4 183L6 184V182H4ZM18 183H19V181L17 182V184H18ZM23 183H24V182H23ZM23 183H22V184H23ZM92 183H93V182H92ZM92 183H91V184H92ZM97 183H98V181L95 182V185H96ZM99 183H100V182H99ZM143 183H144V182H143ZM175 183H176V182H175ZM183 183H185V182H183ZM195 183H198V182H195ZM214 183H215V182H214ZM232 183H233V181H232ZM241 183H242V182H241ZM246 183H247V182H246ZM24 184H25V183H24ZM51 184H52V183H51ZM58 184H59V183H58ZM93 184H94V183H93ZM113 184H114V183H113ZM129 184H130V183H129ZM166 184H167V183H166ZM177 184H178V183H177ZM249 184H250V183H249ZM2 185H3V183H1V186H2ZM8 185H9V184H8ZM11 185H12V184H11ZM13 185H15V184H13ZM78 185H79V184H78ZM103 185H104V184H102V185L100 184V186H102V187H103ZM117 185L120 186L119 183L116 184L115 186H117ZM130 185H131V184H130ZM132 185H133V184H132ZM152 185H153V184H152ZM156 185H157V183H156ZM158 185H161V184H158ZM162 185H163V184H162ZM170 185H171V184H170ZM174 185H175V184H174ZM182 185H183V184H182ZM195 185H196V184H195ZM217 185H218V184H217ZM229 185H230V184H229ZM237 185H238V184H237ZM245 185H246V184H245ZM251 185H252V183H251ZM253 185H254V183H253ZM261 185H262V184H261ZM17 186H18V185H17ZM25 186H26V185H25ZM52 186H53V184L51 185V188H52ZM98 186H99V185H98ZM113 186H114V185H113ZM168 186H169V185H168ZM200 186H202V185H200ZM211 186H212V185H211ZM225 186H226V185H225ZM227 186H228V185H227ZM246 186H247V185H246ZM19 187H20V186H19ZM21 187H23V186H21ZM150 187H151V185H150ZM152 187H153V186H152ZM166 187H167V185H166ZM166 187L164 186V188H166ZM175 187H176V186H175ZM198 187H199V186H198ZM6 188H7V187H6ZM10 188H11V186H10ZM78 188H79V187H78ZM99 188H100V187H99ZM105 188H106V185H105ZM105 188H104V189H105ZM131 188H132V187H131ZM153 188H154V187H153ZM162 188H163V187H162ZM167 188H168V187H167ZM167 188H166V189H167ZM242 188H243V187H242ZM256 188H257V187H256ZM256 188H255V189H256ZM2 189H4V188H2ZM12 189H13V186H12ZM12 189H11V190H12ZM14 189H15V187H14ZM14 189H13V190H14ZM52 189H53V188H52ZM68 189H69V188H68ZM68 189H67V191H69ZM107 189H108V188H107ZM119 189H120V188H119ZM175 189H178V187L175 188ZM198 189H199V188H198ZM202 189H204V188H202ZM210 189H211V188H210ZM210 189H209V191H210ZM230 189H231V188H230ZM236 189H237V188H236ZM0 190H1V189H0ZM7 190H8V189H7ZM7 190L4 189L3 191H7ZM9 190H10V189H9ZM13 190H12V192H14ZM20 190H21V188H20ZM46 190H47V189H46ZM75 190H76V188H75ZM75 190H74V191H75ZM96 190H97V189H96ZM109 190H110V189H109ZM129 190H130V189H129ZM131 190H132V189H131ZM135 190H136V189H135ZM153 190H155V189H153ZM179 190H180V189H179ZM200 190H201V189H200ZM205 190H206V189H205ZM215 190H216V189H215ZM246 190H247V189H246ZM15 191H16V189H15ZM18 191H19V190H17V193H18ZM67 191H66V192H67ZM70 191H71V190H70ZM76 191H78V190H76ZM100 191H102V190L100 189ZM123 191H124V190H123ZM167 191H168V190L164 191V193L167 192ZM176 191H177V190H176ZM255 191H256V190H255ZM8 192H10V191H8ZM98 192H99V190H98ZM103 192H105V191H103ZM130 192H132V191H130ZM141 192H142V191H141ZM179 192H181V191H179ZM189 192H190V191H189ZM231 192H232V191H231ZM241 192H242V190L240 191L239 194H241ZM5 193H6V192H5ZM67 193H68V192H67ZM119 193H121V192H119ZM119 193H118V195H119ZM139 193H140V192H139ZM143 193H144V192H143ZM153 193H154V192H153ZM160 193H161V192H160ZM162 193H163V192H162ZM219 193H220V192H219ZM234 193H235V191H234ZM234 193H233V194H234ZM253 193H254V192H253ZM10 194H12V193H10ZM46 194H47V193H46ZM102 194H103V193H102ZM141 194H142V193H141ZM173 194H174V193H173ZM224 194H225V193H224ZM224 194H223L222 196H224ZM237 194H238V193H237ZM254 194H255V193H254ZM254 194H253V195H254ZM97 195H99V194H97ZM97 195H96V196H97ZM112 195H113V194H112ZM114 195H115V194H114ZM131 195H132V194H131ZM136 195H138V193H137ZM139 195H140V194H139ZM152 195H153V194H152ZM170 195H171V194H170ZM177 195H178V193H177ZM177 195H175V196H177ZM180 195H181V194H180ZM184 195H185V193H184ZM202 195H203V193H202ZM202 195H201V196H202ZM244 195H245V194H244ZM246 195H247V194H246ZM72 196H73V195H72ZM115 196H116V195H115ZM115 196H113V197L111 196V198L114 199ZM119 196H120V195H119ZM123 196H124V195H123ZM123 196H122V197H123ZM132 196H134V195H132ZM154 196H155V195H154ZM181 196H182V195H181ZM203 196H204V195H203ZM207 196H208V195H207ZM209 196H210V195H209ZM219 196H220V195H219ZM237 196H238V195H237ZM254 196H255V195H254ZM11 197H12V195H11ZM43 197H45L44 194H43ZM103 197H104V196H102V198H103ZM126 197H127V196H126ZM130 197H131V196H130ZM138 197H139V196H138ZM158 197H159L158 199H161L159 195H158ZM161 197H162V196H161ZM165 197H166V196H165ZM167 197H168V199H169V196H167ZM170 197H171V196H170ZM196 197H197V195H196ZM240 197H242V196H240ZM248 197H249V196H248ZM250 197L252 198V196H250ZM107 198H108V196H106V199H107ZM119 198H120V197H119ZM155 198H157V197H155ZM163 198H164V197H163ZM172 198H174V197H172ZM175 198H176V197H175ZM198 198L200 199V197H198ZM210 198H211V197H210ZM215 198H216V197H215ZM221 198H222V197H221ZM235 198H236V197H235ZM237 198H238L239 200L241 199V198H239V197H237ZM237 198H236V200H237ZM244 198H246V197H244ZM244 198H242V199H244ZM149 199H150V197H149ZM152 199H153V198H152ZM166 199H167V198H166ZM166 199H165V200H166ZM176 199H177V198H176ZM182 199H183V198H182ZM202 199H203V197H202ZM202 199H201V200H202ZM206 199H207V197H206ZM217 199H218V197H217ZM219 199H220V198H219ZM224 199H225V198H224ZM229 199H231V198H229ZM229 199H228V200H229ZM247 199H248V198H247ZM258 199H259V197H258ZM14 200H15V199H14ZM40 200H41V198H40ZM40 200L38 199L37 202L40 201ZM42 200H43V199H42ZM71 200H73V199H71ZM97 200H98V199H97ZM107 200H108V199H107ZM118 200H120V199H118ZM150 200H151V199H150ZM162 200H163V199H162ZM197 200H198V199H197ZM204 200H205V198H204ZM212 200H213V199H212ZM226 200H227V199H226ZM232 200H233V197H232ZM244 200H245V199H244ZM263 200H264V199H263ZM15 201H16V200H15ZM15 201H13V202H15ZM123 201H124V200H123ZM136 201H137V200H136ZM172 201H173V199H172ZM185 201H186V200H185ZM192 201H193V200H192ZM207 201H208V200H207ZM214 201H215V200H214ZM246 201H247V200H245V203H244V204H247ZM249 201H250V200H249ZM42 202H43V201H42ZM42 202H41V203H42ZM66 202H67V201H66ZM66 202H65V203H66ZM147 202H148V201H147ZM154 202H155V201H154ZM154 202H153V203H154ZM159 202L161 203L162 201L159 200ZM163 202H164V201H163ZM166 202H167V201H166ZM187 202H188V201H187ZM198 202H199V201H198ZM216 202H217V201H216ZM216 202H215V203H216ZM219 202H221V199H220ZM225 202H227V201H225ZM261 202H262V201H261ZM8 203H9V202H8ZM100 203H101V202H100ZM104 203L106 204L107 202L104 201ZM112 203H113V202H112ZM120 203H121V202H119V204H120ZM164 203H165V202H164ZM168 203H169V200H168ZM181 203H182V202H181ZM211 203H212V201H211ZM230 203H231V202H230ZM233 203H234V202H233ZM236 203H237V202H236ZM238 203H239V202H238ZM35 204H36V203H35ZM39 204H40V203H39ZM97 204H98V202H97ZM108 204H109V203H108ZM114 204H115V203H114ZM117 204H118V203H117ZM117 204H116V205H117ZM121 204H122V203H121ZM169 204H170V203H169ZM184 204H185V203H184ZM205 204H206V203H204V205H205ZM213 204H214V202H213ZM217 204H218V202H217ZM226 204H227V203H226ZM228 204H229V202H228ZM240 204H241V203H240ZM5 205H6V204H5ZM14 205H15V204H14ZM19 205H20V204H19ZM36 205L39 207L38 204H36ZM56 205H57V204H56ZM100 205H101V204H100ZM141 205H142V204H141ZM211 205H212V204H211ZM215 205H216V204H215ZM230 205H231V204H230ZM238 205H239V204H238ZM247 205H248V204H247ZM101 206L103 207V204H102ZM110 206H111V205H110ZM144 206H145V204H144ZM154 206H155V205H154ZM163 206H164V204H163ZM183 206H184V205H183ZM222 206H223V205H222ZM231 206H232V205H231ZM233 206H234V204H233ZM236 206H237V205H236ZM263 206H264V205H263ZM5 207H6V206H3L2 208H5ZM13 207H14V206H11V208H10V207H6L5 212H0V236L2 235V237L5 236V234H6V233L3 234V233H4V229H2V228H4V225H3L2 222H3L4 220L10 218V216H13V214L16 215V211L18 210V207H16V205H15L16 208H15V207L13 208ZM40 207H43V206H40ZM40 207H39V208H40ZM64 207H65V206H64ZM80 207H81V206H80ZM107 207H108V206H107ZM114 207H115V206H114ZM122 207H123V206H122ZM125 207H126V205H125ZM128 207L130 208V206H128ZM128 207H127V208H128ZM169 207H171V206L168 205V208H169ZM198 207H199V206H198ZM215 207H216V206H215ZM226 207H227V206H226ZM229 207H230V206H229ZM240 207H241V206H240ZM247 207H248V206H247ZM260 207H261V205H260ZM8 208H9V209H8ZM32 208H33V209H32ZM36 208H37V207H36ZM44 208H45V207H44ZM44 208H43V209H44ZM65 208H66V207H65ZM67 208H68V207H67ZM93 208H94V206H93ZM104 208L106 209V206L103 207V209H104ZM109 208H110V210H111L112 207H109ZM164 208H165V207H164ZM168 208H166V209L168 210ZM179 208H180V207H179ZM207 208H209V207H207ZM210 208L212 209V207H210ZM217 208H218V207H217ZM232 208H233V207H232ZM16 209H17V210H16ZM37 209H38V208H37ZM37 209H35V210H37ZM43 209H42V211H43ZM55 209H56V208H55ZM60 209H61V208H60ZM60 209H58V210H60ZM63 209H64V208H63ZM78 209H79V207H78ZM151 209H152V208H151ZM196 209H198V208L196 207ZM211 209H210V210L208 209V210L211 211ZM219 209H220V208H219ZM219 209H218V210H219ZM235 209H236V211L239 210V209H237V208H235ZM240 209H241V208H240ZM242 209H243V208H242ZM38 210H39V209H38ZM38 210H37V211H38ZM40 210H41V209H40ZM45 210H46V209H45ZM50 210H51V209H50ZM56 210H57V209H56ZM75 210H77V209L75 208ZM82 210H83V209H82ZM96 210L99 211L100 209H97V208H96ZM96 210H95V211H96ZM101 210H102V209H101ZM101 210H100V212H101ZM112 210H114V209L112 208ZM112 210H111V211H112ZM120 210H122V209H120ZM125 210H128V209H124V211H125ZM153 210H154V209H153ZM175 210H176V208H175ZM193 210H194V209H193ZM203 210H204V209H203ZM206 210H207V209H206ZM218 210H217V212H218ZM222 210H223V209H222ZM222 210H220L221 213H222ZM250 210H251V209H250ZM250 210H249V211H250ZM254 210H255V209H254ZM257 210H258V208H257ZM257 210H256V211H257ZM262 210H263V209H262ZM262 210H261V212H262ZM2 211H3V210H2ZM42 211H41V213L44 212V211H43V212H42ZM73 211H74V210H73ZM84 211H85V210H84ZM107 211H108V210H107ZM107 211L105 210V213H106ZM116 211H118V210H116ZM149 211H150V210H149ZM164 211H165V210H164ZM176 211H177V210H176ZM215 211H216V210H215ZM243 211L246 212L247 210L245 211V209H244ZM259 211H260V210H259ZM45 212H46V211H45ZM53 212H54V210H53ZM55 212H56V211H55ZM63 212H65V211H63ZM63 212H62V213H63ZM75 212H76V211H75ZM120 212H121V211H120ZM122 212H123V210H122ZM135 212H136V210H135ZM142 212H143V211H142ZM150 212H151V211H150ZM153 212H154V211H153ZM172 212H173V211H172ZM179 212H180V211H179ZM197 212H198V211H197ZM199 212H200V211H199ZM203 212H204V211H203ZM203 212H202V213H203ZM211 212H212V211H211ZM211 212H210V213H211ZM234 212H235V210H234ZM234 212H233V213H234ZM35 213H36V212H35ZM46 213H47V212H46ZM56 213H57V212H56ZM83 213H84V212H83ZM96 213H97V211H96ZM102 213H103V212H102ZM108 213H109V211H108ZM112 213H113V212H112ZM117 213H119V212H117ZM136 213H137V212H136ZM139 213H140V212H139ZM143 213H144V212H143ZM151 213H152V212H151ZM207 213H208V212H207ZM207 213H206V214H207ZM231 213H232V211H231ZM236 213H237V212H236ZM241 213H242V212H241ZM256 213H258V212H256ZM39 214H40V213H39ZM53 214H54V213H53ZM58 214H59V212H58ZM65 214H66V213H63V215H65ZM67 214H68V213H67ZM70 214H72V211H71V210H70ZM90 214L93 215V213H90ZM110 214H111V212H110ZM110 214H109V215H110ZM123 214H125V213H123ZM148 214H149V212H148ZM152 214H154V213H152ZM197 214H198V213H197ZM216 214H218V213H216ZM243 214H244V213H243ZM28 215H29V216H28ZM35 215H36V216H35ZM83 215H84V214H83ZM85 215H86V214H85ZM87 215H88V214H87ZM98 215H100V214L98 213ZM101 215H103V214H101ZM126 215H127V213H126ZM128 215H129V214H128ZM146 215H147V214H146ZM191 215H192V214H191ZM203 215H204V214H203ZM220 215H221V214H220ZM222 215H223V214H222ZM222 215H221V216H222ZM230 215H231V214H230ZM233 215H234V214H233ZM44 216H46L45 213H44ZM52 216H53V215H52ZM67 216H68V215H67ZM71 216H72V215H71ZM75 216H76V217H77V216L79 217L80 215L77 214V215H75ZM75 216H74V217H75ZM95 216H96V215H95ZM104 216H106V215H104ZM111 216H114V215L111 214ZM140 216H141V215H140ZM170 216H172V215H170ZM194 216H195V215H194ZM194 216H193V217H194ZM197 216H198V215H197ZM201 216H202V215H201ZM201 216H200V217H201ZM204 216H205V215H204ZM212 216H213V215H212ZM214 216H215V215H214ZM226 216H227V212H226ZM46 217H47V216H46ZM58 217H60V216H58ZM61 217H62V216H61ZM61 217H60V218H61ZM72 217H73V216H72ZM74 217H73V218H74ZM78 217L76 218L77 220L79 219ZM83 217H84V216H83ZM83 217H82V218H83ZM93 217H94V216H93ZM96 217H97V216H96ZM107 217H109V216H107ZM114 217H116V216H114ZM135 217H136V216H135ZM207 217H208V216H207ZM62 218H63V217H62ZM84 218H85V217H84ZM116 218L119 219L118 216H117ZM123 218H124V217H122V220H123ZM130 218H131V217H130ZM197 218H198V217H197ZM197 218H196V219H197ZM202 218H203V217H202ZM204 218H205V217H204ZM209 218H210V217H209ZM245 218H246V217H245ZM10 219H13V218H10ZM22 219H21V220H22ZM58 219H59V218H58ZM67 219H68V218H67ZM67 219H66V218H63L64 221H65V220L68 221ZM90 219H91V218H90ZM100 219H101V218H100ZM102 219H103V216H102ZM106 219H107V218H106ZM127 219H128V218H127ZM135 219H136V218H135ZM138 219H139V218H138ZM189 219H190V218H189ZM192 219L194 220V218H192ZM210 219H211V218H210ZM223 219H224V217H223ZM235 219H236V218H235ZM263 219H264V218H263ZM13 220H15V219H13ZM60 220H61V219H60ZM77 220H76V222H77ZM80 220H82V219H80ZM84 220H85V219H84ZM84 220H83V221H84ZM86 220H87V219H86ZM94 220H96V218H95ZM104 220H105V219H104ZM107 220H108V219H107ZM110 220H111V219H110ZM125 220H126V218H125ZM131 220H132V219H131ZM175 220H176V218H175ZM205 220H206V219H205ZM216 220H217V219H216ZM226 220H227V219H226ZM254 220H255V219H254ZM15 221H16V220H15ZM17 221H18V220H17ZM96 221H97V220H96ZM100 221H101V220H100ZM105 221H106V220H105ZM105 221H104V222H105ZM115 221H116V220H115ZM118 221H119V220H118ZM118 221H117V222H118ZM169 221H170V220H169ZM169 221H168V222H169ZM180 221H182V220H180ZM191 221H192V220H190V222H191ZM196 221H197V220H196ZM206 221H207V220H206ZM206 221H205V222H206ZM208 221H209V220H208ZM214 221H215V220H214ZM218 221H219V220H218ZM227 221H228V220H227ZM229 221H230V220H229ZM233 221H234V219H233ZM246 221H247V219H246ZM57 222H58V223H57ZM74 222H75V221H74ZM81 222H82V221H81ZM106 222H108V221H106ZM122 222H123V221H122ZM136 222H137V221H136ZM166 222H167V221H166ZM178 222H179V221H178ZM190 222L188 223L189 225H190ZM198 222H199V220H198ZM211 222H212V221H211ZM224 222H225V221H224ZM224 222H222L221 224H223ZM235 222H236V221H235ZM257 222H258V221H257ZM16 223H18V222H16ZM16 223H15V224H16ZM20 223H21V222H20ZM20 223H18V225H20ZM68 223H69V222H68ZM84 223H85V222H83V224H84ZM111 223H112V222H111ZM114 223H116V222H114ZM118 223H119V222H118ZM138 223H139V222H138ZM138 223H137V224H138ZM144 223H146V221H145ZM150 223H151V222H149L148 225H150ZM172 223H173V221H172ZM174 223H175V222H174ZM225 223H226V222H225ZM227 223H228V222H227ZM229 223H230V222H229ZM246 223H247V222H246ZM255 223H256V222H255ZM260 223H261L260 225L258 224L259 226L262 225V221H261ZM263 223H264V221H263ZM9 224H10V223H9ZM15 224H14V225H15ZM23 224H24V223H23ZM83 224H82V225H83ZM87 224H89V223L87 222ZM107 224H109V223H107ZM126 224H127V223H126ZM126 224H125V225H126ZM151 224H152V223H151ZM166 224H167V223H166ZM198 224H199V223H198ZM201 224H203V223H201ZM206 224H208V223L206 222ZM212 224H213V223H212ZM212 224H211V225H212ZM221 224H220V225H221ZM244 224H245V223H244ZM11 225H12V224H11ZM11 225H10V226H11ZM18 225H17V227H18ZM109 225H111V224H109ZM112 225H113V224H112ZM116 225H117V224H116ZM116 225H114V227H116ZM132 225H133V224H132ZM135 225H136V224H135ZM173 225H174V224H173ZM192 225H193V224H192ZM208 225H209V224H208ZM218 225H219V223H218ZM71 226H73V225H71ZM122 226H124V224H123ZM128 226L131 227L130 225H128ZM137 226H139V225H137ZM174 226H175V225H174ZM176 226L178 227V224H176ZM180 226H181V225H180ZM228 226H230V224H229ZM228 226H227V227H228ZM233 226H234V225H233ZM254 226H255V224H254ZM6 227H7V226H6ZM6 227H5V228H6ZM11 227H12V226H11ZM11 227H9V231H8V232L11 231V229H10ZM81 227H83V226H81ZM126 227H127V225H126ZM134 227H135V226H134ZM139 227H140V226H139ZM166 227H167V226H166ZM169 227H170V226H169ZM177 227H176V228H177ZM181 227H182V226H181ZM190 227H192V226H190ZM194 227L196 228V226H194ZM200 227H201V226H200ZM209 227H210V226H209ZM257 227H258V226H257ZM15 228H16V227H14V229H15ZM84 228H85V226H84ZM84 228H83V229H84ZM116 228H117V227H116ZM85 229H86V228H85ZM118 229H119V228H118ZM160 229H161V228H160ZM173 229H174V228H173ZM196 229H197V228H196ZM196 229H195V230H196ZM200 229L202 230V228H200ZM205 229H207V228H205ZM212 229H213V228H212ZM215 229H216V228H215ZM234 229H235V227H234ZM253 229H254V228H253ZM257 229H258V228H257ZM198 230H199V229H198ZM217 230H218V227H217ZM222 230H223V228H222ZM251 230H252V228H251ZM88 231H89V230H88ZM206 231H207V230H206ZM206 231H205V232H206ZM210 231H212V230H210ZM210 231H209V232H210ZM215 231H216V230H215ZM226 231H227V230H226ZM255 231H256V229H255ZM14 232H16V231L14 230V231H13V234H15ZM85 232H86V231H85ZM196 232H197V231H196ZM199 232H200V231H199ZM224 232H225V231H224ZM224 232H223V233H224ZM227 232H228V231H227ZM235 232H236V231H235ZM17 233H18V232H17ZM90 233H91V232H90ZM90 233H89V237H90ZM159 233H160V232H159ZM213 233H214V232H213ZM221 233H222V232H221ZM225 233H226V232H225ZM242 233H243V232H242ZM247 233H250V234H251L252 232H248V231H247ZM253 233H254V232H253ZM7 234H8V233H7ZM110 234H111V233H110ZM157 234H158V233H157ZM169 234H170V232H169ZM175 234H176V232H175ZM188 234H189V233H188ZM209 234H211V232H210ZM228 234H229V233H228ZM254 234H255V233H254ZM9 235H11V234H9ZM198 235H199V234H198ZM203 235H204V234H203ZM214 235H216V234H214ZM214 235H213V236H214ZM217 235H218V234H217ZM258 235H259V234H258ZM258 235H257V236H258ZM14 236H15V235H14ZM14 236L11 235V237H13V238H14ZM16 236H17V234H16ZM16 236H15V237H16ZM168 236H171V235H168ZM173 236H175V235H173ZM199 236H201V235H199ZM213 236H212V237H213ZM219 236H220V233H219ZM221 236H222V235H221ZM240 236H241V235H240ZM263 236H264V235H263ZM263 236H262V237H263ZM2 237H1V238H2ZM6 237H7V236H6ZM11 237H10V239H11ZM201 237H202V236H201ZM207 237H208V236H207ZM90 238H91V237H90ZM167 238H168V237H167ZM177 238H178V237H177ZM177 238H176V239H177ZM203 238H204V237H203ZM216 238H217V237H216ZM237 238H238V237H237ZM4 239H5V237H4ZM6 239L8 240V238H6ZM180 239H181V238H179V240H180ZM211 239H212V238H211ZM214 239H215V238H214ZM227 239H228V238H227ZM238 239H239V238H238ZM240 239H241V238H240ZM166 240H167V239H166ZM168 240H169V238H168ZM174 240H175V239H174ZM191 240H192V239H191ZM229 240H232V239L230 238ZM248 240H249V239H248ZM261 240H263V239L261 238ZM9 241H10V240H9ZM170 241H171V240H170ZM177 241H178V239H177ZM180 241H181V240H180ZM183 241H184V240H183ZM238 241H239V240H238ZM0 242H1V241H0ZM89 242H90V241H89ZM167 242H168V241H167ZM174 242H175V241H174ZM185 242H186V240H185ZM232 242H233V241H232ZM255 242H256V241H255ZM263 242H264V241H263ZM2 243H3V242H2ZM8 243L10 244V242H8ZM178 243H179V242H178ZM214 243H215V241H214ZM167 244H168V243H167ZM167 244H165V245H167ZM181 244H182V243H181ZM236 244H237V243H236ZM240 244H241V243H240ZM254 244H255V243H254ZM172 245H173V243H171V246H172ZM176 245H177V242H176ZM176 245H173V246L177 247ZM179 245H180V244H179ZM182 245H183V244H182ZM218 245H219V244H218ZM241 245L243 246V244H241ZM241 245H240V246H241ZM256 245H257V244H256ZM173 246H172V247H173ZM246 246H247V245H246ZM257 246H258V245H257ZM7 247H8L9 249H8ZM175 247H174V248H175ZM179 247H180V246H179ZM185 247H186V245H185ZM185 247H184V248H185ZM191 247H192V246H191ZM255 247H256V246H255ZM93 248H94V247H93ZM168 248H169V246H168ZM219 248H220V247H219ZM226 248H227V247H226ZM257 248H258V247H257ZM257 248L255 249V251L258 250ZM169 249H170V248H169ZM180 249H183V248H180ZM190 249H191V248H190ZM190 249H189V251H191ZM224 249H225V248H224ZM228 249H230V247H229ZM236 249H237V248H236ZM241 249H242V248H241ZM244 249H245V248H244ZM175 250H176V249H175ZM178 250H179V248H178ZM183 250H184V249H183ZM193 250H194V248H193ZM220 250H221V249H220ZM225 250H226V249H225ZM238 250H239V249H238ZM249 250H250V249H249ZM252 250H254V249H251V251H252ZM89 251H90V250H89ZM173 251H174V250L172 249V253H173ZM259 251H260V250H259ZM94 252H95V250H94ZM175 252H176V251H175ZM184 252H186V251H184ZM218 252H219V251H218ZM246 252H247V251H246ZM168 253H169V251H168ZM179 253H180V252H179ZM182 253H183V252H182ZM232 253H233V251H232ZM251 253H252V252H250V255H251ZM257 253H258V252H257ZM97 254H98V253H97ZM164 254H165V252H164ZM174 254H176V253H174ZM190 254H191V252H190ZM190 254H189V255H190ZM241 254H242V253H241ZM94 255H95V254H94ZM169 255H170V254H169ZM178 255H179V254H178ZM187 255H188V254H187ZM191 255H192V254H191ZM191 255H190V256H191ZM224 255H225V254H224ZM233 255H234V254H233ZM255 255H256V254H255ZM255 255H254V258L256 259ZM163 256H164V255H163ZM184 256H185V255L180 254V255L178 256V260H179V259H180V260H184V259H185ZM194 256H195V255H194ZM220 256L222 257L221 254H220ZM220 256H219V257H220ZM245 256H247V255H245ZM258 256H259V255H258ZM258 256H257V257H258ZM170 257H171V256H170ZM170 257H169V260H170ZM176 257H177V256H176ZM221 257H220V258H221ZM248 257H249V256H248ZM93 258H94V257H93ZM195 258H196V257H195ZM195 258H194V260H195ZM222 258H223V257H222ZM237 258H238V257H237ZM249 258H251V256H250ZM91 259H92V258H91ZM165 259H166V256H165ZM176 259H177V258H176ZM187 259H188V258H187ZM191 259H193V258H191ZM246 259H247V258H246ZM150 260H151V259H150ZM174 260H175V259H174ZM174 260H173V261H174ZM185 261H186V259H185ZM231 261H232V260H231ZM154 262H155V260L153 261V263H154ZM167 262H168V261H167ZM181 262H182V261H181ZM196 262L199 263L198 260H196ZM234 262H235V261H234ZM237 262H238V261H237ZM160 263H161V262H160ZM163 263H164V262H163ZM168 263H169V262H168ZM187 263H188V262H187ZM187 263H186V264H187ZM197 263H196V264H197ZM224 263H225V262H224ZM228 263H229V262H228ZM248 263H249V261H248ZM248 263H247V264H248ZM251 263H252V262H251ZM89 264H90V263H89ZM148 264H149V263H148ZM178 264H179V263H178ZM244 264H245V262H244ZM258 264H259V263H258Z\"/></svg>",
	"mask_w": 264,
	"mask_h": 264
}]
</instances>
